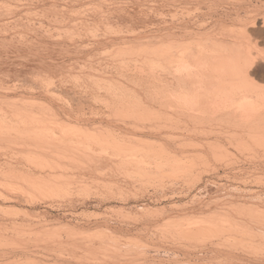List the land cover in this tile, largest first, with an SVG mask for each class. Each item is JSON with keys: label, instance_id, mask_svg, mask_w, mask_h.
<instances>
[{"label": "rangeland", "instance_id": "1", "mask_svg": "<svg viewBox=\"0 0 264 264\" xmlns=\"http://www.w3.org/2000/svg\"><path fill=\"white\" fill-rule=\"evenodd\" d=\"M16 1V0H15ZM19 1V0H18ZM15 2L16 4H13V5H11L10 7H9V10H8V14L6 13V11H4V9H3V13L1 12L0 13V18H2V19H0L1 21H0V55H1V59H0V86H2V87H7V85H8V87H10L11 85H13V83H14V86H15V89H14V87L13 86H11V87H13V89L15 90H10V88H8L7 90H4L5 88H3V90H2V87H1V89H0V96L2 97V96H4V97H2L3 99H1V97H0V101H1V104H3L4 102H6L5 100L7 99V103H9L10 102V100L9 99H12V97L15 99H12V101H14V105L16 106V100H18L17 101V103H18V105H19V103H22V99L24 100V101H26L25 99H30L28 102L30 103V101H31V99H34V100H32V102L33 101H35L36 103H37V101H38V104H41V103H43V104H45L46 103V105L45 106H47L48 104L47 103H49V105H50V107H55V108H53V109H57V110H55V111H57V112H59V114H55L59 119H57V117L54 115L53 117H52V115L53 114H51L50 115V113H47L46 115H47V117H49V115H50V119H53V120H51L50 121V123H48L49 122V120L47 121V120H45V119H49V118H47L46 116H45V119H44V117L43 118H41V116L42 115H44V114H42L41 116H40V112L41 111H38V108H36L35 110H31V111H33V112H31V113H35L36 114V116H34V117H36L37 119L34 121V120H31L32 122L34 121V123L33 124H31V126L29 125L30 123H31V121H29V122H22L21 123V125L22 126H25V128L24 127H22V129H25L26 130V132L27 131H29V133H31L30 132V129L32 128V130H34L35 128H37L36 126H34V125H38V124H35V123H37V120H42V126H43V129H42V127H41V131H43L44 133H45V131L46 132H48V130L49 129H52L53 131L58 127L57 125H59V123H61L62 121H64L63 123H62V125L60 126L59 125V129L57 128V133L55 134V139L57 138V141L58 140H60V135H59V133L61 134V131H63L64 133L65 132H67L68 133V135H71L72 137L74 136V135H76V134H78V132L81 130V129H83V130H81L79 133V135H81V134H85L86 133V131L89 133H91V130H92V133H94V132H96V133H94L95 135H97L98 136V133L101 135L100 137H101V139H100V137H98L97 138V136H93L94 137V139H95V137H96V140H95V142H97L95 145L92 143V145L90 144L93 140H92V135H90V133H89V136L87 135L88 133H86L84 136L83 135H81V137L83 138V137H86L85 138V140L84 139H82V141L84 140V142L82 143L83 144V146H84V148H85V145L87 146V148H86V150L84 151V150H81L82 151V153L80 152L78 155L80 156H78L77 154H76V156L78 157H76L75 155H72V158L71 159H66L67 157H65V156H67L68 155V158L71 156V155H69V154H64L63 152L65 151L64 149L65 148H63L62 146L63 145H65L64 143H63V145L61 146L60 144H58V148H59V146L62 148V149H60V152H58V151H54V150H56L55 148L57 147V141H52V142H50L49 143V141L51 140L50 138V140L48 141V143H47V146H46V142L44 141V139H45V137L50 133V135L48 136V137H50L51 135H54V132H52V130L48 133V134H46L45 136H42V134H43V132L42 133H39V132H41L40 130H39V128H38V130H35V131H38V135L40 136H42V137H44V139L43 138H40V140H42V141H44L45 142V145L43 144V142H41V143H39L40 144V146L41 145H43V147L44 148H46L47 147V149H53V150H49L50 152H52V153H54V152H57L59 155L58 156H60V155H62V156H60L59 157V161L57 160L58 159V157L56 156V153H54V156H53V154L51 153V154H48L49 153V151L46 149H44L42 146V149H38L39 148V146H38V148H37V146H36V149L35 148H32L31 146H28V147H24V145L25 144H23L22 146H19V145H21V143H23V139H25L24 137L23 138H21V137H18V134H16V132H17V130L19 131L20 130V128H21V126L19 127V129H16V127H15V130L16 131H12V133H15V134H11L10 133V135H13V136H16V137H18V138H16L17 140V142L15 141V139L14 140H12V141H10L9 139L6 141V140H4V139H1L2 140V142H0V148L2 149V151L0 150V161H1V159H2V161L0 162V170L2 171L1 173H3V177L1 176L2 174L0 173V181H2L3 183H1L0 182V184L4 187V186H6L5 184H7V183H9V185L8 186H6V191L8 192V191H10V192H8V194H6L5 196H4V198H2V197H0V264H13V262H16V263H14V264H41V263H43V264H51V263H53V261L55 260L54 258H56V256L59 258V259H61V257L62 258H65L66 257V255L68 256L69 255V252H68V250H67V248L66 247H62V245H60L61 247H59L58 245L56 246V247H58V249L60 250V252H58V250H57V248L56 247H51V248H53V249H56L55 251L53 250H49V249H51L50 247L49 248H47V246H46V248L47 249H45L44 247H43V245H42V239H44V240H46L47 239V237L49 236V235H51L52 233L51 232H54L55 231V228H53L54 226L56 227L57 225H59L60 226V224L59 223H61V226H62V222H64V224H65V222H66V220L67 219H69V220H71V222H79L81 225L82 224H84V225H82V227H84V228H80L79 230H81V231H85V230H87V229H89L88 231H94V229H96L95 230V232L97 233L98 232V234L100 233L99 231V229L101 228V226H102V224H100L99 223V221H97V220H102V222L101 223H103V222H107V223H113V225H115V226H120L122 223V225L124 226V223H125V226H124V228H129V229H127V231L129 232V233H127V234H125L124 236H126V237H124L123 235L121 236V237H114V235H111L110 234V236H112V237H114V238H117V240H119L118 241V244H120V245H118L119 247L120 246H122V245H124V246H122V247H120V248H127L128 246H125V244L126 245H128L129 244V246L130 247H128L127 249V252L129 251V254L128 253H126V251H124L125 252V254H127V255H129V256H127V255H125L124 253H122L123 251V249L121 250L122 252L121 253H119V251H118V253H119V255L117 254V256H120L121 254H124L123 255V257L124 256H127V257H130V254H131V262H130V258H125V260L123 259V257L120 259V257H117L119 260H121V263L123 264V262L122 261H124V263L126 262H130V263H127V264H133L134 262V264H148V262L150 263V264H160V263H162V264H167V263H169V264H174V262H175V264H202V263H204L205 264V262L207 261V263L206 264H208L209 262L211 263V264H215V261H218L219 259V262H220V264H235L236 263V260H238L237 261V263L236 264H264V244H260V243H264V242H262V241H264V237H263V234H260V233H258V234H255V236H252V237H254L255 239H257V238H259V237H261V239H260V242L258 243H256L255 244V246L258 244V246L257 247H252V244L254 243V241L252 242V240H250L249 239V241L248 240H246V239H244V241H242V242H245V240H246V242H247V244H248V242H251V243H249V244H251V247H250V245H249V247H248V250H250V252H246V251H248V250H245L244 249V253L242 252V250L243 249H238L236 252H234V248L235 247H233V245L231 246V244H232V242H227L226 240H224V242H225V245L227 246V248H226V246H224L223 248H221V245L224 243V242H222L223 240H220L219 241V239H216L215 240V238L216 237H219V238H222L221 236H214V235H210V236H213V239L212 238H205L206 240H208V239H212V244L215 246L216 244L215 243H217L218 245L220 244V247H217L216 248V246H215V248L216 249H218V248H220V249H218V250H220L219 252L216 250V249H213V245L210 243V241H206L204 238L203 239H201L200 237L198 238L197 236H195V234H193V236H195V238H197V239H200V240H193L192 238V236H191V234H189V236H187L186 234H188V233H191L192 232V228H191V232L189 231V229H190V227H189V225L190 226H192V225H196L197 223H199V222H201V221H204V222H207L206 220H210V218H211V220H217L219 217H220V214H221V217L218 219V221L220 222L221 221V223L223 222L224 224H230L232 227L234 226V225H237V223L239 222V220L240 221H244V222H240V223H249L250 221H252V222H250V223H254L253 221L255 220V223L257 222L259 225H262L264 222V128H262V127H264V123H261L260 121H259V119H262V118H264V117H262L263 115H264V108H256V109H253V111L255 112V110H257V114H255L254 116H251V117H253V118H248V120L250 121V119H251V121H253V125H256V127L255 126H252L251 125V123L246 119L245 120V122H242V124H240V119L242 118L241 116H237L236 115V117L233 115V117L230 115H226V114H223L222 113V109L223 108H221V107H218L217 106V104L216 103H214V104H212L211 106H207V107H210V108H207V107H205V109L204 108H202L203 110H202V112H201V110L200 109H197V110H194V108L193 107H195V106H191L192 108L190 109V105H196L195 103L197 102V99L199 98V97H201V95H205L204 93H203V91L201 90L202 89V87H200V89H198L199 91H197V89L195 88V87H193L195 90L194 91H197V93L196 92H194L193 91V89H192V92H194V93H191L190 92V88L187 90V88H188V86H189V84H187L186 82H184L183 80H184V78H182V76H179V75H181L180 74V72L182 71L183 73L185 72L186 74H187V72H188V70L187 69H189V68H182V69H179L178 70V68H176V67H179V68H181L180 67V64H178V62H179V58H180V54L178 55V54H176L177 52L178 53H180V51L182 52V53H184L185 55H186V53H188V54H190L189 52H191V53H193V54H190L191 56L193 55V56H198L200 53H202V50H203V48H206L205 50H207V49H209V48H211V47H215V46H213V45H211V47H210V45L209 44H211V43H208L209 41H211V39L213 38H215V39H217V38H220V39H222L223 37V39H225V40H227L228 38L230 39V37L231 38H233L231 35H233L235 38H236V40H240V38H241V41L242 40H244L242 37H241V33H240V31H237V30H239L241 27L240 26H242L243 25V23H238V22H241V21H238L240 18H235L234 19V21H233V19H229V18H227V16L225 15V14H228V13H230V14H232V16H236V12H238V15H242V17L241 18H243V16L244 17H247L246 15H247V13H253L254 12V8H255V6H256V9H263V7H264V3H262V2H264V0H246V3H245V1H242V0H240V1H242V2H238L239 0H233L234 1V3H236V4H234L233 3V1L232 0H230V1H226V0H224L225 2H223V0H222V2H221V0H186V1H184V0H167V1H165V0H135V1H133V0H31V2H30V0H20V2ZM70 1H71V3H70ZM74 1V2H73ZM145 1V2H144ZM149 1H151V2H149ZM154 1V2H153ZM164 1H165V3H164ZM171 1V2H170ZM176 1V2H175ZM188 1V2H187ZM196 1V2H195ZM198 1V2H197ZM212 1H214V2H216V3H214V2H212ZM236 1V2H235ZM262 1V2H261ZM3 2H5L4 4H3ZM25 2H27V4L25 3ZM35 2V3H34ZM39 2V3H38ZM72 2H73V4H72ZM185 2V3H184ZM219 2V3H218ZM238 2V3H237ZM256 2V3H255ZM1 3V2H0ZM17 3H19V4H17ZM24 4V6H23V4ZM34 3V4H33ZM79 3V4H78ZM132 3V4H131ZM163 3V4H162ZM190 3V4H189ZM199 3V4H198ZM203 3V4H202ZM211 3V4H210ZM214 3V4H213ZM228 3V4H227ZM6 4H7V2L6 1H2V4L1 5H5L6 6ZM118 4H121L122 6H118ZM124 4V5H123ZM142 4V5H141ZM153 4V5H152ZM161 4V5H160ZM202 4V5H201ZM223 5V7H222V5ZM225 4V5H224ZM227 4V5H226ZM243 4V5H242ZM252 4V5H251ZM256 4V5H255ZM9 5V4H8ZM7 5V6H8ZM19 5V6H18ZM22 5V6H21ZM30 5V6H29ZM146 5V6H145ZM152 5V6H151ZM166 5V6H165ZM201 5V6H200ZM248 5H249V7H248ZM4 6V7H5ZM12 6L14 7L13 9H12ZM15 6H17V9H15ZM151 8H150V7ZM168 6V7H167ZM213 6V7H212ZM222 7V8H219V7ZM236 8H235V7ZM260 6V7H259ZM24 7V8H23ZM57 7V8H56ZM132 7V8H131ZM139 7V8H138ZM141 7V8H140ZM157 7V8H156ZM197 7V8H196ZM240 7H242V8H240ZM251 7H253V8H251ZM117 8V9H116ZM121 8V9H120ZM124 8V10H122ZM130 8V9H129ZM135 8V9H134ZM145 8V9H144ZM198 8H200V9H198ZM210 10H209V9ZM214 8V9H213ZM219 8V9H218ZM246 8H247V10H246ZM12 9V10H11ZM21 9H23L22 11H21ZM116 9V10H115ZM121 10V12H120V10ZM202 9V10H201ZM218 9V10H217ZM222 9H226L225 11H226V13H225V11L224 10H222ZM229 9V11H227ZM236 9V10H235ZM245 9V10H244ZM44 10V11H43ZM77 10H79V12H80V14H79V12L77 11ZM128 11V13L126 14L125 12H127ZM131 10H133V11H131ZM140 10H141V12H140ZM146 10V12L144 13V11ZM149 10V11H148ZM152 10V11H151ZM209 10V11H208ZM212 10H213V12H212ZM239 10V11H238ZM253 10V11H252ZM17 11V12H16ZM19 11H20V14H19ZM27 11V12H26ZM116 11H117V13H116ZM124 11V12H123ZM130 11V12H129ZM143 11V12H142ZM231 11V12H230ZM233 11V12H232ZM245 11V12H244ZM246 11H248V12H246ZM249 11H251V12H249ZM13 12V13H12ZM139 12V13H138ZM150 12H151V14H150ZM153 12V13H152ZM155 12V13H154ZM203 12V13H202ZM228 12V13H227ZM235 12V13H234ZM262 12H264V9H263V11ZM12 13V14H11ZM25 13V14H24ZM76 13L78 14V15H76ZM103 13V14H102ZM142 15H141V14ZM149 13V14H148ZM219 13H222V15L221 14H219ZM246 14V15H244V14ZM22 14V15H21ZM46 14V15H45ZM70 14V15H69ZM72 14V15H71ZM117 14V15H116ZM120 14H122V15H120ZM123 14H125V15H123ZM129 14H130V16H129ZM153 14H154V17H153ZM161 14H164L163 16L161 15ZM219 14V15H218ZM225 16H224V15ZM2 15V16H1ZM4 15V16H3ZM18 15V16H17ZM69 15V16H68ZM74 15V16H73ZM110 15V16H109ZM136 15V16H135ZM138 15V16H137ZM146 15H148V17L146 16ZM156 15V16H155ZM157 15H159V17L157 16ZM161 15V16H160ZM213 17H215L214 19L212 18V16ZM9 16V17H8ZM15 16V17H14ZM30 16V17H29ZM69 18H68V17ZM78 17V19L76 18V19H74L73 17ZM81 16V17H80ZM133 16V17H132ZM218 16H220V17H218ZM4 17V18H3ZM21 17V18H20ZM26 17V18H25ZM80 17V18H79ZM104 17H106V18H104ZM111 17V18H110ZM131 17V18H130ZM156 17V18H155ZM211 17V18H210ZM219 18L218 20L216 19V18ZM225 17V18H224ZM14 18V20L12 21V19ZM16 18V19H15ZM17 18H19V19H17ZM25 18V19H24ZM33 18H34V21H33ZM56 18V19H55ZM74 19V20H76L75 21V23H74V21H72V19ZM81 18H83V19H81ZM108 18V19H107ZM112 18H114V19H112ZM130 18V19H129ZM133 18V19H132ZM138 18V19H137ZM152 18V19H151ZM161 18V19H160ZM222 18V19H221ZM4 19H6V23H5V20ZM9 19H11V20H9ZM22 19V20H21ZM24 19V20H23ZM28 19V20H27ZM55 19V20H54ZM66 19H71L70 21L69 20H66ZM106 19H107V21H106ZM118 20V21H116V20ZM136 19V20H135ZM160 19V20H159ZM207 19V20H206ZM225 19V20H224ZM236 19H237V23H236ZM3 20V21H2ZM9 20V21H8ZM17 20V21H16ZM27 20V21H26ZM53 20V21H52ZM61 22H60V21ZM66 22H65V21ZM81 20H83L82 22L84 23V24H82L83 26H81ZM122 20V21H121ZM126 20V21H125ZM150 20H151V22H150ZM165 20V21H164ZM183 20V21H182ZM208 20H210L209 22H208ZM213 20H216V22L217 21H221V22H223L224 24L226 23V25L228 26V24H231V26H234V25H236V27L234 26V27H231L230 25V30H229V26L228 27H226V25H222L223 23H221L220 24V22H218V23H216V22H214ZM228 20H229V22H228ZM58 21H59V23H58ZM69 21V22H68ZM72 21V22H71ZM81 23H80V22ZM143 21V22H142ZM161 21V22H160ZM188 21V22H187ZM208 22V24L207 23H205V22ZM226 21V22H225ZM1 22H4V24L3 23H1ZM33 22L35 23V24H33ZM49 22V23H48ZM53 22V23H52ZM57 22V23H56ZM77 22V23H76ZM79 22V23H78ZM106 22H108L109 24H107ZM110 22H111V24L113 25V26H117V25H114V24H120V25H125L126 23H128L129 22V24H131L132 23V25L135 27V28H137L138 30H144V25H145V28H146V24H147V29H149V30H151L152 29V27L153 26H155L154 28H153V31L155 32H157L156 34H158V35H161V36H163V38H164V41H165V37L166 36H170L171 35V37L172 38H174V39H170V41H172L173 43H175V41H176V45H175V47H174V44H169V45H172V51H168V52H171L169 55H171L172 57H177L176 58V61L175 60H170L172 63H171V66L169 65V63H170V61L169 62H167L166 61V59H165V61H163L162 60V65L163 66H161L160 68L161 69H159V71H162V72H160V73H163L162 74V77H163V79L165 80V81H163L162 82V85H164V87L161 85V88H163L162 90H159V91H161V94L159 95L158 93V95L160 96V98H159V100H158V102H157V106H152V107H150L149 109H147V110H143V111H146V113H144L143 111H141V110H137V109H135L136 111H134V110H132V111H128L127 109H126V107H122V108H124V109H119L118 111H117V109L115 108V107H113V104H114V106H115V103L116 104H120L121 105V103L120 102H128V99L126 98V100H124L123 98L122 99H120V98H118L117 96H116V94H114V93H112V92H110V91H108L107 89H105L104 88V91H101L102 90V88H100V87H98L97 85H95V84H93V82H92V79L91 78H89L88 77V80H90L91 82H92V84L90 83V82H88V80H87V77H85L86 75H82L81 74V72H84V71H87V69L88 70H91L92 68H94L93 70L94 71H97V72H99L100 74H104L105 76H117L118 75V68H117V64H116V62H114L112 59V61H113V63H112V61L111 60H109V58H111V57H113V54L112 53H109V51H111V50H113L112 49V46H113V44L111 45L110 43H109V41H111V43H112V41H113V39H112V36H113V38L114 39H116L117 37V40L120 38V36L122 35V31H120V32H122V33H120L119 31H118V33H120L119 34V36H118V33L117 32H115V31H111V29L108 27H106L105 28V26H108V25H111L110 24ZM118 22V23H117ZM144 22L146 23V24H144ZM153 22V23H152ZM164 22V23H163ZM166 22H168V23H166ZM180 22V23H179ZM182 22V23H181ZM186 22V23H185ZM211 22H213V23H211ZM228 22V23H227ZM235 22V23H234ZM7 23H8V25H7ZM12 23H13V25H12ZM26 23V24H25ZM32 23V24H31ZM64 25L65 24V26H67V27H69L72 23V25L68 28L69 29V31H66V28L65 27H62L61 29H60V31H59V34H61L63 31H66V33L68 32V34H69V32L70 31H72V30H74V31H79V33L78 34H76V35H74L73 33H74V31L72 32V34L73 35H69L70 36V39H69V36L68 35H66L65 36V34L63 35V33L61 34V35H55L56 33L58 34V30L59 29H57L58 27L57 26H59V25ZM71 23V24H70ZM134 23H136V24H134ZM151 23L152 24H154L153 26L151 25ZM161 23V24H160ZM163 23V24H162ZM205 23V24H204ZM233 23H234V25H233ZM17 24V25H16ZM23 24V25H22ZM41 24V25H40ZM43 24V25H42ZM49 24V25H48ZM52 24H53V26L56 28V30L54 31V27L52 26ZM55 24H59V25H55ZM85 24H87V26H85ZM106 24V25H105ZM118 24V25H119ZM156 24V25H155ZM178 24H179V26H178ZM185 24V25H184ZM204 24V25H203ZM242 24V25H241ZM6 25V26H5ZM22 25V26H21ZM25 25V26H24ZM28 25V26H27ZM35 25L37 26V28L35 27ZM69 25V26H68ZM75 25H77L76 27H75ZM143 25V26H142ZM148 25H151L150 27L148 26ZM163 25V26H162ZM165 25V26H164ZM169 25V26H168ZM211 25H212V27H211ZM218 25H220V26H218ZM3 26V27H2ZM10 26V27H9ZM14 26H16L17 28H15ZM27 26V27H26ZM32 26V27H31ZM42 27V29H41V27ZM156 26H159L158 28L156 27ZM175 26V27H174ZM183 26V27H182ZM186 28H185V27ZM222 26H223V29H222ZM238 26V27H237ZM5 27H7V28H5ZM39 27V28H38ZM54 29H53V28ZM59 27H61V26H59ZM81 27H83L82 29H81ZM84 27H85V29L86 28H88V30L86 31V32H84ZM161 27V28H160ZM166 27V28H165ZM189 27V28H188ZM214 28L213 30L211 29V28ZM225 27V28H224ZM240 27V28H239ZM12 28V29H11ZM25 28H26V30H25ZM29 28H31V29H29ZM64 28H65V30H64ZM139 28H141V29H139ZM143 28V29H142ZM155 28H157V29H159V30H154ZM188 28V29H187ZM216 28V29H215ZM221 28V29H220ZM233 28V30H231ZM237 28V30H235V29ZM4 29V30H3ZM9 29V30H8ZM10 29H11V31H10ZM15 29V30H14ZM63 29V30H62ZM77 29V30H76ZM79 29V30H78ZM84 29V30H83ZM104 29H106V30H104ZM108 29H110V31L108 30ZM147 29H145V30H147ZM209 29H211V30H209ZM220 29V30H219ZM227 29V30H226ZM6 30V32H4ZM8 30V31H7ZM18 30V31H17ZM21 30H25V31H21ZM29 30V31H28ZM33 30V31H32ZM40 30V31H39ZM51 30V31H50ZM61 30H62V32H61ZM82 30V31H81ZM148 30V31H149ZM169 30L170 31H172V30H174V31H172V32H174V33H170L169 32ZM209 30V31H208ZM215 30V31H214ZM222 31V32H219V31ZM3 31V32H2ZM17 32V33H14V32ZM36 31V32H35ZM44 31H46V32H48L49 31V33H50V35L52 36V37H50V35H48L49 33H46L45 34V32ZM102 31H103V33H102ZM125 31V30H124ZM185 31V32H184ZM213 31V32H212ZM224 31L226 32L227 31V33H225V34H223L224 33ZM229 31H232L234 34H231L232 32H229ZM236 31V32H235ZM263 31V32H262ZM261 32V34H259L260 36H257V35H250L251 36V39H252V42L253 43H255L256 44V46L258 45H260L259 47L260 48H258V49H263L264 48V40H262L263 38L262 37H264L263 35H264V27H263V30H262ZM8 32V33H7ZM23 32V33H22ZM37 33V35L35 36H33V34H35V33ZM41 32V33H40ZM53 32V33H52ZM107 34H106V33ZM108 32L110 33L109 35H108ZM126 32V31H125ZM214 32H216V33H214ZM218 32V33H217ZM237 32H239L240 33V38H238L239 36H237V35H235V34H239V33H237ZM2 33V34H1ZM5 35H4V34ZM13 33V34H12ZM21 33V34H20ZM55 33V34H54ZM81 33V35L84 37V38H82V36L80 35L79 36V34ZM105 33V34H104ZM112 33H116V34H112ZM209 33V34H208ZM214 33V35H212ZM219 33H221V35L219 34ZM228 33H230V35L228 34ZM11 34V35H10ZM26 34H27V36H26ZM32 34V35H31ZM41 34V38L39 37V35ZM98 34V35H97ZM103 34V35H102ZM112 34V35H111ZM123 34H125V33H123ZM218 36H217V35ZM227 34V35H226ZM2 35V36H1ZM10 35V36H9ZM12 35H14V36H12ZM18 35H20V36H18ZM63 35V36H62ZM97 35V36H96ZM100 35H102V36H100ZM110 36V37H108V36ZM172 35H174V36H172ZM229 35V36H228ZM16 36V37H15ZM22 36V37H21ZM45 36V37H44ZM60 36H62V37H60ZM76 36V37H75ZM104 36V37H103ZM207 36H209V37H207ZM255 36H257V37H255ZM4 37H6V39L5 40H3L4 39ZM14 37V38H13ZM30 37V38H29ZM35 37V38H34ZM49 37V38H48ZM57 37L59 38V39H57ZM64 37V38H63ZM71 37H73V39L71 38ZM75 37V38H74ZM78 37V38H77ZM80 37V38H79ZM93 37H97L96 39L97 40H100V41H97L95 38H93ZM116 37V38H115ZM253 37H255V38H253ZM260 37V38H259ZM12 38V39H11ZM24 38V39H23ZM25 38H26V40H25ZM34 40H33V39ZM51 38V39H50ZM56 38V39H55ZM77 38V39H76ZM92 38V39H91ZM104 38V39H103ZM108 38H111L110 40H108L107 41V39ZM207 38V39H206ZM209 38H211V39H209ZM18 39V40H17ZM32 39V40H31ZM38 41H37V40ZM71 39L73 40V41H75V42H73V41H71ZM83 39V40H82ZM94 39V40H93ZM206 40V42L204 41V40ZM209 39V40H208ZM228 39V40H229ZM257 39V42H258V44H257V42L255 41ZM7 40V41H6ZM10 40V41H9ZM11 40H13L14 42H11ZM20 40V41H19ZM52 40V41H51ZM59 40V41H58ZM67 40V41H66ZM207 40H208V42H207ZM227 40V41H228ZM16 41V42H15ZM18 41V42H17ZM21 41H22V43H21ZM27 41V42H26ZM28 41L30 42V43H28ZM32 41V42H31ZM40 41V42H39ZM46 41V42H45ZM61 41V42H60ZM83 41V42H82ZM93 41H96V43L95 42H93ZM204 43H203V42ZM262 41V42H261ZM3 42V43H2ZM8 42V43H7ZM9 42H11V43H13V44H10ZM24 42H25V45H24ZM37 42V43H36ZM41 42H43V43H41ZM64 42V43H63ZM171 42V43H172ZM35 43V44H34ZM40 43V44H39ZM46 43V44H45ZM61 43V44H60ZM62 43H63V45H62ZM67 43V44H66ZM91 43V44H90ZM201 43H203V45L201 44ZM208 43V44H207ZM4 44V47L2 46ZM16 44H17V46L19 47H17L16 46ZM23 44V45H22ZM30 45V47H29V45ZM34 44V45H33ZM77 44V45H76ZM87 44V45H86ZM90 44V45H89ZM101 44V45H100ZM107 44V45H106ZM205 44H207V45H209V48H207L208 46L207 45H205ZM254 44V45H255ZM12 45V46H11ZM15 45V46H14ZM45 45V46H44ZM70 45H73V46H70ZM81 45V46H80ZM83 45V46H82ZM85 45V46H84ZM163 45V44H162ZM229 45V44H228ZM28 46V47H27ZM36 46H37V48H36ZM40 46V47H39ZM69 48H68V47ZM88 46V48H86ZM166 46V45H165ZM164 45H163V47H165ZM205 46V47H204ZM230 46V45H229ZM246 48V50L248 49L247 47H249V50H247V52H246V50H245V55L248 53L249 54V52H251L250 53V56H256L257 55V48H251V45L249 46V45H244ZM263 46V48H261ZM33 47H34V49H33ZM44 47V48H43ZM47 47V49H45ZM77 47H79V49L77 48ZM84 47V48H83ZM171 47V46H170ZM203 47V48H202ZM6 48V49H5ZM14 48V49H13ZM22 48V49H21ZM24 48V49H23ZM29 48V49H28ZM43 48V49H42ZM60 48V49H59ZM76 48V49H75ZM91 48V49H90ZM113 48H114V46H113ZM251 48V49H250ZM3 51H2V50ZM25 49H26V51H25ZM36 49V50H35ZM74 49V50H73ZM82 49V50H81ZM170 50H171V48H169ZM10 50H13V51H10ZM24 52H23V51ZM35 50V51H34ZM38 50V51H37ZM48 50V51H47ZM59 50V51H58ZM69 50V51H68ZM75 50H77V51H75ZM188 52H187V51ZM264 50V49H263ZM2 51V52H1ZM16 51V52H15ZM30 51V52H29ZM63 51V52H62ZM70 51H71V53H70ZM6 52H8V53H6ZM19 52H20V54H19ZM32 52V53H31ZM37 52H38V54H37ZM56 54H55V53ZM66 52V53H65ZM77 54H75V53ZM252 52H254V53H252ZM10 53V54H9ZM18 53V54H17ZM69 53V54H68ZM73 53V54H72ZM82 53V54H81ZM89 53H90V55H89ZM23 54V55H22ZM35 54V55H34ZM42 54V55H41ZM55 54V55H54ZM187 54V55H188ZM251 54H253V55H251ZM6 55V56H5ZM17 55V56H16ZM27 55H28V57H27ZM41 55V56H40ZM64 55V56H63ZM69 55V56H68ZM71 55V56H70ZM13 56V57H12ZM21 56V57H20ZM30 56V57H29ZM34 56V57H33ZM36 56V57H35ZM56 56V57H55ZM78 56V57H77ZM89 56V57H88ZM247 56V55H246ZM4 57V58H3ZM20 58V59H18V58ZM24 57V58H23ZM171 57V58H172ZM175 57H174V59H175ZM6 58V59H5ZM10 58V59H9ZM32 58V59H31ZM36 60H35V59ZM39 58L41 59V60H39ZM49 60H48V59ZM52 58L54 59V60H52ZM63 60H62V59ZM75 60V62H74V60ZM83 58V59H82ZM87 58V59H86ZM170 58V59H171ZM23 59H25V60H23ZM31 60V61H28V60ZM34 59V60H33ZM46 59V60H45ZM100 59V60H99ZM105 61H104V60ZM177 59H178V61H177ZM7 60H9V61H7ZM19 60V61H18ZM27 60V61H26ZM39 60V61H38ZM59 60H61V61H59ZM71 60V61H70ZM98 61V63H97V61ZM107 60H109V62L107 61ZM2 61V62H1ZM5 61V62H4ZM13 61H15V62H13ZM24 63H23V62ZM34 63H33V62ZM47 61V62H46ZM59 61V62H58ZM64 61H65V63H67V64H65L64 63ZM37 62V63H36ZM58 62V63H57ZM69 62V63H68ZM70 62H73V63H70ZM108 62V63H107ZM205 61H203V63H204ZM2 63V64H1ZM18 63V64H17ZM30 63V64H29ZM32 63V64H31ZM39 63V64H38ZM101 63H103V65L101 64ZM115 63V64H114ZM167 63V64H166ZM175 63H177L176 65H175ZM11 64V65H10ZM14 64V65H13ZM23 66H22V65ZM26 64V65H25ZM34 64V65H33ZM38 65V66H36V65ZM45 64V65H44ZM48 64L50 65V66H48ZM52 64V65H51ZM64 64H65V66H64ZM95 64H98V65H95ZM99 64H101V65H99ZM111 64V65H110ZM166 64V65H165ZM172 64H174V65H172ZM33 65V66H32ZM63 65V66H62ZM68 65H70V66H68ZM75 68H73L72 66ZM79 65V66H78ZM110 65V66H109ZM168 65V66H167ZM8 66V67H7ZM16 66V67H15ZM22 66V67H21ZM25 66V67H24ZM35 66V67H34ZM45 66H47V67H45ZM52 66V67H51ZM59 66H61V67H59ZM98 66V67H97ZM103 66V67H102ZM114 66V67H113ZM116 66V67H115ZM170 66V67H169ZM255 66V67H254ZM5 67V68H4ZM7 67V68H6ZM12 67V68H11ZM18 67V68H17ZM32 69H30V68ZM34 67V68H33ZM43 67V68H42ZM49 67H51V68H49ZM59 67V68H58ZM67 67H68V69H67ZM72 67V68H71ZM76 67H78V68H76ZM92 67V68H91ZM163 67V68H162ZM16 68V69H15ZM36 68V69H35ZM42 68V69H41ZM46 68V69H45ZM49 68V69H48ZM57 68V69H56ZM60 68H62V69H60ZM71 68V69H70ZM79 68H81V70L79 69ZM84 68V69H83ZM99 70H98V69ZM104 68H107V70H105ZM111 68V69H110ZM168 70V71H170L171 70V72H172V74H169V73H171V72H168V71H166V69ZM251 68V69H250ZM249 68V74H250V76L252 77V78H255L254 80H255V82H256V84H258L257 86H254V87H252V85H247V87H244L243 86V88L242 87H240L242 90H244L243 92H238L237 93V91H233L231 88H224L223 90L222 89H220V91L219 92H213L214 90L212 89H210L209 91H207L208 93H206L207 95H208V97H210V98H213V97H215L217 100H226L227 99V97L230 95H232V93L231 92H233V94H235L236 96H234V95H232L231 97H238V96H240L241 94H243L244 96H248L247 98L248 99H251L252 101H253V99H255L256 100V98H258L259 97V99H261V97L262 96H264V94H262V93H264V60H260V59H258L251 67ZM4 70V72H3V70ZM35 69V70H34ZM39 69V72L37 71ZM48 69V73H49V71L51 72V73H49L50 74V76L51 75H53V73H54V76H51V77H53L52 78V80L51 81H53V82H55V83H52V82H50L51 83V87L49 86L48 87V83L46 84H44V82L42 81L43 79H41L40 77H37L38 75H40L41 76V74H45V72L47 73V70ZM56 69V70H55ZM59 69H60V71H59ZM70 69V70H69ZM74 69V70H73ZM83 69V70H82ZM86 69V70H85ZM96 69V70H95ZM114 69V70H113ZM175 69V70H174ZM8 70H10V71H8ZM20 70V71H19ZM23 70V71H22ZM27 70V71H26ZM43 70V71H42ZM64 70V71H63ZM67 70H69V71H67ZM78 70V71H77ZM172 70H174V71H172ZM178 70V71H177ZM187 70V71H186ZM251 70V71H250ZM6 71H7V73H6ZM14 71V72H13ZM18 71V72H17ZM31 71V72H30ZM33 71V72H32ZM72 71V72H71ZM115 72V74H111V72ZM118 71V72H117ZM10 72H11V74H10ZM13 72V73H12ZM17 72V73H16ZM24 72V73H23ZM27 73V75H26V73ZM44 72V73H43ZM66 72V73H65ZM73 72L75 73V74H73ZM88 72V71H87ZM113 72V73H114ZM164 72H166V73H164ZM175 72V73H174ZM32 73H34L35 74V76H33V78H31L32 77ZM56 73V74H55ZM70 75V76H68V74ZM71 73V74H70ZM168 73V74H167ZM176 73H177V75H176ZM184 73V75H186ZM233 73V72H232ZM16 76H14V75ZM17 74V75H16ZM60 74V75H59ZM63 74H65V75H67L68 76V78H67V76H65V75H63ZM73 74V75H72ZM81 74V75H80ZM9 75V76H8ZM14 77H13V76ZM19 75V76H18ZM25 75V76H24ZM29 75V76H28ZM37 75V76H36ZM56 75V76H55ZM61 75H62V77H61ZM76 75V76H75ZM166 75H167V77L169 76H171L170 78L168 77V79H167V77H166ZM176 75V76H175ZM2 76V77H1ZM5 76H7V77H5ZM18 76V77H17ZM43 76H45V75H43ZM63 76H64V78H63ZM73 76H75V77H77V78H75V77H73ZM187 76V75H186ZM4 77V78H3ZM11 77H12V79H11ZM20 77V78H19ZM37 77V78H36ZM56 77V78H55ZM71 77V78H70ZM73 77V78H72ZM80 77H81V80H80ZM117 77H121V76H117ZM175 77V78H174ZM8 78V79H7ZM14 78V79H13ZM16 78V79H15ZM21 78H22V80H21ZM24 78H25V80H24ZM26 78H29V79H26ZM35 78V79H34ZM38 78H40L41 80H39ZM58 78H60L59 80H58ZM235 78V77H234ZM19 79H20V81H19ZM38 79V80H37ZM79 79V80H78ZM170 79V80H169ZM185 79H187V78H185ZM7 80V81H6ZM8 80H10V82L8 81ZM13 80H15V81H13ZM71 80V81H70ZM85 80H86V82H85ZM121 80H125V78H121ZM12 81V82H11ZM18 81V82H17ZM29 81V82H28ZM33 81V82H32ZM40 81H42V82H40ZM60 83H59V82ZM74 81V82H73ZM75 81H77L76 83H75ZM127 81V80H126ZM166 81H168L167 83H166ZM24 82V83H23ZM26 82V83H25ZM34 84H32V83ZM38 82V83H37ZM63 82H64V84H63ZM82 82V83H81ZM84 82V83H83ZM87 82L89 83V84H87ZM128 82V81H127ZM165 82V83H164ZM7 83H9V84H7ZM19 83V84H18ZM23 83V84H22ZM41 83L42 84H44V85H47V87L45 86L44 87V85L42 86L41 85ZM59 83V84H58ZM2 84H4L5 86H3ZM38 84V85H37ZM53 84V85H52ZM59 86H58V85ZM66 84V85H65ZM84 84V85H83ZM262 84V85H261ZM25 85H27L26 86V89H25ZM57 86V87H55V86ZM88 85V86H87ZM169 85V86H168ZM260 85V86H259ZM17 86H18V88H17ZM23 86V87H22ZM42 86V87H41ZM83 86V87H82ZM98 87V88H96V90L97 91H99V89H101L99 92H97L96 90H94L93 88H90V87ZM263 86V87H262ZM60 87V88H59ZM66 87V88H65ZM85 87H88L89 88V90L91 91V92H93V94H94V91H96L95 92V94H94V101H96L97 99H101V100H98V101H96V102H94L93 101V95H92V93L88 90V88H85ZM131 87V86H130ZM137 87V90L134 92L133 90H131L132 92H134V93H131V91H130V88H128L129 89V92H128V94H135V93H137L138 92V87H140V86H136ZM135 87V88H136ZM184 87H187L186 89L184 88ZM258 87V88H257ZM21 88V89H20ZM31 88H33V90L31 89ZM37 90H36V89ZM42 88L44 89V88H48V93H49V95H48V99L50 100V101H48V99L45 97V96H47V94H45L46 93V89L43 91L42 90ZM50 88H53V90H54V92H56V93H54V94H52V92H53V90L52 89H50ZM57 88H58V90H57ZM160 88V89H161ZM246 88V89H245ZM253 88V90H251V89ZM263 88V89H262ZM25 89V90H24ZM34 89H35V91H34ZM62 89V90H61ZM83 89V90H82ZM84 89H86V90H84ZM94 91H93V90ZM140 90H139V92H138V94H135V95H138V96H140L141 97V93H142V98H140L141 100H143V102H145V99L147 98V96H146V92L142 89V87H140L139 88ZM164 89H165V91H164ZM226 89V90H225ZM232 90V91H230V90ZM248 89V90H247ZM250 89V90H249ZM257 89V90H256ZM258 89H260V90H258ZM9 90V91H8ZM17 90V91H16ZM77 90V91H76ZM81 90H82V92H81ZM106 90V91H105ZM200 90H201V92H200ZM223 92H222V91ZM246 90H247V92H246ZM254 90H256V91H254ZM6 91V92H5ZM27 91V92H26ZM29 91V92H28ZM31 91L33 92V93H31ZM37 91V92H36ZM58 91V92H57ZM62 91H63V93H62ZM68 91V92H67ZM87 93H86V92ZM89 91V92H88ZM163 91V92H162ZM250 91V93H248ZM253 91V92H252ZM259 91H260V93H259ZM13 92V93H12ZM39 92H45L44 94H45V96H43V93L42 94H40ZM81 92V93H80ZM84 92V93H83ZM102 92V93H101ZM103 92H105V93H103ZM106 92H109L108 94L106 93ZM200 94H199V93ZM211 92H212V95H210L211 94ZM251 92H252V94H251ZM255 92V93H254ZM8 93V94H7ZM17 93V94H16ZM20 93V94H19ZM52 95H51V94ZM67 93V94H66ZM76 93V94H75ZM86 93V94H85ZM103 94V96L101 97V95ZM111 93V94H110ZM203 93V94H202ZM214 93V94H213ZM216 93V94H215ZM220 93V94H219ZM228 93V94H227ZM230 93V94H229ZM239 93H240V95H239ZM246 93V94H245ZM5 94V95H4ZM25 94V95H24ZM59 94V97H61V95H62V99L61 98H56L57 97V95ZM85 94V97L83 96ZM91 94V95H90ZM97 94H98V96H97ZM105 94H106V96H105ZM112 95L111 97H108V95ZM145 94V95H144ZM199 94V95H198ZM223 94H225L224 96H223V98H222V95ZM254 94H256V95H254ZM14 95V96H13ZM18 95V96H17ZM34 95V96H33ZM39 95H41V96H43V97H41V96H39ZM81 97H80V96ZM95 95H96V98H95ZM109 95V96H110ZM127 95V94H126ZM145 97H144V96ZM187 95V96H186ZM189 95V96H188ZM195 95V96H194ZM198 95V96H197ZM214 95V96H213ZM219 95V96H218ZM251 95V96H250ZM259 95H262V96H259ZM25 96H27V97H25ZM50 96V97H49ZM67 96H69L68 98H66ZM79 96V97H78ZM92 96V97H91ZM104 96H105V100L104 99H102V98H104ZM217 96H218V98H217ZM250 96V97H249ZM6 97V98H5ZM9 97H11V98H9ZM34 97H36V98H34ZM51 97H53L52 99H51ZM76 97H78V99L76 98ZM84 99H83V98ZM89 97V98H88ZM97 97H99V98H97ZM113 97H115V98H113ZM164 97V98H163ZM192 97V98H191ZM194 97V98H193ZM253 99H252V98ZM5 98V99H4ZM16 98H18V99H16ZM46 98V99H45ZM66 98V100L64 101L63 99H65ZM108 98V99H107ZM143 98H145V99H143ZM196 98V99H195ZM224 98H226V99H224ZM20 99V100H19ZM70 99V100H69ZM111 99V100H110ZM114 101H113V100ZM121 100V101H119V100ZM148 99H149V97H148ZM192 99H193V101H192ZM2 100H4L3 102H2ZM51 100H52V102H51ZM55 101V103H54V101ZM83 100V102H81ZM92 100V101H91ZM103 100H104V102H103ZM151 100V99H150ZM196 100V101H195ZM11 101V102H12ZM24 101H23V104H24ZM42 101H44V102H42ZM60 101V102H59ZM87 101H88V103H87ZM106 101V102H105ZM112 103H111V102ZM115 101H117V102H115ZM153 101V100H152ZM163 101V102H162ZM11 102L9 103V104H11ZM27 102V103H28ZM41 102V103H40ZM62 102V103H61ZM66 102H69V104L68 103H66ZM71 102V103H70ZM77 102H78V104H77ZM79 102H81V104L79 103ZM93 102L94 103H98V104H102V106H100V105H95V104H93ZM101 102H103V103H101ZM124 102V103H125ZM154 102V101H153ZM51 103V104H50ZM54 105H53V104ZM57 103V104H56ZM107 105H106V104ZM112 105H110V104ZM124 103H122V104H124ZM13 104H11V105H13ZM42 104V105H43ZM63 104H65V105H63ZM87 104V105H86ZM105 104V105H104ZM108 104H109V106H108ZM155 105H156V102L154 103ZM160 104L162 105L161 106V109H159L160 108ZM165 104V105H164ZM179 104H180V106H179ZM189 104V106H187ZM6 105V104H5ZM4 105V106H5ZM17 105V106H18ZM27 105V104H26ZM52 105V106H51ZM56 105V106H55ZM70 105V106H69ZM80 105V106H79ZM84 105V106H83ZM91 105V106H90ZM173 105V106H172ZM186 105V106H185ZM2 106V105H1ZM89 106V107H88ZM108 107L109 109H106V108H104V107ZM124 106H126V104L124 105ZM159 106V107H158ZM217 106V107H216ZM49 107V106H48ZM57 107H61V109H60V111H59V109L57 108ZM62 107H64V108H62ZM80 107H82V109L80 108ZM91 107V108H90ZM93 107V108H92ZM95 107H97V109L95 108ZM99 107H101V108H99ZM155 107H157V108H155ZM164 107H166V108H164ZM185 107V108H184ZM212 107V108H211ZM214 107V108H213ZM2 108H3V106H2ZM66 108H68V109H66ZM83 108H84V111H83ZM87 108V109H86ZM98 108L100 109V110H98ZM113 108V109H112ZM114 108H115V110H114ZM169 108V109H168ZM182 108V109H181ZM197 108V107H196ZM207 108V109H206ZM92 109V110H91ZM94 109H96V110H94ZM105 109V110H104ZM154 109V110H153ZM155 109H157V110H155ZM159 109V110H158ZM190 109V110H189ZM216 109V110H215ZM218 109V110H217ZM226 109V108H225ZM235 109V108H234ZM260 109H261V111L262 112H260ZM62 110H64V111H62ZM69 110L71 111V112H69ZM81 110V111H80ZM107 110L109 111L108 113H107ZM112 110H114V111H112ZM127 110V111H126ZM149 110H151V111H153L152 113H151V111H149ZM192 110V111H191ZM206 110V111H205ZM213 110V111H212ZM216 112H215V111ZM221 110V111H220ZM67 111V112H66ZM82 111H83V113H82ZM87 111H90V112H87ZM95 111H97V112H95L96 113V115L99 113V115H97V117H95L96 115H95V113L94 112ZM103 111H105V112H103ZM110 111H111V113H110ZM121 111H123V112H121ZM133 111H134V114H133ZM139 111V112H138ZM142 113H141V112ZM147 111H148V113H147ZM155 111L156 112H158L157 114L155 113ZM186 111V112H185ZM196 111V112H195ZM200 112V114H199V112ZM219 111V112H218ZM234 111H236V109L234 110ZM259 111V112H258ZM39 112V113H38ZM102 114H101V113ZM115 112H117V113H119V114H115ZM125 112V113H124ZM128 112H131V114L130 113H128ZM189 112V113H188ZM195 112V113H194ZM203 112H205V114L203 113ZM215 113V114H213V113ZM218 112V114H216ZM62 113H63V115H62ZM77 113H79V114H77ZM81 113V114H80ZM88 113V114H87ZM91 113H92V115H91ZM94 113V114H93ZM105 113H107V115L108 116H106V114ZM128 113V114H127ZM137 113H139V114H137ZM141 113V114H140ZM167 115H166V114ZM178 113V114H177ZM197 113V114H196ZM201 113H203V114H201ZM212 113V114H211ZM258 113H261V114H258ZM7 114V113H6ZM49 114V115H48ZM76 114V115H75ZM83 114V115H82ZM87 116H86V115ZM105 114V115H104ZM137 114V115H136ZM142 114H144L143 116H142ZM153 116H152V115ZM156 114V115H155ZM196 114V115H195ZM212 115V116H207V115ZM68 115V116H67ZM78 115V116H77ZM89 115V116H88ZM101 115V116H100ZM110 115H111V117H110ZM130 115V116H129ZM134 115V116H133ZM136 115V116H135ZM140 115V116H139ZM166 117H165V116ZM187 115H188V117H187ZM191 115V116H190ZM192 115H194V116H192ZM203 115V116H202ZM205 115H206V117H205ZM213 115H214V117H213ZM257 115H261V118L259 117V116H257ZM1 116V115H0ZM2 116H5V115H2ZM1 116V118L3 119L4 117H2ZM69 116H70V118H69ZM102 116H104V117H102ZM113 116V117H112ZM139 116V117H138ZM142 116V117H141ZM157 116V117H156ZM159 116V117H158ZM183 116H185L184 118H181V117H183ZM196 116V117H195ZM202 116V117H201ZM219 116V117H218ZM224 116H229V117H224ZM8 117V115L6 116V118ZM52 117V118H51ZM76 117V118H75ZM79 117H82V118H79ZM89 117V118H88ZM117 117V118H116ZM120 117V118H119ZM144 117V118H143ZM150 117V118H149ZM235 117V118H234ZM250 117V116H249ZM258 119H257V118ZM6 118H4V120L3 121H1V122H3V123H1L0 122V127L4 124H10L11 126L10 127H13L14 125L13 124H15V123H17V121H15V123H14V120L13 119H11L10 117H8L9 119H11V121H12V124H11V121H8L9 119L7 118V121H6ZM88 118V119H87ZM93 118H95V119H93ZM123 118V119H122ZM126 118H127V120H126ZM132 120H131V119ZM138 118H139V120H138ZM205 118V119H204ZM217 118H219L218 120H217ZM221 118H224V119H227L228 121H230V122H226L227 120H224V119H221ZM230 118H232V119H230ZM2 119H0V120H2ZM63 119V120H62ZM90 119V120H89ZM93 119V120H92ZM100 119H101V121H100ZM110 119H111V123H110ZM121 119V120H120ZM148 119V120H147ZM203 119V120H202ZM208 119H210V121L208 120ZM236 121H235V120ZM253 119V120H252ZM41 120L39 121V123H41ZM56 120H58L57 122V124H55V123H53V121H56ZM77 120H78V123H77ZM80 120V121H79ZM85 122H84V121ZM104 120H105V122H104ZM109 120V121H108ZM118 122H117V121ZM125 120V121H124ZM136 120V121H135ZM146 120V121H145ZM157 120V121H156ZM194 120V121H193ZM195 120H197V121H195ZM222 120H224V122H222ZM235 121V122H233V121ZM256 120H257V123L255 124V122H256ZM7 122V123H5V122ZM28 121V120H27ZM44 121V122H43ZM48 123H46V122ZM61 121V122H60ZM84 123H83V122ZM131 121V122H130ZM133 121V122H132ZM140 121V122H139ZM149 121H151V122H149ZM156 121V122H155ZM202 121V122H201ZM221 121V122H220ZM238 121V122H237ZM246 121H248V123L246 122ZM255 121V122H254ZM9 122V123H8ZM82 122V123H81ZM94 122V123H93ZM103 122V123H102ZM109 122V123H108ZM125 122V123H124ZM142 122V123H141ZM152 122H153V124H152ZM161 122V123H160ZM233 122V124L231 125V123ZM259 122V123H258ZM46 125H45V124ZM52 123H53V128H52ZM66 123H71V126H69V128H71L72 126H73V124H74V126H73V128L72 129H69V128H67L68 127V124H67V126L65 125ZM87 123V124H86ZM97 123H99V124H97ZM132 123V124H131ZM140 123V124H139ZM154 123H156V124H154ZM159 123V124H158ZM208 123H210V124H208ZM220 123H222V124H220ZM224 123H226V124H224ZM227 123H229V124H227ZM234 123H236V124H234ZM247 123V124H246ZM250 123V124H249ZM26 124V125H25ZM49 124H51L50 126H49ZM55 124V125H54ZM63 124H64V126H63ZM78 124V125H77ZM104 124V125H103ZM106 124V125H105ZM115 124V125H114ZM130 124H131V126H130ZM218 124V125H217ZM262 124V125H261ZM28 125V126H27ZM44 125H45V128L47 127L48 128V130L47 129H45L44 128ZM48 125V126H47ZM70 125V124H69ZM90 125V126H89ZM96 125L99 127H96ZM99 125H101V126H99ZM108 125V126H107ZM140 125V126H139ZM152 125V126H151ZM217 125V126H216ZM220 125H222V126H220ZM224 125V126H223ZM227 125V126H226ZM229 125H230V127H229ZM237 127H236V126ZM239 125H240V127H239ZM249 125H251V126H249ZM258 125V126H257ZM261 125V126H260ZM31 127L30 129L28 128V127ZM55 126V127H54ZM57 126V127H56ZM76 126H79L80 127V130H79V127H77L78 128V131L76 130L75 131V129H77L76 128ZM83 126V127H82ZM85 126H87V127H85ZM97 128V130H98V132L96 131V128ZM116 126V127H115ZM128 126V127H127ZM145 126L147 127L148 126V128H150V129H152V132H153V128L154 129H156V130H154V135L156 136H154L152 133H150L151 131H150V129L148 130V129H145ZM151 126V127H150ZM154 126V127H153ZM159 128V131H161V129H163L161 132H155V131H157L158 130V128ZM161 126V127H160ZM213 126V127H212ZM260 126V130L259 131H261V132H259V131H257L258 130V128L257 127H259ZM9 127V128H10ZM17 127V128H18ZM33 127H35L34 129H33ZM39 127H40V124H39ZM51 127V128H50ZM60 127H63L62 129L60 128ZM91 127V128H90ZM93 127H94V129H93ZM103 127V128H102ZM106 127H107V130H105L106 129ZM109 127V128H108ZM127 127V128H126ZM134 129H132V128ZM135 127H137V128H139V129H136ZM142 127H143V129H142ZM153 127V128H152ZM164 127V128H163ZM167 127H169V128H167ZM194 127H195V129H194ZM212 127V128H211ZM222 127V128H221ZM251 127H255V128H251ZM26 128H28V129H26ZM75 128V129H74ZM90 129V131H88V130H86V129ZM112 128V129H111ZM167 128V129H166ZM189 128H190V130H189ZM245 129L246 130V132H244L245 130H242V129ZM257 128V130H255ZM13 129H14V127H13ZM67 129V130H66ZM101 129V130H100ZM119 129V130H118ZM124 129V130H123ZM131 129H132V131H131ZM136 129V130H135ZM217 129V130H216ZM222 129V130H221ZM224 129V130H223ZM225 129L227 130V131H225ZM228 129H230L229 131H228ZM236 129V130H235ZM241 129V130H240ZM249 129L251 130V129H253V130H255V132H257V133H255L253 130L252 131H249ZM31 130V131H32ZM45 130V131H44ZM73 130H74V132H73ZM84 130H86L85 131V133H84ZM102 130H104V131H102ZM109 130H110V132H109ZM114 130V131H113ZM128 130H129V132H128ZM141 130V131H140ZM144 130H146V131H144ZM194 130V131H193ZM205 130V131H204ZM206 130H207V132H206ZM216 132H215V131ZM238 130V131H237ZM21 131V130H20ZM19 131V135H23L25 132H20ZM55 131V132H56ZM109 133H112V136L113 135H115V136H111V134H108V132ZM118 131V132H117ZM135 131V132H134ZM142 131H144V132H142ZM198 131V133L196 134V132ZM209 131V132H208ZM220 131H221V133H220ZM222 131L224 132V133H226V134H224V133H222ZM62 132V133H63ZM116 132V133H115ZM122 132V134H120ZM126 132H128V133H126ZM168 132V133H167ZM191 132H194V134L192 133V134H190V135H188L189 133H191ZM214 134H213V133ZM218 132V133H217ZM232 132L233 134L235 133V135H233L232 133L230 134V133ZM249 132H252L253 134H255V135H253L252 133H249ZM21 133V134H20ZM33 133V132H32ZM35 133H37V132H35ZM35 133H33V135H35ZM67 133H65L64 135H62V136H65V135H67ZM103 135H102V134ZM105 133V134H104ZM108 135H107V134ZM118 133V134H117ZM124 133H125V135H124ZM141 133V134H140ZM150 133V134H149ZM156 133L158 134V133H160V134H158V136L156 135ZM211 133V134H210ZM217 133V134H216ZM238 133V134H237ZM243 133V134H242ZM258 133H260V136L263 134V138H260V136H259V134ZM72 134H74V135H72ZM93 134V135H94ZM130 135V136H128V135ZM137 134V135H136ZM164 135L165 134V138H164V136H162V135ZM166 134H168V135H166ZM187 134V135H186ZM205 134H208L207 136H205ZM247 134H248V137H247ZM250 134V135H249ZM25 135V134H24ZM37 135V134H36ZM38 135L37 136H35L37 139L39 138L38 137ZM44 135V134H43ZM57 135H59V139H58V137H57ZM67 135V137L65 138V137H61L62 138V140H65V139H67L68 137H70V136H68ZM88 137H87V136ZM119 135V136H118ZM122 135H124V136H122ZM127 135V136H126ZM132 135H133V137H132ZM136 135V136H135ZM143 135V136H142ZM152 135V136H151ZM164 138H162L161 136ZM176 135V136H175ZM180 135H182V137L180 136ZM197 135H199V136H197ZM217 135V136H216ZM230 135V136H229ZM238 135V136H237ZM258 135V140H257V138L256 139H254L256 136ZM40 136V137H41ZM103 136V137H102ZM108 136V138L110 139V142H113V144L111 145L110 144V142L108 143V141L107 140H105V138ZM126 136V137H125ZM141 136V137H140ZM160 136V137H159ZM169 138H168V137ZM226 136H228V137H226ZM234 136H236V137H234ZM244 136H246V137H244ZM253 136V137H252ZM6 137H7V135H6ZM6 137H4L5 139H7ZM72 137H70V138H72ZM92 137V138H91ZM120 137H123L124 138V140H121L122 138H120ZM129 137V138H128ZM131 137L132 138H135V139H133V141L135 140V142H131V143H129L130 144V146H129V144H128V140H131ZM139 137V138H138ZM170 137H172L171 138V140L169 141V139H170ZM176 137V138H175ZM190 137H192V139L190 138ZM216 137H217V139H216ZM232 137V138H231ZM242 137V138H241ZM251 139H250V138ZM262 137V136H261ZM36 138H34V139H32V141H30V142H32L30 145H33V146H35V143H36V145H38V142H40V140L38 141ZM53 138H54V136H53ZM63 138H65V139H63ZM69 138V139H70ZM89 138V140H87L86 141V139H88ZM91 138V139H90ZM103 138V139H102ZM148 139V140H145V139ZM166 138H168V139H166ZM184 140H183V139ZM228 138V139H227ZM235 138L237 139V140H235ZM244 138V139H243ZM246 138V139H245ZM46 139H47V137H46ZM55 139H53V140H55ZM69 139H68V141H69ZM98 139V140H97ZM107 139V138H106ZM108 139V140H109ZM114 139V140H113ZM115 139H118V141L117 140H115ZM126 139H128V140H126ZM138 139V140H137ZM143 139V140H142ZM150 139L152 140L151 142H150ZM156 139V140H155ZM159 139V140H158ZM166 139V140H165ZM219 139H220V141H219ZM234 139V140H233ZM238 139H240V140H238ZM250 139V140H249ZM261 139V140H260ZM0 140V141H1ZM4 140V141H3ZM35 142H34V141ZM62 140H60L61 142H62ZM72 139H70V142H72L71 141ZM179 140V141H178ZM183 140V141H182ZM188 142H187V141ZM191 140H193V141H191ZM214 140V141H213ZM218 140V141H217ZM231 140V141H230ZM248 142H247V141ZM254 140H257V141H254ZM263 140V141H262ZM86 141V142H85ZM88 141H90L89 142V144H90V147L91 148H93L92 146H95L94 148H96V146H97V144H98V146H97V150H98V152L97 151H95V150H93V149H91V148H89L88 146L89 145H87V143H88ZM123 141V142H122ZM124 141H125V143H124ZM139 141V142H138ZM141 141V142H140ZM142 141H144V142H142ZM157 141V142H156ZM161 143H160V142ZM163 141H165V145H164V142ZM170 142V144H169V142ZM174 141H175V143H174ZM195 141V142H194ZM217 141V142H216ZM258 141H262L261 143L260 142H258ZM5 142H7V143H5ZM10 142V143H9ZM56 142V143H55ZM65 142V141H64ZM94 142V141H93ZM94 142V143H95ZM104 144H103V143ZM107 142V143H106ZM116 142V143H115ZM122 143V145H121V143ZM148 142V143H147ZM159 142V143H158ZM185 144H184V143ZM204 142V143H203ZM208 142V143H207ZM215 142V143H214ZM251 144H250V143ZM255 142H257V143H255ZM17 144L16 146H15V144ZM59 143V142H58ZM69 143V142H68ZM74 143V141L71 143V144H73ZM76 143V142H75ZM84 143H86V144H84ZM120 143V144H119ZM135 143V144H134ZM140 143H142V144H140ZM157 143V144H156ZM163 143V144H162ZM167 143V144H166ZM182 143V144H181ZM193 143V144H192ZM206 143V144H205ZM221 143V144H220ZM241 143H242V145H241ZM13 144V145H12ZM54 144H55V146L56 147H54ZM106 144V145H105ZM110 144V145H109ZM124 144V145H123ZM126 144V145H125ZM148 144V145H147ZM169 144V145H168ZM174 144H176V146L174 145ZM190 144V145H189ZM217 144V145H216ZM244 144V145H243ZM254 144V145H253ZM3 145L4 146H6V147H4V148H2L3 147ZM9 145H11V146H9ZM50 145V146H49ZM100 145H103V146H100ZM114 145H116V147L118 148H113L114 147ZM120 145V146H119ZM133 145L134 146H136V147H133ZM144 145L146 146V147H144ZM155 145V146H154ZM160 146V145H163V146H160V147H163V148H161V149H163V151L165 152L164 154H167L166 153V151L168 152V154H170L171 152H169L171 149V151L172 152H175V153H171L169 156H170V160L172 159V158H175L174 160H172V162H170L171 164H169V165H165V166H167V167H164V166H162V164L160 165V166H162V167H160V169H158L159 167L156 165V164H158L159 165V163H160V159H159V157L157 156L158 154H156V153H159V152H162V150L161 149H157L158 148V146ZM167 145V146H166ZM179 145V146H178ZM223 145V146H222ZM258 145V146H257ZM2 146V147H1ZM12 146H13V148H12ZM53 146V147H52ZM105 146V147H104ZM110 146H113V147H110ZM125 146V147H124ZM142 147V148H140V147ZM152 146V147H151ZM169 146H172V147H174V148H172V147H169ZM196 148H195V147ZM198 146V147H197ZM254 146H255V148H254ZM18 147V148H17ZM19 147H20V149H19ZM30 147H31V149H30ZM50 147V148H49ZM66 147H68V146H66ZM101 148V149H99V148ZM121 147V148H120ZM151 147V148H150ZM159 147V148H160ZM169 148V149H166V148ZM181 147V148H180ZM188 147V148H187ZM200 147V148H199ZM214 147V148H213ZM223 147V148H222ZM229 147V148H228ZM249 147V148H248ZM253 147V148H252ZM14 149V150H11V149ZM28 149V150H26V149ZM57 148V149H58ZM83 147H82V149H84ZM104 148H107L108 149V151L110 150V148H111V150L109 151V153L111 154H109V153H107V152H105L107 149H104ZM120 148V149H119ZM125 148V149H124ZM131 148L133 149L132 151H131ZM153 148V149H152ZM155 148V149H154ZM164 148H165V150H164ZM175 148H177L176 150H175ZM6 150V152H5V150ZM43 150V151H45V153H47V154H44V156H45V158H44V156L43 155H39L40 157V159L39 158H36L35 157V150ZM88 149H91V150H89L88 151ZM116 151H115V150ZM127 149H129L128 151H127V153H126V151H124V150H127ZM147 149V150H146ZM217 149V150H216ZM251 149V150H250ZM9 150V151H8ZM15 150H17V151H15ZM25 150L27 151V152H25ZM29 150H31V151H33L32 153H31V151H29ZM61 150H63V151H61ZM119 150V151H118ZM121 150H123L124 151V153L121 151ZM135 150H136V152H135ZM149 150V151H148ZM153 150H156V157H154L155 156V154H154V152L155 151H153ZM161 150V151H160ZM175 150V151H174ZM12 151H13V153H20L19 155L21 156H19L18 154V156H19V158H16V157H18L17 155L15 156V155H13V153H12ZM23 152V155H25L26 154V156H23V155H21V152ZM30 153H29V152ZM48 151V152H47ZM92 151V152H91ZM95 151V152H94ZM101 151V152H100ZM113 151H115L114 153H113ZM134 151V152H133ZM142 151H144V152H142ZM146 151V152H145ZM148 151V152H147ZM153 151V154L151 153ZM157 151H159V152H157ZM177 151V152H176ZM181 151V152H180ZM209 151V152H208ZM220 151V152H219ZM225 151V152H224ZM253 151L255 152V154H253ZM260 151V152H259ZM11 152V153H10ZM84 152H88V154H87V157L89 158H87V157H85V155H83V153ZM89 152H91V154L89 153ZM100 152V153H99ZM118 152V153H117ZM119 152H120V154H119ZM183 152V153H182ZM193 152V153H192ZM208 152V153H207ZM3 153V154H2ZM4 153L6 154V155H4ZM25 153V154H24ZM27 153H29L28 155L30 156L29 158H31V157H33V159L35 158V159H38V160H32V161H36L37 163H38V161L40 162V160H41V156H42V160H41V162L39 163L40 164V166H41V163H43V162H45V160L47 159V157L49 158H51V157H53V158H51L50 160H52V159H54V161H50V162H48L49 161V159H47L48 161L46 162V163H43L42 165H44V166H41V167H38L39 166V164H37L36 163V165L37 166H35V163L33 162V164L34 165H32V163H30L29 161H27L26 160V158L23 160L22 159V156L23 157H27L28 158V155H27ZM85 153V154H86ZM92 153H94V154H92ZM96 153H98V154H96ZM122 153V154H121ZM131 153V154H130ZM135 153V154H134ZM136 153H140V154H138V156H136L137 154ZM146 156V154L149 156V157H151V158H148V159H151V161L150 162H152L151 164V167H147V165H144V164H146V163H143V162H141L140 160H142L143 161V158L142 159H140V157H139V155H142L144 158H145V156L143 155V154ZM148 153H151L153 156H151V154H148ZM182 154V155H180V154ZM187 153V154H186ZM207 155H206V154ZM224 153V154H223ZM231 153V154H230ZM236 153V154H235ZM2 154V155H1ZM80 154H82V155H80ZM102 154V155H101ZM107 154H108V156H107ZM124 154V155H123ZM167 154V155H168ZM175 154V155H174ZM177 154H179V155H177ZM186 154V155H185ZM193 154V155H192ZM199 154V155H198ZM227 154V155H226ZM259 156H258V155ZM263 154V155H262ZM4 155V156H3ZM13 156V157H11V159H10V157L9 156ZM34 155V156H33ZM47 155H51V156H47ZM90 155H91V158H90ZM92 155H94V156H92ZM95 155H96V157H95ZM105 155H106V157H108V158H106L105 157ZM115 155H116V157H115ZM121 155L123 156L122 158H121ZM130 155H131V157H130ZM184 155V156H183ZM189 157H188V156ZM204 155V156H203ZM208 155H209V157H208ZM244 155V156H243ZM256 155V156H255ZM262 155V156H261ZM5 156H7V157H5ZM36 156L38 157V155L36 154ZM64 156V157H63ZM75 158H77V159H79L80 161H81V156L83 157V160L82 161H85V162H82V164H85V165H81V162L79 161V160H77V159H74V157ZM98 156V157H97ZM100 156V157H99ZM106 158V159H104V157ZM112 156V158H110ZM125 156H127V158H129L131 161H132V159H133V161L131 162L130 160H129V162H128V159L125 157ZM133 156H135V157H139V164H140V166L142 165H144L143 166V168H140L139 167V164H138V162L136 163V161L137 160H135L134 159V157ZM148 156H146V158L148 157ZM171 156H174V157H171ZM175 156H181V157H175ZM195 156V157H194ZM198 156V157H197ZM207 156V158H205ZM9 157V158H8ZM56 157V158H55ZM62 157V158H61ZM93 157V158H92ZM103 157V159L104 160H102L101 161V158ZM154 157V158H153ZM162 157H166V155H162ZM183 157V158H182ZM229 159H228V158ZM231 157V158H230ZM28 158V160H30L31 161V159H29ZM84 158H85V160H84ZM95 158H97V159H95ZM115 158H118V159H115ZM119 158H121V159H124V160H126L125 162H124V165L125 166H123V160H119ZM132 158V159H131ZM157 159V161H159V162H156L155 163V161H156V159ZM181 158V159H180ZM187 160H186V159ZM193 160H192V159ZM197 158V159H196ZM238 158V159H237ZM261 158V160L263 159V162H261V160H259ZM13 159V160H12ZM44 159V160H43ZM62 159V160H61ZM73 159L74 160H77V162H79L80 164H77V162L75 161H73ZM93 159V160H92ZM95 159V160H94ZM108 159V161H106ZM110 159V160H109ZM147 159V160H148ZM183 159V160H182ZM242 159V160H241ZM250 159H251V161H250ZM7 160H8V162H7ZM9 160H12V161H10L9 162ZM20 160V161H19ZM22 160V161H21ZM64 160V161H63ZM71 160V161H70ZM88 160V161H87ZM91 160V161H90ZM98 160H100V161H98ZM111 160H113V161H111ZM114 160H116L117 161V163H116V161H114ZM146 160V159H145ZM180 160V161H179ZM184 160H185V162H184ZM198 160H201L200 162L198 161ZM209 160V161H208ZM241 160V161H240ZM15 161H17L18 163H16ZM31 161V162H32ZM62 161V162H61ZM90 161V162H89ZM96 161H97V163H96ZM118 161H120L119 163L121 164V165H119V163H118ZM134 161H135V164L134 165H136V166H134L132 163H134ZM188 161V162H187ZM243 161V162H242ZM257 161V163L255 164V162ZM261 162V163H258V162ZM2 162H4V164L2 163ZM14 162V163H13ZM20 162V163H19ZM29 162V163H28ZM57 162V163H56ZM88 162V163H87ZM101 162V163H100ZM113 163V164H111V163ZM115 162V163H114ZM131 162V163H130ZM145 162V161H144ZM147 162V164L149 163V160L148 161H146ZM176 162H180L179 164L177 163L176 164ZM190 162H192V163H190ZM232 162V163H231ZM234 162V163H233ZM252 163V164H250V163ZM7 165H6V164ZM13 163V164H12ZM26 163V164H25ZM48 163V164H47ZM53 165V166H56V167H53V166H51V164ZM61 163V164H60ZM90 163V164H89ZM110 163V164H109ZM125 163H127V164H125ZM141 163H143V164H141ZM184 163V164H183ZM187 163L189 164L188 165V167L190 168V169H188V167H187ZM3 164V165H2ZM11 164L13 165V166H11ZM20 164V165H19ZM23 164V165H22ZM25 164V165H24ZM50 165L49 167L47 166V165ZM55 164H57V165H55ZM87 164L89 165V167L90 166H92L91 168H87L88 166H87ZM114 164H115V167H114ZM128 164L130 165V164H132L131 166L132 167H130L131 169H129V166H128ZM137 164H138V167H137ZM154 164V165H153ZM261 166H260V165ZM9 165H10V168H9ZM14 165H16V166H14ZM32 165V166H31ZM61 165V166H60ZM93 165H95V167H97L99 170V172L98 171H96L97 170V168L95 169V167L93 166ZM100 165H102V166H100ZM149 165H150V163H149ZM178 165V166H177ZM179 165H181V166H179ZM185 165V166H184ZM228 165V166H227ZM238 165V166H237ZM3 166V167H2ZM5 166V167H4ZM25 166V167H24ZM34 166V167H33ZM87 166V167H86ZM114 167V170H113V172H112V168ZM120 168H119V167ZM128 166V167H127ZM133 166H134V168H133ZM141 166V167H142ZM154 166H156L154 169H156V170H154V169H152ZM191 166V167H190ZM205 166V167H204ZM230 166V167H229ZM245 166V167H244ZM257 166V167H256ZM260 166V167H259ZM14 167V168H13ZM27 167L29 168V169H27ZM38 167V168H37ZM44 167V168H43ZM50 167H52V169L50 168ZM61 169V171H60V169ZM62 167V168H61ZM86 167V170L84 169ZM94 167V168H93ZM103 167V168H102ZM106 167H108V168H106ZM109 167H111V168H109ZM125 167H127V168H125ZM136 167V168H135ZM158 167V168H157ZM163 167H164V169L166 168H168L167 170L165 169V171L163 170ZM170 167L172 168V169H174V170H171L170 169ZM178 168V169H176V168ZM185 167V168H184ZM186 167H187V169H186ZM212 167H214V168H212ZM249 167V168H248ZM3 168V169H2ZM4 168H5V170H4ZM8 168V169H7ZM14 169V171L16 172V175H15V172H13L14 174L13 175H15V176H12L11 174V171L10 170H12V169ZM18 168V169H17ZM35 168V169H34ZM41 168V169H40ZM56 168V169H55ZM105 168V169H104ZM116 168H118V169H116ZM125 168V169H124ZM136 171H134L133 169ZM146 168V169H145ZM148 168V169H147ZM181 168V169H180ZM185 169V170H183V169ZM225 168V169H224ZM254 168V169H253ZM261 168V169H260ZM10 169V170H9ZM30 169H32V170H30ZM34 169V170H33ZM39 169H40V171H39ZM51 171H50V170ZM55 169V170H54ZM88 169V170H87ZM90 169H94L93 171L91 170V171H89ZM101 169H104V170H102L101 171ZM109 169V170H108ZM126 169H127V171H126ZM129 169V170H128ZM139 169V170H138ZM150 169H152V171H154V172H152V171H149ZM163 170V172H162V170ZM212 169V170H211ZM231 169V170H230ZM248 169V170H247ZM252 169H253V171H252ZM30 170V172H28ZM43 170V171H42ZM64 170V171H63ZM131 170H133V171H131ZM142 170H144V171H142ZM145 170H148V171H145ZM161 170V171H160ZM181 170V171H180ZM189 170V171H188ZM191 170V171H190ZM217 170V171H216ZM225 170V171H224ZM240 170V171H239ZM257 170V172H255ZM8 171H10V172H8ZM21 171V172H20ZM24 171V172H23ZM26 171V172H25ZM33 171V172H32ZM40 174H37V172ZM50 171V172H49ZM87 171V172H86ZM89 171V172H88ZM105 171H106V173H105ZM111 171V172H110ZM118 171H123L122 172V174H121V172H120V174H119V172ZM130 172V173H127V174H129V175H131V176H133V177H131V176H129L131 179H128L129 177L127 176V174H126V172ZM139 171V172H138ZM175 171H176V173H175ZM193 171V172H192ZM213 171V172H212ZM4 172H8L9 173V176H8V174H4ZM23 172V173H22ZM32 172V173H31ZM49 174H48V173ZM60 172V173H59ZM62 172V173H61ZM101 172V173H100ZM103 172L105 173V174H103ZM133 172V173H132ZM145 172H148L150 175H148V173H145ZM151 172V173H150ZM156 172V173H155ZM162 173L163 175H161L160 173ZM165 172V173H164ZM166 172H168V173H166ZM181 172H183V173H181ZM186 172V173H185ZM216 172V173H215ZM259 172V173H258ZM18 173V174H17ZM21 173V174H20ZM25 173V174H24ZM29 173V174H28ZM36 173V174H35ZM53 173H55V174H53ZM67 173V174H66ZM89 173V174H88ZM99 173V174H98ZM109 173L111 174V175H109ZM115 173H118V174H115ZM123 173H124V177L126 178H124L123 177ZM135 173H137V174H139V175H141L142 176V178H140L139 177V175H137L136 176V174ZM144 173V174H143ZM248 173V174H247ZM59 174V175H58ZM63 174V175H62ZM92 174V175H91ZM96 174H97V176H96ZM108 174V175H107ZM114 174V175H113ZM135 174V175H134ZM146 174V175H145ZM151 174H153V178H151L152 177V175ZM157 174V175H156ZM167 174V175H166ZM170 174H172V175H179V176H176L175 175V177L174 176H171ZM182 176H181V175ZM197 174H198V176H197ZM229 174V175H228ZM255 174V175H254ZM7 175V176H6ZM25 175H27L28 176V178H26V176L24 177ZM34 175H36V176H34ZM39 175V176H38ZM47 175L49 176L48 178H47ZM51 175H54V176H51ZM59 178H57L56 176ZM61 175V176H60ZM68 175H70V176H68ZM73 175V176H72ZM91 175V176H90ZM100 175V176H99ZM116 175H118V176H116ZM126 175V176H125ZM144 175V176H143ZM170 175V176H169ZM185 175L187 176V177H185ZM190 175V176H189ZM5 176V177H4ZM10 176H12L13 178L14 177H16V178H14V180H13V178L12 177H10ZM22 176V177H21ZM32 176V177H31ZM62 176H65V177H62ZM68 176V177H67ZM99 176V178L100 179H102L101 181L102 182H105V183H101V181L100 182H97V180H100L99 178H97ZM112 176V177H111ZM113 176H114V178H113ZM147 176V177H146ZM149 176V177H148ZM157 176V177H156ZM163 178H162V177ZM166 176H167V178H166ZM192 176V177H191ZM259 176V177H258ZM10 179H9V178ZM17 177H20V178H18L17 179ZM35 177V178H34ZM37 177H39V178H37ZM44 177V178H43ZM52 177V178H51ZM54 177H55V180L56 181H54ZM67 177V178H66ZM74 177V180L72 179ZM93 177V178H92ZM109 177V178H108ZM141 179H139V178ZM178 177V178H177ZM197 177H199V179H197ZM4 178V179H3ZM24 178H26V179H28V182L29 183H33V185H35L36 186V188L32 185V184H29L28 182V184H25L26 183V179H24ZM34 180H33V179ZM37 178V179H36ZM59 180V181H57V179ZM65 178V180H63ZM96 179L95 181L96 182H94L93 180H91V179ZM122 178V179H121ZM132 178H134V180H132ZM138 178V179H137ZM151 180H149V179ZM155 178V179H154ZM166 178V179H165ZM170 178V179H169ZM184 178V179H183ZM208 178V179H207ZM230 178H232V179H230ZM237 178H239V179H237ZM255 178V179H254ZM21 179H23V180H21ZM32 179V180H31ZM40 179V180H39ZM44 179H47L48 180V182H49V180H52L53 181V183H52V181L50 182V183H46L47 182V180H44ZM68 179V180H67ZM79 179V180H78ZM90 179V180H89ZM109 179V180H108ZM114 181H113V180ZM153 179V180H152ZM168 179V180H167ZM202 181H201V180ZM248 179V180H247ZM16 180V181H15ZM17 180H19V181H17ZM80 180H83V181H80ZM104 180H106V181H104ZM117 180V181H116ZM130 180V181H129ZM136 180V181H135ZM138 180V181H137ZM146 180V183L148 182V184L146 185V183H143V181H145ZM240 180V181H239ZM251 180V181H250ZM31 181V182H30ZM33 181V182H32ZM40 181V182H39ZM43 181H45V183L43 182ZM66 181V182H65ZM71 181V182H70ZM76 181H78L77 183H81V184H83V183H85V184H83L82 185V187L81 188H84V189H81L79 186H81L80 184H77V183H74V182H76ZM107 181H109L108 183H107ZM111 181H113L114 183L113 184H111L112 182ZM119 181V182H118ZM126 181H127V183L128 184H125L126 183ZM129 181V182H128ZM134 181V182H133ZM142 181V182H141ZM151 183H150V182ZM214 181V182H213ZM21 182H25L24 184L25 185H23V183H22V185H19V184H21ZM41 182H43V183H41ZM54 182L56 183H58V184H63V182H64V185H59V187H60V189H59V187H58V184L56 183V184H54ZM59 182H61V183H59ZM68 182V183H67ZM73 182V183H72ZM115 182H116V184H115ZM123 182V183H122ZM125 182V183H124ZM152 182H153V184H152ZM156 182H163V184H161V183H156ZM219 182V183H218ZM222 184H221V183ZM36 183V184H35ZM95 183H97V184H95ZM99 183V184H98ZM118 183V184H117ZM120 183V184H119ZM142 183V184H141ZM156 183V184H155ZM169 183V184H168ZM172 183H174V184H172ZM190 183V184H189ZM206 183V184H205ZM216 183V184H215ZM229 183V184H228ZM13 184H14V187L13 188H15V189H17L16 191H14V189L13 188H11L12 186H13ZM39 184V185H38ZM40 184H42V185H40ZM45 186H44V185ZM46 184H50V186H48V185H46ZM51 184L52 185H54V186H52L51 187ZM76 184V185H75ZM104 184H106V185H108L109 184V186H101V185H104ZM114 184H115V186H114ZM125 184V185H124ZM137 184V185H136ZM144 184V185H143ZM192 184V185H191ZM195 184V185H194ZM219 184V185H218ZM221 184V185H220ZM31 185L33 186V187H31ZM57 185V186H56ZM73 185H75V186H73ZM79 185V186H78ZM93 185V186H92ZM95 185H97V186H95ZM114 187H112V186ZM118 185V186H117ZM127 185V186H126ZM131 185H134V186H131ZM142 185H143V187H142ZM151 185V186H150ZM155 185V186H154ZM158 185V186H157ZM160 185H161V187H163V188H161L160 187ZM169 185V186H168ZM184 187H182V186ZM223 185V186H222ZM29 186V187H28ZM37 186H38V189H37ZM48 186V188H45V187H47ZM56 186V187H55ZM87 186V187H86ZM124 187V189H123V187ZM139 186H141V187H139ZM154 186V187H153ZM164 186H166V187H164ZM194 186V187H193ZM236 186V187H235ZM8 187H10V188H8ZM17 187V188H16ZM31 187V188H30ZM40 187V188H39ZM49 187H51V189L49 188ZM79 187V188H78ZM97 187V188H96ZM104 187V188H103ZM106 187V188H105ZM110 187H112V189L110 188ZM118 187V188H117ZM125 187H127L126 189H125ZM152 187H153V189H152ZM158 187V188H157ZM175 187V188H174ZM232 187V188H231ZM1 188V187H0ZM5 188V187H4ZM24 189V188H26V191H25V189L22 191H19L20 189ZM32 188H34V192H33V190H32ZM43 189V191H42V189ZM54 188V189H53ZM56 188V189H55ZM77 188V189H76ZM86 188V189H85ZM90 188V189H89ZM165 188V189H164ZM168 188V189H167ZM172 188H174V189H172ZM229 188V189H228ZM19 189V190H18ZM46 189H48V190H46ZM52 189H53V195L49 192V190L50 191H52ZM57 189H59V191L57 190ZM64 189H67V191H65V192H63L62 190ZM79 189V190H78ZM99 189V190H98ZM110 189H111V191H110ZM121 189V190H120ZM128 189V190H127ZM146 189V190H145ZM148 189V190H147ZM156 189V190H155ZM228 189V190H227ZM246 189V190H245ZM29 190V191H28ZM36 190V191H35ZM37 190L39 191V192H37ZM41 190V191H40ZM81 190V191H80ZM82 190H84V191H82ZM89 192H88V191ZM96 190V191H95ZM109 190V191H108ZM123 193H121L120 191ZM133 190V191H132ZM140 190V191H139ZM147 191V193L146 192H144V191ZM11 191H13V192H11ZM18 191H19V193H18ZM25 191V192H24ZM28 191V194L30 193V196H32V197H30V196H28V194L26 193ZM58 191V193H55V192H57ZM75 191L77 192V193H75ZM81 192V193H79V192ZM95 191V192H94ZM99 191V192H98ZM114 191V192H113ZM138 191V192H137ZM154 191V192H153ZM179 191H181V192H179ZM225 191V192H224ZM17 192V193H16ZM41 192V193H40ZM45 192H47V193H45ZM59 192H61V193H59ZM103 192V193H102ZM105 192V193H104ZM110 192V193H109ZM116 192V193H115ZM142 192V193H141ZM149 192H152V195H151V193H149ZM158 192V193H157ZM164 192V193H163ZM166 192V193H165ZM187 194V195H185V193ZM11 193V195H9ZM31 193H34V194H31ZM63 193V194H62ZM68 193V194H67ZM75 193V194H74ZM89 193V194H88ZM109 193V194H108ZM117 193H119L120 194V196H119V194H117ZM126 193V194H125ZM135 193H137V194H135ZM146 193V194H145ZM168 193V194H167ZM176 193V194H175ZM180 193V194H179ZM252 193V194H251ZM254 193V194H253ZM14 194V195H13ZM16 194V195H15ZM18 194H19V196H18ZM24 194V195H23ZM37 194H39V196L37 195ZM42 194H44L45 195V197L42 195ZM47 194H51L50 196H52L51 198H49L50 196H46ZM57 194H58V196H59V194L61 195L60 197H62L63 195V200L59 197L58 198V196H57ZM66 194V195H65ZM76 194H77V196H76ZM85 194V195H84ZM87 194V195H86ZM104 194V195H103ZM132 195V196H130V195ZM140 194V195H139ZM159 196H158V195ZM170 194H172V195H170ZM182 194V195H181ZM26 195V196H25ZM35 195V197L33 198V196ZM37 195V196H36ZM67 195H68V197H67ZM84 195V196H83ZM90 195V196H89ZM97 195V196H96ZM99 195H100V197H99ZM111 195V196H110ZM116 195V196H115ZM136 195V196H135ZM139 195V196H138ZM162 197H161V196ZM165 195H166V197H165ZM168 195V196H167ZM226 195V196H225ZM237 195V196H236ZM255 195V196H254ZM257 195V196H256ZM22 196V197H21ZM53 196H56V199H55V197H53ZM69 196H71V197H69ZM109 198H108V197ZM113 196V197H112ZM121 196H123V198L121 197ZM129 196V197H128ZM141 196V197H140ZM260 196V197H259ZM263 196V197H262ZM5 197H8V198H6L5 199ZM11 197V198H10ZM13 197H15V199L13 198ZM23 200H21L20 198ZM42 197H44V198H41ZM66 197V198H65ZM102 197V198H101ZM105 197V198H104ZM117 197V198H116ZM118 197H120V198H118ZM126 198V200H125V198ZM132 197V198H131ZM139 197V198H138ZM164 197V198H163ZM239 197V198H238ZM9 198L11 199V200H9ZM12 198H13V200H12ZM18 198V199H17ZM24 198H26V199H24ZM30 198V199H29ZM37 198V199H36ZM54 198V199H53ZM58 198V199H57ZM68 198V199H67ZM106 198H108V199H106ZM128 198V199H127ZM157 199V200H155V199ZM160 198H162V199H160ZM253 198V199H252ZM263 198V199H262ZM20 199V200H19ZM28 199V200H27ZM33 199H34V203H33ZM36 199V200H35ZM48 199V200H47ZM52 199V200H51ZM66 201H65V200ZM101 199V200H100ZM123 199V200H122ZM201 200V202H200V200ZM3 200H5V201H3ZM10 201V203H9V201ZM20 201V203H19V201ZM26 200H27V202H26ZM32 200V201H31ZM42 200V201H41ZM55 200V201H54ZM107 200V201H106ZM193 200V201H192ZM197 200H199V201H197ZM13 201H15V202H13ZM17 201V202H16ZM23 203H22V202ZM46 201V202H45ZM59 201V202H58ZM72 201V202H71ZM78 201V202H77ZM98 201V202H97ZM117 201V202H116ZM124 201V202H123ZM128 201V202H127ZM191 201V202H190ZM263 201V202H262ZM40 202V203H39ZM49 202V203H48ZM102 202V203H101ZM188 202V203H187ZM197 202H199V203H197ZM259 202H261V203H259ZM8 203V204H7ZM51 203V204H50ZM58 203V204H57ZM97 203V204H96ZM114 203V204H113ZM157 203V204H156ZM172 203V204H171ZM181 205H180V204ZM186 203V204H185ZM243 205H242V204ZM46 204V205H45ZM135 204V205H134ZM164 204V205H163ZM228 204V205H227ZM230 204H232V205H230ZM234 204V205H233ZM236 204L237 205H239V206H236ZM255 204H257V205H255ZM14 205V206H13ZM59 207H58V206ZM93 205V206H92ZM110 205V207L108 208L107 206H109ZM115 205H117V207L115 206ZM129 205V206H128ZM143 205H145V206H143ZM160 205V206H159ZM168 205V206H167ZM180 205V206H179ZM184 205H187V206H184ZM196 205V206H195ZM201 205V206H200ZM229 205H230V208H229ZM260 205V206H259ZM2 206V207H1ZM23 206V207H22ZM118 206H120L119 208H118ZM126 206V207H125ZM141 208H140V207ZM149 206V207H148ZM150 206L151 207H153L154 209H150ZM161 206H164L166 209L168 208V210H165V212L163 211V208L164 207H161ZM192 206H193V208H192ZM242 206V207H241ZM9 208V209H7V208ZM11 207V208H10ZM65 207V208H64ZM161 207V208H160ZM171 207V208H170ZM180 207V208H179ZM233 207H236V208H233ZM239 207H241L240 209H238ZM262 207V209H260L259 210V208H261ZM13 208H14V210H13ZM24 208L26 209V210H24ZM55 208V209H54ZM111 208V209H110ZM115 208V209H114ZM134 210H133V209ZM139 208V209H138ZM145 208H148L147 210L145 209ZM156 208H157V210H159V212L156 210ZM164 208V209H165ZM205 208V209H204ZM223 208V209H222ZM246 208H248L249 210H246ZM2 209H4V211H2ZM16 209V210H15ZM18 209V210H17ZM21 209H22V211H21ZM28 209V210H27ZM37 209V210H36ZM46 209V210H45ZM108 209V210H107ZM112 210V211H110V210ZM119 209V210H118ZM122 209V210H121ZM129 209V210H128ZM132 209V210H131ZM141 209V210H140ZM183 209V210H182ZM193 209V210H192ZM200 211H199V210ZM221 211H220V210ZM233 209H235V210H233ZM258 209V210H257ZM8 210H9V213H8ZM23 210L25 211V212H23ZM30 210V211H29ZM32 210H33V213L35 214H32ZM79 210V211H78ZM81 210V211H80ZM106 210V211H105ZM125 210H127L128 211V213H124L123 211H125ZM138 210H140V211H138ZM170 210V211H169ZM172 210H174V211H172ZM204 210V211H203ZM206 210H208V211H206ZM220 211V212H217V213H215L216 211ZM224 212H223V211ZM231 210V211H230ZM232 210L234 211V212H232ZM237 210H238V212H237ZM250 210H252L253 212H252V214L250 213L251 211ZM257 210V211H256ZM263 210V211H262ZM27 211V212H26ZM37 211H38V213H37ZM68 211V212H67ZM70 211V212H69ZM82 211H84V212H82ZM89 211V212H88ZM97 211V212H96ZM116 211V212H115ZM119 211H121V212H119ZM132 211V212H131ZM137 211V212H136ZM142 211V212H141ZM147 212V215H146V212ZM155 211V212H154ZM187 211V212H186ZM192 211V212H191ZM201 211H203V212H201ZM210 211L215 215V217L213 216V214H211L210 213ZM239 211H242V212H239ZM244 211H245V213H244ZM13 212H15L14 214H11V213ZM18 212H20V214L18 213ZM22 212V213H21ZM65 213L64 215H63V213ZM76 214H74V213ZM107 212H109V213H107ZM118 212V213H117ZM126 212V211H125ZM135 214H134V213ZM164 212V213H163ZM167 212V213H166ZM184 212H186V213H184ZM188 212H189V214H188ZM199 213V214H197V213ZM207 212V213H206ZM224 214H223V213ZM228 212H231V213H228ZM237 212V213H236ZM260 212V213H259ZM2 213V214H1ZM29 213V214H28ZM37 213V214H36ZM49 213V214H48ZM71 213V214H70ZM78 213H80V215H78ZM96 213H98V214H101V213H103V214H101L100 215V217H99V215L98 214H96ZM105 213H106V215H105ZM120 213V216L121 217H119V214ZM131 213V214H130ZM140 213V214H139ZM152 213V214H151ZM153 213H155V214H153ZM172 213H174V214H172ZM179 213V214H178ZM182 213H184V214H182ZM204 213H206V214H204ZM211 214L210 216H209V214ZM219 213V214H218ZM243 213H244V216L245 217H243ZM248 215H250V216H248ZM250 213V214H249ZM6 214V215H5ZM8 214H10L8 217H6ZM16 214H19V215H16ZM41 214V215H40ZM46 214V215H45ZM58 215V216H61L60 218L61 219H64L63 217H65V218H67V219H64L62 222H59V223H53L52 225H49L48 224V226H46L45 227V229L41 226L42 225V223H45V220L46 221H48L47 219L49 218H52L51 216L52 215ZM83 214H84V216H86V217H84L83 216ZM93 214V215H92ZM95 214V215H94ZM117 214V215H116ZM122 214V215H121ZM125 214H127V215H129V217H131V218H126V217H128V216H126ZM144 215L143 217H142V215ZM160 214H162V215H160ZM189 215V217L187 216V215ZM192 214H193V216L194 215H196L195 216V218L194 217H192V219L191 220H188V218H190L191 216H192ZM202 214V215H201ZM223 214V215H222ZM242 214V215H241ZM254 214V215H253ZM260 214V215H259ZM17 217H16V216ZM38 217H37V216ZM45 215V216H44ZM82 215V216H81ZM96 215H97V217H96ZM110 215V216H109ZM133 215V216H132ZM137 215V216H136ZM141 215V216H140ZM156 215V216H155ZM157 215H159V216H157ZM179 215V216H178ZM184 215H186L187 216V218H185L186 216H184ZM241 215V216H240ZM253 215V216H252ZM3 216H5V218L3 217ZM11 216H12V218H11ZM26 218V220H23V219H25L24 217ZM31 218H30V217ZM43 216V217H42ZM71 216V217H70ZM94 216V217H93ZM108 218H107V217ZM117 216V217H116ZM123 216V217H122ZM147 216V217H146ZM154 216V217H153ZM177 216V217H176ZM183 216V217H182ZM209 216V217H208ZM228 216V217H227ZM1 217H2V219H1ZM14 217V218H13ZM28 217V218H27ZM46 217V218H45ZM96 217V218H95ZM112 217V218H111ZM114 217V218H113ZM118 217H119V219H118ZM125 217V218H124ZM142 217V218H141ZM149 217H150V219H149ZM154 219H153V218ZM161 219H160V218ZM169 217V218H168ZM175 217V219L176 218H179V220L177 219V221L175 222V219H171V218H174ZM218 217V218H217ZM229 217H231V218H229ZM251 218V220H250V218ZM30 218V219H29ZM36 218V219H35ZM80 218V219H79ZM100 218V219H99ZM117 218V219H116ZM140 218V219H139ZM145 220H144V219ZM159 218V219H158ZM186 219V221H184V220H182L183 222V225L185 226V228L186 227H188V228H186V229H184L183 230V232H185V230H187L186 232L187 233H185V234H183V233H181L182 232V226H181V219ZM198 218V219H197ZM209 218V219H208ZM214 218V219H213ZM216 218V219H215ZM224 218V219H223ZM226 218V219H225ZM244 218V219H243ZM9 219H14V220H12V221H10ZM16 219V220H15ZM29 219V220H28ZM44 220V222H43V220ZM108 220V221H105V220ZM121 219V220H120ZM126 219V220H125ZM130 219V220H129ZM134 219V220H133ZM154 221H153V220ZM169 221V223H168V221ZM195 221H194V220ZM235 219V220H234ZM237 219V220H236ZM247 219V220H246ZM254 219V220H253ZM261 219V220H260ZM2 220V221H1ZM22 221L21 222V228H20V221ZM33 220V221H32ZM41 222H39V221ZM75 220V221H74ZM83 222H82V221ZM110 220H112V221H110ZM116 220V222L114 223V221ZM129 220V221H128ZM142 220H143V222H142ZM150 220V221H149ZM166 220V221H165ZM189 221V224H188V226H187V223H188V221ZM225 222H224V221ZM228 220V221H227ZM248 220H249V222H248ZM256 220H258V221H256ZM260 220V221H259ZM263 220V221H262ZM5 221L7 222L8 221V223H5ZM16 222L15 223V225H14V222ZM30 222V224L32 225H30L29 224V222ZM32 221V222H31ZM90 223H89V222ZM119 221V222H118ZM132 221L134 222V223H132ZM147 223H146V222ZM152 221V222H151ZM164 221H165V223H164ZM190 221H191V223H190ZM195 222L196 224H194V223H192V222ZM198 221V222H197ZM245 221H247V222H245ZM18 222V223H17ZM24 222H26L27 223V225H26V223H24ZM36 222V223H35ZM82 222V223H81ZM87 222V223H86ZM96 222V223H95ZM137 222H139L140 224H138ZM151 222V223H150ZM153 222H154V224H153ZM172 222H175V223H172ZM204 222H201V223H204ZM234 222V223H233ZM5 223V224H4ZM34 225H33V224ZM38 223H40L39 225H38ZM92 223H94V224H92ZM100 225H99V224ZM126 223H127V225H126ZM142 223V224H141ZM156 223V224H155ZM160 223V224H159ZM167 223V224H166ZM177 223H178V225H177ZM262 223V224H261ZM16 224H17V226H16ZM19 224V225H18ZM29 224V225H28ZM51 224V223H50ZM55 224H57V225H55ZM97 224V225H96ZM120 224V225H119ZM129 224H130V226H129ZM133 224V225H132ZM170 224V225H169ZM200 224V223H199ZM239 224V223H238ZM4 225V226H3ZM9 225H11V226H9ZM85 225H86V227H85ZM87 225H89V226H87ZM94 225V226H93ZM99 225V226H98ZM121 225V226H122ZM134 227H132V226ZM145 226V227H143V226ZM147 225V226H146ZM151 225H152V227H151ZM162 225V226H161ZM171 225H174V226H172L171 227ZM8 226V227H7ZM30 226V227H29ZM35 226V227H34ZM41 226V227H40ZM59 226H57L56 228V231L58 232V234H60V236H58L57 237V234H56V237L57 238H59V237H62L64 240L65 239H67L66 238V236H65V234H62V232L63 231H61L60 230V228H62L61 226H60V228H59ZM98 226V227H97ZM136 226V227H135ZM140 226V227H139ZM141 226L143 227V229L141 228ZM155 226V227H154ZM157 226V227H156ZM159 226L161 227V228H164V226H165V228H166V230H171L170 232H168L167 231V233H166V230L164 231L163 229H161V228H159ZM181 226V227H180ZM262 226H264V224L262 225ZM2 227H5V228H2ZM37 227V228H36ZM49 227V228H48ZM51 227H52V229H54L53 231H51L50 232V230H51ZM93 227V228H92ZM104 225L102 226V228H101V230L103 229V231H105V232H101V233H104V234H102V236L104 237H106L107 238V236H108V231L107 230H104ZM178 227V228H177ZM11 228H12V230H11ZM14 228V229H13ZM43 228V229H42ZM97 228H98V230L99 231H97ZM131 228H133V230L131 229ZM141 228V229H140ZM151 228V229H150ZM157 228H159V229H157ZM181 228V231L179 230ZM3 229V230H2ZM40 229H42V231H40ZM58 229H59V231H58ZM65 229V228H64ZM93 229V230H92ZM106 229V228H105ZM145 229V230H144ZM147 229V230H146ZM153 229V230H152ZM177 229V230H176ZM4 231V232H2V231ZM8 230V231H7ZM17 230H18V232L20 233V231H21V233L19 234L18 232H17ZM24 230V231H23ZM37 230V231H36ZM62 230H63V228H62ZM79 230H78V232L77 233H79L80 234V232H79ZM143 231V232H139L138 233V231ZM149 230V231H148ZM155 230V231H154ZM156 230H159L158 232L156 231ZM162 230V231H161ZM178 231V233L180 234V236L178 237V236H176V234H178L176 231ZM15 231H16V234H15ZM25 233V234H23V232ZM34 231V234L33 233H31V232H33ZM39 232L40 231V233H38V236H37V233L36 232ZM55 231V233H57ZM65 231V230H64ZM88 231H86V233H88ZM91 231H90V236H91ZM152 231V233H149V232H151ZM162 232V234H163V236H162V234H161V232ZM175 231V232H174ZM180 231V232H179ZM189 231V232H188ZM28 232H30V233H28ZM46 232V233H45ZM47 232H48V234H47ZM95 232H94V234H92V236L91 237H93V236H96L97 238V240H94L95 238H93V240H92V238L90 239L89 238V234H86V236L89 238H87L86 236H84V238H87L88 240H91V241H94L95 243H93L95 246L94 247H97V248H92L93 250L95 249H97L96 250V252L95 251H93L94 252V254L93 253H91L92 252V249L90 250L89 248H87L86 246H84L82 243H83V237H81V239H78V240H81L80 242H78V244H77V246L79 245V243H80V245H81V247H77L78 248V250L79 251H83V249L85 250V249H87L88 251H89V253H88V251L87 250H85L87 253H88V255L89 254H91V257L92 258H94L95 256L94 255H96V257L94 258V259H92V258H90V256H85V255H87L84 251H83V256L82 257H86V258H83L84 260L86 259L88 262L90 261V263H92V261L94 262V263H96V261H98V262H100V259L102 258H106L107 256H105V255H103V257H101L102 255V252H100L101 250L100 249H98V247H99V245L97 246V244H99L101 241H103L104 243L105 242H107L108 241V238H107V241H106V238H104V240H102L103 239V237L102 236H100V237H98L97 236V234H95ZM133 232V233H132ZM156 232V233H155ZM197 232V231H196ZM4 233V234H3ZM7 233V234H6ZM10 233V234H9ZM43 233V234H42ZM85 233V232H84ZM83 233V234H84ZM164 233H166L165 234V236L166 237H164ZM169 233H170V236H171V234L172 233H175V234H172V237H174L175 238V240L174 239H172L170 236H169ZM192 233H195L194 231L192 232ZM5 234H6V236H5ZM8 234H9V236H8ZM41 234H42V236H44L45 237V234H46V239L43 237L41 240L40 239H37L38 237L40 238V237H42L41 236ZM54 234V233H53ZM79 234H77V237L79 238ZM82 234V233H81ZM81 234H80V236H81ZM83 234H82V236H83ZM144 234H145V236H146V238H148V239H146L145 238V236H144ZM153 234H154V237H153ZM156 234H157V236H159V237H156ZM259 234H260V236H259ZM11 236H12V238H11ZM28 236V237H27ZM33 236V237H32ZM74 236H76V234L74 235ZM148 236V237H147ZM151 236V237H150ZM169 236V237H168ZM182 236H184V238H188V237H191V238H189V240L190 241H186V240H188V239H186V240H184V238L182 237ZM199 236V235H198ZM256 236H257V238H256ZM259 236V237H258ZM28 238V241H27V238ZM50 237H53V236H49L48 238H50ZM55 237V236H54ZM109 237V236H108ZM164 237V238H163ZM215 237V238H214ZM251 237V238H252ZM263 237V238H262ZM9 238H11V239H9ZM19 238V239H18ZM24 238H26V240L25 241H27V242H29V245H31L30 246V249H31V247H33L31 250H32V252L33 253H35V254H28V252L29 253H32L31 252V250H29V251H26V252H24L23 251V253H22V250H19V248L18 247H20V245L18 246V244H20V242L22 241V240H20V239H24ZM30 238H31V240H30ZM99 238H102L101 239V241H99L98 243H97V241L98 240H100ZM121 238V239H120ZM131 238V239H130ZM170 238V239H169ZM181 238V239H180ZM7 239V240H6ZM18 239V240H17ZM34 239V240H33ZM37 239V240H36ZM53 239V238H52ZM51 239V240H52ZM126 239V240H125ZM128 239V240H127ZM151 239V240H150ZM162 240V241H160L159 242V240ZM165 239V240H164ZM178 239H180V240H178ZM191 239L193 240V241H195L196 243H194L193 241L191 242ZM248 239V238H247ZM14 240V241H13ZM20 240V242H17V241H19ZM39 240H40V242H41V248H38V251H39V253H37L38 251H37V247H40V246H38L39 245ZM49 240V239H48ZM48 240H46V241H48ZM64 240H61V238H59V240L58 241H64ZM85 240V239H84ZM88 240H85V242L87 241V242H89ZM131 240V241H130ZM147 240V241H146ZM154 240V241H153ZM167 240H168V242H167ZM170 240V241H169ZM176 241V242H174V243H172V241ZM182 240V241H181ZM184 240V241H183ZM206 241L207 242V244H205L206 242H203V241ZM16 241V242H15ZM54 241H55V239H54ZM56 241H57V239H56ZM66 241V240H65ZM151 243H150V242ZM166 241V242H165ZM198 241H199V243H198ZM200 241H202L203 243H204V245H202L203 243H201L200 244ZM215 243H214V242ZM222 242V244L221 243H218V242ZM7 244H6V243ZM10 242H12V243H14V244H8V243H10ZM32 242V243H31ZM49 242V241H48ZM48 242H46V243H48ZM53 241H50V243H52ZM103 242H101L100 243V245L101 244H104ZM126 242V243H125ZM128 242H130V243H128ZM145 242H147V243H145ZM153 242H154V245H153ZM157 242V243H156ZM170 242V243H169ZM178 242V243H177ZM183 242V243H182ZM187 242V243H186ZM189 242V243H188ZM22 243H24V245H25V242H22ZM21 243V244H22ZM31 243V244H30ZM45 242H44V246H45V244H46ZM49 243V244H50ZM64 244H66L65 242H63ZM145 243V244H144ZM155 243H156V245H155ZM162 243V244H161ZM164 243V244H163ZM166 243V244H165ZM169 243V244H168ZM186 243V244H185ZM192 243V244H191ZM194 243V244H193ZM231 243V244H230ZM35 244V245H34ZM38 244V245H37ZM64 244H63V246H64ZM76 244H75V246H76ZM107 244V243H106ZM106 244H104V246H106V247H109V246H111V248H116L115 246H116V244L114 245V246H112L111 244L108 246V245H106ZM148 244V246H149V248H148V246H146ZM169 246H171V247H169ZM175 244V245H174ZM179 244V245H178ZM209 244H211V247L212 248H210L209 246ZM227 244H229V245H227ZM7 246V245H10V246H12V247H9V246H7V247H5V246ZM13 245H15L14 247H13ZM23 245V244H22ZM37 245V246H36ZM68 245V244H67ZM79 245V246H80ZM135 245V246H134ZM138 245V246H137ZM140 245V246H139ZM144 245H145V248H144ZM167 245V246H166ZM181 246V247H183V248H176V246ZM189 245V246H188ZM192 245V246H191ZM200 245V246H199ZM209 245V246H208ZM217 245V246H218ZM26 246H28L27 244H26ZM34 246H36V247H34ZM49 246V245H48ZM66 246V245H65ZM72 245H68V247L70 248ZM84 246V247H83ZM142 246V247H141ZM159 246V247H158ZM160 246H162V247H160ZM177 246V247H178ZM184 246H185V248H184ZM193 247V246H195V247H193V248H191V247ZM206 246H207V248H206ZM223 246V245H222ZM229 246H231V247H233L232 249L229 247ZM42 247H43V249H42ZM83 247V248H82ZM86 247V248H85ZM133 247V248H132ZM137 247H139L138 248V252H136V251H132V249H137ZM150 247H152V250L150 249ZM154 247H157L158 249L159 248H161L160 250H157V248H154ZM172 247H174V248H172ZM190 249V251H193L194 250V252L193 253H191L190 251H188L187 252V250H189L188 248ZM203 247H205V249L203 248ZM208 247H209V249H208ZM7 248V249H6ZM17 248H18V250H17ZM65 248V251L63 250ZM72 248H75V247H72ZM72 248H70V250L72 249ZM76 248V249H77ZM100 248V247H99ZM101 248H103V247H101ZM169 248V249H168ZM172 248V249H171ZM198 248V249H197ZM228 248H230L231 249V253H230V249H228ZM256 249V248H258V249H256L257 250V252H255V251H253L254 249ZM3 249H5V250H3ZM13 249V250H12ZM119 249V248H118ZM145 249V250H144ZM153 249H155V250H153ZM164 249V250H163ZM165 249H166V251H165ZM175 249H177V251L175 250ZM181 249V250H180ZM187 249V250H186ZM193 249V250H192ZM202 249H203V251H202ZM212 249V250H211ZM221 249H223V250H227L228 249V251H226L225 250V252L224 251H222ZM247 249V248H246ZM3 250V251H2ZM17 250V252H15V251ZM48 251V252H46V251ZM69 250V251H70ZM77 250V251H78ZM98 250H100V251H98ZM142 250H144V251H142ZM172 250V251H171ZM182 250H184V251H182ZM186 250V251H185ZM197 252H196V251ZM200 250V251H199ZM214 250V251H213ZM239 250H240V254H242V255H240L239 254ZM5 251V252H4ZM6 251H7V253H6ZM11 251H13V252H11ZM21 251V252H20ZM51 251L53 252V254L51 253ZM67 252V253H64V252ZM72 251H74V252H76L78 255H76L75 253H73L72 254V252L70 253V255L72 254V255H76L77 257H79L80 255H82V251L81 252H77L76 250H72ZM132 251V252H131ZM142 252V253H140V252ZM206 251H208V252H206ZM213 251V252H212ZM233 251V252H232ZM253 252V254H256L255 256L252 254V252ZM20 254H19V253ZM54 252H55V256H54ZM98 252H100V254H98ZM154 252V253H153ZM179 252V253H178ZM200 252V253H199ZM206 252V253H205ZM211 254H210V253ZM219 254H218V253ZM225 253V255H224V253ZM228 252V253H227ZM242 252V253H241ZM12 253V254H11ZM22 253V254H21ZM48 253H49V255H48ZM64 253V254H63ZM149 253H151V254H149ZM157 253V254H156ZM185 253H188L187 255L185 254ZM198 253L199 254H202V256L201 255H198ZM215 253V254H214ZM223 253V254H222ZM231 254V256H230V254ZM236 253V256L234 255ZM238 253V254H237ZM246 253H248V254H246ZM251 253V254H250ZM19 254V256L20 255H22V258H21V256H20V258H21V262H19V256L17 257V255ZM26 255V257H25V255ZM50 254H52V255H50ZM57 254V255H56ZM61 254V257H59V255ZM137 256H136V255ZM139 254H142V255H139ZM143 254H149V255H147V257H145V255H143ZM155 254V255H154ZM164 254V255H163ZM184 254V255H183ZM204 254H206V255H204ZM213 254H214V256L216 255V258L215 259H213L214 257H213ZM226 254H228V255H226ZM11 255V256H10ZM15 255H16V257H15ZM29 255V256H28ZM35 257H34V256ZM63 255V256H62ZM100 255V256H99ZM113 255V254H112ZM134 255V257H135V259H133V256ZM167 255V256H166ZM217 255L219 256L220 255V257H217ZM221 255H223L225 258H222L223 256H221ZM235 257H234V256ZM258 255V256H257ZM25 258H24V257ZM31 256H33V257H31ZM98 256L100 257L99 259H98ZM122 256V255H121ZM139 256V257H138ZM141 256V257H140ZM158 256V257H157ZM174 257V259H171L172 257ZM190 256V257H189ZM194 256V257H193ZM203 256H205L204 258H203ZM206 256H207V258H209V259H207L206 258ZM211 258H210V257ZM227 256V257H226ZM229 256V257H228ZM244 256V257H243ZM250 256V257H249ZM3 257V258H2ZM7 257L9 258V259H7ZM39 257V258H38ZM115 257V256H114ZM113 257V258H114ZM138 257V258H137ZM152 257V258H151ZM163 257V258H162ZM168 257V258H167ZM178 257V259H176ZM183 257V258H182ZM186 257V258H185ZM198 257V258H197ZM199 257H202V258H200L199 259ZM213 257V258H212ZM253 257V258H252ZM6 258V259H5ZM31 258V259H30ZM48 258H50V259H48ZM117 258H114V261H116L117 260ZM137 258V259H136ZM141 260H140V259ZM147 258V259H146ZM151 258V259H150ZM153 258L154 259H156V260H153ZM170 258V259H169ZM182 258V259H181ZM190 258H192V259H190ZM232 258V259H231ZM234 258H235V260H234ZM244 260H243V259ZM16 259H18V260H16ZM29 259V260H28ZM40 259V260H39ZM53 259V260H52ZM95 259H97L96 261H95ZM101 259V260H102ZM116 259V260H115ZM123 259V260H122ZM129 259V260H128ZM133 259V260H132ZM161 259V260H160ZM166 259H167V261H166ZM188 259H189V262H188ZM198 259V260H197ZM203 259V260H202ZM257 259V260H256ZM261 259V260H260ZM13 260V262L12 263H10L11 261ZM14 260H16V261H14ZM23 260V261H22ZM27 260V261H26ZM30 260H32V261H30ZM47 260V261H46ZM111 260H113V259H111ZM138 260H139V262H138ZM149 260V261H148ZM153 260V261H152ZM172 260V261H171ZM178 260V261H177ZM183 260H184V263H183ZM209 260V261H208ZM212 260V261H211ZM214 260V261H213ZM4 261V262H3ZM25 261V262H24ZM29 261V262H28ZM118 261V260H117ZM132 261H134L133 263H132ZM140 261H142V262H140ZM145 261V262H144ZM162 261V262H161ZM181 261V262H180ZM195 261V262H194ZM231 261V262H230ZM233 261H235V262H233ZM7 262V263H6ZM62 262V260L61 261H59V263H61ZM102 262V261H101ZM120 262V261H119ZM137 262V263H136ZM160 262V263H159ZM177 262V263H176ZM199 262V263H198ZM222 262V263H221ZM230 262V263H229ZM241 262V263H240ZM245 262V263H244ZM251 262V263H250ZM125 263V264H126ZM209 263V264H210ZM217 264H219L218 262H216Z\"/></svg>", "mask_w": 264, "mask_h": 264}, {"label": "bare ground", "instance_id": "2", "mask_svg": "<svg viewBox=\"0 0 264 264\" xmlns=\"http://www.w3.org/2000/svg\"><path fill=\"white\" fill-rule=\"evenodd\" d=\"M2 1H6V2H7L6 6H5V5H1V4H2ZM17 1H18V0H16V1H15V0H0V2H1V3H0V13H1V12L3 13L4 11H6V13H7L8 10H9V7H10L11 5H13V4H16L15 2H17ZM44 1H45V0H44ZM129 1H130V0H129ZM133 1H135V0H133ZM136 1H137V0H136ZM139 1H140V0H139ZM161 1H162V0H161ZM165 1H167V0H165ZM165 1H164V3H165ZM176 1H177V0H176ZM176 1H175V2H176ZM184 1H186V0H184ZM190 1H191V0H190ZM200 1H201V0H200ZM202 1H203V0H202ZM204 1H205V0H204ZM207 1H208V0H207ZM214 1H215V0H214ZM214 1H212V2H214ZM226 1H227V0H226ZM228 1H230V0H228ZM232 1H233V0H232ZM236 1H237V0H236ZM236 1H235V2H236ZM242 1H245V3H246V0H242ZM242 1L239 0L238 2L240 3V2H242ZM247 1H248V0H247ZM251 1H252V0H251ZM18 2H20V0H19ZM30 2H31V0H30ZM73 2H74V1H73ZM73 2H72V4H73ZM130 2H131V1H130ZM144 2H145V1H144ZM149 2H151V1H149ZM153 2H154V1H153ZM162 2H163V1H162ZM170 2H171V1H170ZM187 2H188V1H187ZM191 2H192V1H191ZM195 2H196V1H195ZM197 2H198V1H197ZM221 2H222V0H221ZM223 2H225V1L223 0ZM238 2H237V3H238ZM248 2H249V1H248ZM261 2H262V1H261ZM4 3H5V2H3V4H4ZM25 3L27 4V2H25ZM34 3H35V2H34ZM34 3H33V4H34ZM38 3H39V2H38ZM70 3H71V1H70ZM184 3H185V2H184ZM214 3H216V2H214ZM214 3H213V4H214ZM218 3H219V2H218ZM233 3H234V1H233ZM255 3H256V2H255ZM262 3H264V2H262ZM8 4H9V5H8ZM17 4H19V3H17ZM22 4H23V3H22ZM78 4H79V3H78ZM131 4H132V3H131ZM162 4H163V3H162ZM189 4H190V3H189ZM198 4H199V3H198ZM202 4H203V3H202ZM202 4H201V5H202ZM210 4H211V3H210ZM227 4H228V3H227ZM227 4H226V5H227ZM234 4H236V3H234ZM7 5H8V6H7ZM19 5H20V4H19ZM19 5H18V6H19ZM119 5L122 6L121 4H118V6H119ZM123 5H124V4H123ZM141 5H142V4H141ZM152 5H153V4H152ZM152 5H151V6H152ZM160 5H161V4H160ZM201 5H200V6H201ZM221 5H222V4H221ZM224 5H225V4H224ZM242 5H243V4H242ZM251 5H252V4H251ZM255 5H256V4H255ZM4 6H5V7H4ZM13 6H14V5H13ZM13 6H12V9L14 8ZM21 6H22V5H21ZM23 6H24V4H23ZM29 6H30V5H29ZM145 6H146V5H145ZM165 6H166V5H165ZM149 7H150V6H149ZM167 7H168V6H167ZM212 7H213V6H212ZM222 7H223V5H222ZM222 7L220 6L219 8H222ZM234 7H235V6H234ZM248 7H249V5H248ZM259 7H260V6H259ZM10 8H11V7H10ZM23 8H24V7H23ZM56 8H57V7H56ZM131 8H132V7H131ZM138 8H139V7H138ZM140 8H141V7H140ZM150 8H151V7H150ZM156 8H157V7H156ZM196 8H197V7H196ZM219 8H218V9H219ZM235 8H236V7H235ZM240 8H242V7H240ZM251 8H253V7H251ZM3 9H4V11H3ZM12 9H11V10H12ZM15 9H17V6H15ZM116 9H117V8H116ZM116 9H115V10H116ZM120 9H121V8H120ZM120 9H119V10H120ZM129 9H130V8H129ZM134 9H135V8H134ZM144 9H145V8H144ZM198 9H200V8H198ZM208 9H209V8H208ZM210 9H211V8H210ZM210 9H209V10H210ZM213 9H214V8H213ZM218 9H217V10H218ZM263 9H264V7H263ZM263 9H260V8H259V9H256V6H255V8H254V12H253V13H250V14L247 13V15L243 13L244 15L247 16V17H244V16H243V18H241L242 15H238V12H236V16H232V14H230V13H228V12H227L228 14H225V15L227 16V18H229L230 20L233 19V21H234L235 18H240L238 21H241V22H238V23H239V24H240V23H243V25L241 24L242 26H240L241 28L239 27V28H240L239 30H237V28H236V29L234 28V29L237 30V31H240V33H241V37L243 36L244 38H243V37H242V38H243L244 40L241 41V38H240V36H239L240 33L237 32V33H239V34H235V35L239 36L238 38H240V40H236V38H235L233 35H231L233 38L230 37V39L228 38L229 40L227 39L228 41L225 40V39H223L224 37H223L222 39H220V38H217V39H215V38H214V39H213V38H212V39L209 38V39H211V41L208 42V40H209V39H208L207 42H208V43H211V44H209L210 47H211V45H213V46H215V47H211V48H209V45H207L208 43L205 44V45L208 46L207 48H209V49L205 50L206 48H203V47H202V48H203L202 53H200L198 56H193V55L191 56L190 54H193V53H191V52H189L190 54L186 53V55H185L184 53H182L181 51H180V53H178V52L176 53V54H178V55L180 54V55H179L180 58H179V62H178V64H180V67H181V68H179V67H176V68H178V70H179V69H182V68H184V69H185V68H189V69H187V70H188L187 74L184 72L187 76L184 75V73H183L182 71L180 72L181 75H179V76H182V78H184V80H183L184 82H186L187 84H189L188 88H187V87H184V88H185V89L187 88V90L190 88V92H191V93H194V92L197 93V91H199L198 89H200V87H202L201 90H202L203 93L205 94L204 96L201 95V97H199V98L197 99V102L195 103L196 105H190V109L192 108L191 106H195V107H193L194 110L200 109L201 112H202V110H203L202 108L205 109V107H207V106H211L212 104L216 103L218 107L223 108V109H222V110H223V111H222L223 114H226V115H229V116L231 115L232 117H233V115H234L235 117H236V115H237V116H241L242 118H241L239 121H240V124H242V122H245L246 119L248 120V118H253V117H251V116H254L255 114H257V110H255V112H254L253 109H256V108H261V109H262V108H264V96L259 95V96H262L261 99H259V97H258V98H256V100L253 99V98L251 97V98L253 99V101H252L251 99H248V98H247L248 96L246 97V96H244L243 94L240 95V93L244 91V90H242L240 87H242V88H243V86H244V87H247V85H249V86L252 85V87H254V86H257V85L259 84V83L256 84V82H255V80H254L255 78H252V77L250 76V74H249V73H250V72H249V68H250V67H251V66H252V65H253L258 59H260L261 61L264 60V50H263L264 48H263V46H262L261 48H263V49H258V48H260V47H259L260 45H259V46H258V45L256 46V44L252 42V39H251V36H250V35H257V36H260L259 34H261V33L263 32V31H262V30H263V27H264V12H262ZM22 10H23V9H21V11H22ZM122 10H124V8H123ZM201 10H202V9H201ZM209 10H208V11H209ZM222 10H224V9H222ZM225 10H226V9H225ZM225 10H224V11H225ZM235 10H236V9H235ZM244 10H245V9H244ZM246 10H247V8H246ZM43 11H44V10H43ZM77 11L79 12V10H77ZM126 11H127V10H126ZM131 11H133V10H131ZM148 11H149V10H148ZM151 11H152V10H151ZM227 11H229V9H228ZM238 11H239V10H238ZM252 11H253V10H252ZM16 12H17V11H16ZM26 12H27V11H26ZM120 12H121V10H120ZM123 12H124V11H123ZM129 12H130V11H129ZM140 12H141V10H140ZM142 12H143V11H142ZM145 12H146V10L144 11V13H145ZM212 12H213V10H212ZM230 12H231V11H230ZM232 12H233V11H232ZM244 12H245V11H244ZM246 12H248V11H246ZM249 12H251V11H249ZM12 13H13V12H12ZM12 13H11V14H12ZM116 13H117V11H116ZM125 13L127 14L128 11L125 12ZM138 13H139V12H138ZM152 13H153V12H152ZM154 13H155V12H154ZM202 13H203V12H202ZM225 13H226V11H225ZM234 13H235V12H234ZM3 14H4V13H3ZM7 14H8V13H7ZM19 14H20V11H19ZM24 14H25V13H24ZM79 14H80V12H79ZM102 14H103V13H102ZM117 14H118V13H117ZM117 14H116V15H117ZM140 14H141V13H140ZM148 14H149V13H148ZM150 14H151V12H150ZM219 14L222 15V13H219ZM219 14H218V15H219ZM21 15H22V14H21ZM45 15H46V14H45ZM69 15H70V14H69ZM69 15H68V16H69ZM71 15H72V14H71ZM76 15H78V14L76 13ZM120 15H122V14H120ZM123 15H125V14H123ZM141 15H142V14H141ZM161 15L163 16L164 14H161ZM161 15H160V16H161ZM223 15H224V14H223ZM225 15H224V16H225ZM1 16H2V15H1ZM3 16H4V15H3ZM17 16H18V15H17ZM68 16H67V17H68ZM73 16H74V15H73ZM73 16H72V17H73ZM109 16H110V15H109ZM129 16H130V14H129ZM135 16H136V15H135ZM137 16H138V15H137ZM146 16L148 17V15H146ZM155 16H156V15H155ZM157 16L159 17V15H157ZM211 16H212V15H211ZM240 16H241V17H240ZM8 17H9V16H8ZM14 17H15V16H14ZM29 17H30V16H29ZM80 17H81V16H80ZM80 17H79V18H80ZM132 17H133V16H132ZM153 17H154V14H153ZM218 17H220V16H218ZM218 17L216 18L217 20L219 19ZM3 18H4V17H3ZM20 18H21V17H20ZM25 18H26V17H25ZM25 18H24V19H25ZM68 18H69V17H68ZM73 18H74V19H76V18L78 19V17H76V18L73 17ZM104 18H106V17H104ZM110 18H111V17H110ZM130 18H131V17H130ZM130 18H129V19H130ZM155 18H156V17H155ZM210 18H211V17H210ZM212 18L214 19L215 17L212 16ZM224 18H225V17H224ZM0 19H2V18H0ZM15 19H16V18H15ZM17 19H19V18H17ZM24 19H23V20H24ZM55 19H56V18H55ZM55 19H54V20H55ZM71 19H72V18H71ZM71 19H70V20H71ZM74 19H72V21H74V23H75L76 20H74ZM81 19H83V18H81ZM107 19H108V18H107ZM107 19H106V21H107ZM112 19H114V18H112ZM132 19H133V18H132ZM137 19H138V18H137ZM151 19H152V18H151ZM160 19H161V18H160ZM160 19H159V20H160ZM221 19H222V18H221ZM4 20H5V23H6V19H4ZM9 20H11V19H9ZM9 20H8V21H9ZM13 20H14V18L12 19V21H13ZM21 20H22V19H21ZM27 20H28V19H27ZM27 20H26V21H27ZM66 20H69V19H66ZM70 20H69V21H70ZM78 20H79V19H78ZM115 20H116V19H115ZM135 20H136V19H135ZM206 20H207V19H206ZM224 20H225V19H224ZM0 21H1V20H0ZM2 21H3V20H2ZM16 21H17V20H16ZM33 21H34V18H33ZM52 21H53V20H52ZM59 21H60V20H59ZM59 21H58V23H59ZM61 21H62V20H61ZM61 21H60V22H61ZM64 21H65V20H64ZM69 21H68V22H69ZM72 21H71V22H72ZM82 21H83V20H81V22H82ZM116 21H118V20H116ZM121 21H122V20H121ZM125 21H126V20H125ZM164 21H165V20H164ZM182 21H183V20H182ZM209 21H210V20H208V22H209ZM213 21L216 22V20H213ZM221 21H222V20H221ZM221 21H217L216 23H218V22H220V24L223 23V22H221ZM62 22H63V21H62ZM65 22H66V21H65ZM79 22H80V21H79ZM79 22H78V23H79ZM81 22H80V23H81ZM142 22H143V21H142ZM150 22H151V20H150ZM160 22H161V21H160ZM187 22H188V21H187ZM204 22H205V21H204ZM208 22H205V23L208 24ZM225 22H226V21H225ZM228 22H229V20H228ZM228 22H227V23H228ZM1 23L4 24V22H1ZM48 23H49V22H48ZM52 23H53V22H52ZM56 23H57V22H56ZM76 23H77V22H76ZM106 23L109 24L108 22H106ZM117 23H118V22H117ZM152 23H153V22H152ZM152 23H151V25L153 26L154 24H152ZM163 23H164V22H163ZM163 23H162V24H163ZM166 23H168V22H166ZM179 23H180V22H179ZM181 23H182V22H181ZM185 23H186V22H185ZM205 23H204V24H205ZM209 23H210V22H209ZM211 23H213V22H211ZM234 23H235V22H234ZM234 23H233V25H234ZM236 23H237V19H236ZM25 24H26V23H25ZM31 24H32V23H31ZM33 24H35V23L33 22ZM60 24H61V23H60ZM70 24H71V23H70ZM72 24H73V23H72ZM72 24H71V25H72ZM82 24H84V23L82 22V23H81V26H83ZM110 24H111V22H110ZM118 24H119V23H118ZM118 24H114V25H117V26H113V25L111 24V25L105 26V28H106V27H107V28L109 27V28L111 29V31H115V32H117V33H118V31H119V32L122 31L123 33H125V34H123L122 32H120V33H122V35L120 36V38H119L118 40H117L118 37H117V38L115 37L116 39H114L113 36H112V39H113L112 43H111V41H109V43H110L111 45L113 44V46H114V48H113V46H112V49H113V50L109 51V53H112V54H113V57L109 58V60L112 59L114 62H116V64H117L116 66H117V68L119 69V70H118L119 72L117 71V72H118V75H117V76H121V77H117V76L115 77V76H113V75H112V76H108V75L105 76L104 74H100L99 72L94 71V70H93L94 68H92V67H91V68H92L91 70H88V69H87L88 72H87V71H84V72H81V74H82V75H86L85 77H87V80H88V77L91 78L93 84H95V85H97L98 87L102 88V90L99 89V91H100V90H101V91H104V88H105V89H107L108 91H110V92L116 94V96H117L118 98H120V99H122V98H123L124 100H126V98L128 99V102H127V101H126V102L124 101L125 103H124V102H120L121 105H120L119 103H118V104L115 103V106H114V104H113V107H115V108L117 109V111H118L119 109H124V108H122V107H126L127 110L129 109L128 111H132V110L136 111L135 109L143 111V110H147V109H149V108L152 107V106H153V107H154V106H157V102H158V100H159V98H160L159 95L161 94V91H159V90H162V89H163V88H161V85H162V82L165 81V80H164L165 78L163 79V77H162V74H163V73H160V72H162V71H159V69H161L160 67L163 66V65H162V64H163V63H162V60L165 61V59H166L167 62H169L170 60H171V61H172V60H175V61H176V58H177V57L174 56V57H175V59H174V57H172L171 55H169L171 52H168V51H172V45H169V44H174V47H175V45H176L177 43H176V41H175L176 44L173 43V42H172L173 40L170 41V39L172 38L171 35H170L169 37L166 36V37H165V41H164L163 36L156 34L158 31H157V32H156V31H155V32L153 31V28H154L155 26L152 27L151 25H148L149 27H150V26L152 27V29L149 30L150 28L147 29V24H146L145 22H144V24H146V28H145V25H144V27H143L144 30H138L137 28H135V27L132 25V23L129 24V22L126 23V24L123 25V26L120 25V24L118 25ZM134 24H136V23H134ZM160 24H161V23H160ZM204 24H203V25H204ZM213 24H214V23H213ZM7 25H8V23H7ZM12 25H13V23H12ZM16 25H17V24H16ZM22 25H23V24H22ZM22 25H21V26H22ZM40 25H41V24H40ZM42 25H43V24H42ZM48 25H49V24H48ZM55 25H59V24H55ZM71 25H70V26H71ZM105 25H106V24H105ZM155 25H156V24H155ZM184 25H185V24H184ZM222 25L224 26V25H226V23H225V24L223 23ZM229 25L231 26V24H228V26H229ZM236 25H237V24H236ZM236 25H234V26L236 27ZM5 26H6V25H5ZM24 26H25V25H24ZM27 26H28V25H27ZM27 26H26V27H27ZM52 26H53V24H52ZM59 26H61V27H59ZM59 26H57L58 28L56 27V28L59 29V30H58V34H57V33H56V34L54 33L55 35H61L63 32H64L63 35L65 34V36H66V35L69 36L70 34H71V35H73V34L76 35V34H78L79 31H80L79 29H78L79 31H74V30H72V31H70L69 34H68V32L66 33V31H69V29H68V28L70 27L69 25H68L69 27L65 26V24H64V25L61 24V25H59ZM76 26H77V25H75V27H76ZM85 26H87V24H85ZM142 26H143V25H142ZM162 26H163V25H162ZM164 26H165V25H164ZM168 26H169V25H168ZM178 26H179V24H178ZM218 26H220V25H218ZM223 26H222V29H223ZM228 26L226 25V27H228ZM230 26H229V30H230ZM234 26H231V27H234ZM2 27H3V26H2ZM9 27H10V26H9ZM14 27L17 28L16 26H14ZM31 27H32V26H31ZM35 27L37 28L36 25H35ZM40 27H41V26H40ZM53 27H54V26H53ZM53 27H52V28H53ZM62 27H65V28L67 27V28H66V31H63V32H62V30H63V29H62V30H61L62 33L59 34V31H60V29H61ZM77 27H78V26H77ZM156 27L158 28L159 26H156ZM174 27H175V26H174ZM179 27H180V26H179ZM182 27H183V26H182ZM184 27H185V26H184ZM211 27H212V25H211ZM211 27H210V28H211ZM237 27H238V26H237ZM5 28H7V27H5ZM38 28H39V27H38ZM54 28H55V27H54ZM54 28H53V29H54ZM56 28L54 29V31L56 30ZM65 28H64V30H65ZM82 28H83V27H81V29H82ZM143 28H142V29H143ZM157 28H155L154 30H156ZM160 28H161V27H160ZM160 28H159V29H160ZM165 28H166V27H165ZM185 28H186V27H185ZM188 28H189V27H188ZM188 28H187V29H188ZM224 28H225V27H224ZM11 29H12V28H11ZM11 29H10V31H11ZM29 29H31V28H29ZM41 29H42V27H41ZM84 29H85V27H84ZM84 29H83V30H84ZM110 29H108V30L110 31ZM139 29H141V28H139ZM145 29H147V30H145ZM159 29H157V30H159ZM211 29L213 30L214 28H211ZM211 29H209V30H211ZM215 29H216V28H215ZM220 29H221V28H220ZM220 29H219V30H220ZM3 30H4V29H3ZM8 30H9V29H8ZM8 30H7V31H8ZM14 30H15V29H14ZM25 30H26V28H25ZM25 30H21V31H25ZM76 30H77V29H76ZM87 30H88V28H86V29L84 30V32H86ZM104 30H106V29H104ZM124 30H125L126 32H125ZM148 30H149V31H148ZM209 30H208V31H209ZM219 30H218V31H219ZM223 30H224V29H223ZM226 30H227V29H226ZM231 30H233V28H232ZM17 31H18V30H17ZM28 31H29V30H28ZM32 31H33V30H32ZM39 31H40V30H39ZM50 31H51V30H50ZM73 31H74V33L72 34ZM81 31H82V30H81ZM172 31H174V30H172ZM172 31L169 30L170 33H171ZM214 31H215V30H214ZM261 31H262V32H261ZM0 32H1V31H0ZM2 32H3V31H2ZM4 32H6V30H5ZM35 32H36V31H35ZM35 32H34V33H35ZM44 32H45V34H46V33H49V31H48V32L44 31ZM77 32H78V33H77ZM184 32H185V31H184ZM212 32H213V31H212ZM219 32H222V31H219ZM229 32H232V31H229ZM235 32H236V31H235ZM7 33H8V32H7ZM14 33H17V32L15 31ZM22 33H23V32H22ZM40 33H41V32H40ZM50 33H51V32H50ZM50 33H49L48 35H50ZM52 33H53V32H52ZM102 33H103V31H102ZM105 33H106V32H105ZM105 33H104V34H105ZM120 33H118V36H119ZM172 33H174V32H172ZM172 33H171V34H172ZM214 33H216V32H214ZM214 33H213L212 35H214ZM217 33H218V32H217ZM225 33H227V31H226V32L224 31L223 34H225ZM1 34H2V33H1ZM3 34H4V33H3ZM12 34H13V33H12ZM17 34H18V33H17ZM20 34H21V33H20ZM106 34H107V33H106ZM109 34H110V33L108 32V35H109ZM112 34L114 35V34H116V33H112ZM112 34H111V35H112ZM208 34H209V33H208ZM219 34L221 35V33H219ZM228 34L230 35V33H228ZM231 34H234V33L232 32ZM4 35H5V34H4ZM10 35H11V34H10ZM10 35H9V36H10ZM31 35H32V34H31ZM34 35L36 36L37 33L33 34V36H34ZM51 35H52V34H51ZM51 35H50V37H52ZM63 35H62V36H63ZM71 35H70V36H71ZM80 35H81V33L79 34V36H80ZM97 35H98V34H97ZM97 35H96V36H97ZM102 35H103V34H102ZM102 35H100V36H102ZM108 35H107V36H108ZM111 35H110V36H111ZM216 35H217V34H216ZM226 35H227V34H226ZM229 35H228V36H229ZM1 36H2V35H1ZM12 36H14V35H12ZM18 36H20V35H18ZM26 36H27V34H26ZM40 36H41V34L39 35V37H40ZM62 36H60V37H62ZM70 36H69V39H70ZM76 36H77V35H76ZM76 36H75V37H76ZM81 36H82V35H81ZM83 36H84V35H83ZM83 36H82V38H84ZM110 36H108V37H110ZM172 36H174V35H172ZM214 36H215V35H214ZM217 36H218V35H217ZM257 36H255V37H257ZM263 36H264V35H263ZM15 37H16V36H15ZM21 37H22V36H21ZM44 37H45V36H44ZM60 37H59V38H60ZM75 37H74V38H75ZM103 37H104V36H103ZM207 37H209V36H207ZM255 37H253V38H255ZM13 38H14V37H13ZM29 38H30V37H29ZM34 38H35V37H34ZM40 38H41V37H40ZM48 38H49V37H48ZM59 38L57 37V39H59ZM63 38H64V37H63ZM71 38L73 39V37H71ZM77 38H78V37H77ZM77 38H76V39H77ZM79 38H80V37H79ZM93 38H95V37H93ZM96 38H97V37H96ZM96 38H95V39H96ZM259 38H260V37H259ZM262 38H263L262 40H264V37H262ZM5 39H6V37H4L3 40H5ZM11 39H12V38H11ZM23 39H24V38H23ZM32 39H33V38H32ZM32 39H31V40H32ZM50 39H51V38H50ZM55 39H56V38H55ZM72 39H71V41H73ZM91 39H92V38H91ZM103 39H104V38H103ZM110 39H111V38H108L107 41L110 40ZM172 39H174V38H172ZM206 39H207V38H206ZM17 40H18V39H17ZM25 40H26V38H25ZM33 40H34V39H33ZM36 40H37V39H36ZM38 40H39V39H38ZM38 40H37V41H38ZM82 40H83V39H82ZM93 40H94V39H93ZM96 40H97V39H96ZM100 40H101V39H100ZM100 40H97V41H100ZM203 40H204V39H203ZM6 41H7V40H6ZM9 41H10V40H9ZM19 41H20V40H19ZM51 41H52V40H51ZM58 41H59V40H58ZM66 41H67V40H66ZM204 41L206 42V40H204ZM255 41L257 42V39H256ZM11 42H14V41L11 40ZM11 42H9V43H10V44H13V43H11ZM15 42H16V41H15ZM17 42H18V41H17ZM26 42H27V41H26ZM31 42H32V41H31ZM39 42H40V41H39ZM45 42H46V41H45ZM60 42H61V41H60ZM73 42H75V41H73ZM82 42H83V41H82ZM93 42L96 43V41H93ZM171 42H172V43H171ZM202 42H203V41H202ZM261 42H262V41H261ZM2 43H3V42H2ZM7 43H8V42H7ZM21 43H22V41H21ZM28 43H30V42L28 41ZM36 43H37V42H36ZM41 43H43V42H41ZM63 43H64V42H63ZM63 43H62V45H63ZM75 43H76V42H75ZM203 43H204V42H203ZM203 43H201V44L203 45ZM34 44H35V43H34ZM34 44H33V45H34ZM39 44H40V43H39ZM45 44H46V43H45ZM60 44H61V43H60ZM66 44H67V43H66ZM90 44H91V43H90ZM90 44H89V45H90ZM162 44H163L164 46H165V45H166V46L163 47ZM228 44H229L230 46H229ZM254 44H255V45H254ZM257 44H258V42H257ZM22 45H23V44H22ZM24 45H25V42H24ZM28 45H29V44H28ZM76 45H77V44H76ZM86 45H87V44H86ZM100 45H101V44H100ZM106 45H107V44H106ZM244 45H249V46L251 45V48H257V47H258V48H257V52H256L257 55H256V56H250V53H251V52H249V54L247 53V54H246L247 56H246V55H245V50H246L245 48H246V47H245ZM2 46L4 47V44H3ZM11 46H12V45H11ZM14 46H15V45H14ZM16 46H17V44H16ZM44 46H45V45H44ZM70 46H73V45H70ZM80 46H81V45H80ZM82 46H83V45H82ZM84 46H85V45H84ZM170 46H171V47H170ZM17 47H18V46H17ZM27 47H28V46H27ZM29 47H30V45H29ZM39 47H40V46H39ZM67 47H68V46H67ZM204 47H205V46H204ZM18 48H19V47H18ZM36 48H37V46H36ZM43 48H44V47H43ZM43 48H42V49H43ZM68 48H69V47H68ZM77 48L79 49V47H77ZM83 48H84V47H83ZM86 48H88V46H87ZM169 48H171V50H170ZM247 48H248L247 50H249V47H247ZM251 48H250V49H251ZM5 49H6V48H5ZM13 49H14V48H13ZM21 49H22V48H21ZM23 49H24V48H23ZM28 49H29V48H28ZM33 49H34V47H33ZM37 49H38V48H37ZM45 49H47V47H46ZM59 49H60V48H59ZM75 49H76V48H75ZM88 49H89V48H88ZM90 49H91V48H90ZM1 50H2V49H1ZM35 50H36V49H35ZM35 50H34V51H35ZM73 50H74V49H73ZM81 50H82V49H81ZM247 50H246V52H247ZM2 51H3V50H2ZM2 51H1V52H2ZM10 51H13V50H10ZM22 51H23V50H22ZM25 51H26V49H25ZM37 51H38V50H37ZM47 51H48V50H47ZM58 51H59V50H58ZM68 51H69V50H68ZM75 51H77V50H75ZM186 51H187V50H186ZM15 52H16V51H15ZM23 52H24V51H23ZM29 52H30V51H29ZM62 52H63V51H62ZM77 52H78V51H77ZM187 52H188V51H187ZM6 53H8V52H6ZM31 53H32V52H31ZM54 53H55V52H54ZM56 53H57V52H56ZM56 53H55V54H56ZM65 53H66V52H65ZM70 53H71V51H70ZM74 53H75V52H74ZM252 53H254V52H252ZM0 54H1V53H0ZM9 54H10V53H9ZM17 54H18V53H17ZM19 54H20V52H19ZM37 54H38V52H37ZM55 54H54V55H55ZM68 54H69V53H68ZM72 54H73V53H72ZM75 54H76V53H75ZM81 54H82V53H81ZM171 54H172V53H171ZM187 54H188V55H187ZM254 54H255V53H254ZM22 55H23V54H22ZM34 55H35V54H34ZM41 55H42V54H41ZM41 55H40V56H41ZM76 55H77V54H76ZM89 55H90V53H89ZM251 55H253V54H251ZM5 56H6V55H5ZM16 56H17V55H16ZM63 56H64V55H63ZM68 56H69V55H68ZM70 56H71V55H70ZM0 57H1V55H0ZM12 57H13V56H12ZM20 57H21V56H20ZM27 57H28V55H27ZM29 57H30V56H29ZM33 57H34V56H33ZM35 57H36V56H35ZM55 57H56V56H55ZM77 57H78V56H77ZM88 57H89V56H88ZM171 57H172V58H171ZM3 58H4V57H3ZM17 58H18V57H17ZM23 58H24V57H23ZM170 58H171V59H170ZM0 59H1V58H0ZM5 59H6V58H5ZM9 59H10V58H9ZM18 59H20V58H18ZM31 59H32V58H31ZM34 59H35V58H34ZM34 59H33V60H34ZM36 59H37V58H36ZM36 59H35V60H36ZM47 59H48V58H47ZM61 59H62V58H61ZM72 59H73V58H72ZM82 59H83V58H82ZM86 59H87V58H86ZM23 60H25V59H23ZM27 60H28V59H27ZM27 60H26V61H27ZM39 60H41V59L39 58ZM39 60H38V61H39ZM45 60H46V59H45ZM48 60H49V59H48ZM52 60H54V59L52 58ZM62 60H63V59H62ZM73 60H74V59H73ZM99 60H100V59H99ZM103 60H104V59H103ZM105 60H106V59H105ZM105 60H104V61H105ZM109 60H107V61L109 62ZM112 60H111V61H112ZM7 61H9V60H7ZM18 61H19V60H18ZM28 61H31V60H28ZM59 61H61V60H59ZM59 61H58V62H59ZM70 61H71V60H70ZM96 61H97V60H96ZM113 61H112V63H113ZM171 61H170V63H169L170 66H171V63H172ZM177 61H178V59H177ZM203 61H205V62L203 63ZM1 62H2V61H1ZM4 62H5V61H4ZM13 62H15V61H13ZM22 62H23V61H22ZM32 62H33V61H32ZM46 62H47V61H46ZM58 62H57V63H58ZM74 62H75V60H74ZM108 62H107V63H108ZM23 63H24V62H23ZM33 63H34V62H33ZM36 63H37V62H36ZM64 63H65V61H64ZM68 63H69V62H68ZM70 63H73V62H70ZM97 63H98V61H97ZM109 63H110V62H109ZM1 64H2V63H1ZM17 64H18V63H17ZM29 64H30V63H29ZM31 64H32V63H31ZM38 64H39V63H38ZM65 64H67V63H65ZM65 64H64V66H65ZM101 64L103 65V63H101ZM101 64H99V65H101ZM114 64H115V63H114ZM166 64H167V63H166ZM166 64H165V65H166ZM176 64H177V63H175V65H176ZM10 65H11V64H10ZM13 65H14V64H13ZM21 65H22V64H21ZM25 65H26V64H25ZM33 65H34V64H33ZM33 65H32V66H33ZM35 65H36V64H35ZM44 65H45V64H44ZM51 65H52V64H51ZM95 65H98V64H95ZM110 65H111V64H110ZM110 65H109V66H110ZM172 65H174V64H172ZM22 66H23V65H22ZM22 66H21V67H22ZM36 66H38V65H36ZM48 66H50V65L48 64ZM62 66H63V65H62ZM68 66H70V65H68ZM71 66H72V65H71ZM73 66H74V65H73ZM73 66H72V67H73ZM78 66H79V65H78ZM103 66H104V65H103ZM103 66H102V67H103ZM116 66H115V67H116ZM167 66H168V65H167ZM170 66H169V67H170ZM7 67H8V66H7ZM7 67H6V68H7ZM15 67H16V66H15ZM24 67H25V66H24ZM34 67H35V66H34ZM34 67H33V68H34ZM45 67H47V66H45ZM51 67H52V66H51ZM51 67H49V68H51ZM59 67H61V66H59ZM59 67H58V68H59ZM72 67H71V68H72ZM97 67H98V66H97ZM113 67H114V66H113ZM254 67H255V66H254ZM4 68H5V67H4ZM11 68H12V67H11ZM17 68H18V67H17ZM29 68H30V67H29ZM42 68H43V67H42ZM42 68H41V69H42ZM49 68H48V69H49ZM71 68H70V69H71ZM73 68H74V67H73ZM76 68H78V67H76ZM162 68H163V67H162ZM15 69H16V68H15ZM30 69H31V68H30ZM35 69H36V68H35ZM35 69H34V70H35ZM45 69H46V68H45ZM48 69L46 70L47 73L45 72V74H41V76H40V75H38V76L36 75V76H37V77H40L41 79H43L42 81L44 82V84L47 82V83H48V87H49V86L51 87V83H50V82L55 83V82L51 81L52 78H53V77H51V76H54V73H53V75L50 76L49 73H51V72L49 71V73H48ZM56 69H57V68H56ZM56 69H55V70H56ZM60 69H62V68H60ZM60 69H59V71H60ZM67 69H68V67H67ZM70 69H69V70H70ZM74 69H75V68H74ZM74 69H73V70H74ZM79 69L81 70V68H79ZM83 69H84V68H83ZM83 69H82V70H83ZM97 69H98V68H97ZM104 69L107 70V68H104ZM110 69H111V68H110ZM165 69H166V68H165ZM167 69H168V68H167ZM167 69H166V71H168ZM250 69H251V68H250ZM2 70H3V69H2ZM31 70H32V69H31ZM69 70H67V71H69ZM85 70H86V69H85ZM95 70H96V69H95ZM98 70H99V69H98ZM113 70H114V69H113ZM174 70H175V69H174ZM174 70H172V71H174ZM178 70H177V71H178ZM187 70H186V71H187ZM8 71H10V70H8ZM19 71H20V70H19ZM22 71H23V70H22ZM26 71H27V70H26ZM37 71L39 72V69H38ZM42 71H43V70H42ZM63 71H64V70H63ZM77 71H78V70H77ZM250 71H251V70H250ZM3 72H4V70H3ZM13 72H14V71H13ZM13 72H12V73H13ZM17 72H18V71H17ZM17 72H16V73H17ZM30 72H31V71H30ZM32 72H33V71H32ZM71 72H72V71H71ZM113 72H114V71H113ZM113 72H111V74H115V72H114V73H113ZM168 72H171V70L168 71ZM232 72H233V73H232ZM4 73H5V72H4ZM6 73H7V71H6ZM23 73H24V72H23ZM25 73H26V72H25ZM43 73H44V72H43ZM65 73H66V72H65ZM164 73H166V72H164ZM174 73H175V72H174ZM10 74H11V72H10ZM32 74H33V75H32L31 78H33V76H35L34 73H32ZM55 74H56V73H55ZM67 74H68V73H67ZM70 74H71V73H70ZM73 74H75V73L73 72ZM73 74H72V75H73ZM81 74H80V75H81ZM167 74H168V73H167ZM169 74H172V72L169 73ZM13 75H14V74H13ZM13 75H12V76H13ZM16 75H17V74H16ZM26 75H27V73H26ZM43 75H45V76H43ZM59 75H60V74H59ZM63 75H65V74H63ZM115 75H116V74H115ZM176 75H177V73H176ZM176 75H175V76H176ZM8 76H9V75H8ZM14 76H15V75H14ZM14 76H13V77H14ZM18 76H19V75H18ZM18 76H17V77H18ZM24 76H25V75H24ZM28 76H29V75H28ZM55 76H56V75H55ZM65 76H67V75H65ZM68 76H70V75L68 74ZM68 76H67V78H68ZM75 76H76V75H75ZM75 76H73V77H75ZM1 77H2V76H1ZM5 77H7V76H5ZM15 77H16V76H15ZM37 77H36V78H37ZM61 77H62V75H61ZM73 77H72V78H73ZM122 77L125 78V80H121ZM166 77H167V75H166ZM168 77H169V76H168ZM168 77H167V79H168ZM170 77H171V76H170ZM170 77H169V78H170ZM234 77H235V78H234ZM3 78H4V77H3ZM19 78H20V77H19ZM40 78H38V79L41 80ZM55 78H56V77H55ZM63 78H64V76H63ZM70 78H71V77H70ZM75 78H77V77H75ZM174 78H175V77H174ZM185 78H187V79H185ZM7 79H8V78H7ZM11 79H12V77H11ZM13 79H14V78H13ZM15 79H16V78H15ZM26 79H29V78H26ZM34 79H35V78H34ZM38 79H37V80H38ZM59 79H60V78H58V80H59ZM91 79H90V80H91ZM21 80H22V78H21ZM24 80H25V78H24ZM29 80H30V79H29ZM78 80H79V79H78ZM80 80H81V77H80ZM90 80H88V82H90V83L92 84V82H91ZM126 80H127L128 82H127ZM169 80H170V79H169ZM6 81H7V80H6ZM8 81L10 82V80H8ZM13 81H15V80H13ZM19 81H20V79H19ZM25 81H26V80H25ZM42 81H40V82H42ZM49 81H50V82H49ZM70 81H71V80H70ZM11 82H12V81H11ZM15 82H16V81H15ZM17 82H18V81H17ZM20 82H21V81H20ZM28 82H29V81H28ZM32 82H33V81H32ZM32 82H31V83H32ZM58 82H59V81H58ZM60 82H61V81H60ZM60 82H59V83H60ZM73 82H74V81H73ZM76 82H77V81H75V83H76ZM85 82H86V80H85ZM88 82H87V84H89ZM167 82H168V81H166V83H167ZM23 83H24V82H23ZM23 83H22V84H23ZM25 83H26V82H25ZM37 83H38V82H37ZM47 83H46V84H47ZM59 83H58V84H59ZM81 83H82V82H81ZM83 83H84V82H83ZM164 83H165V82H164ZM7 84H9V83H7ZM18 84H19V83H18ZM32 84H33V83H32ZM44 84L41 83L42 86H43ZM58 84H57V85H58ZM63 84H64V82H63ZM0 85H1V84H0ZM2 85L5 86L4 84H2ZM33 85H34V84H33ZM37 85H38V84H37ZM52 85H53V84H52ZM65 85H66V84H65ZM83 85H84V84H83ZM261 85H262V84H261ZM11 86H13L14 89H15L14 83H13V85H11ZM11 86H10V87H8V85H7V87H2V86H0V89H1V87H2V90H3V88H5L4 90H7L8 88H10V90H14L13 87H11ZM26 86H27V85H25V89H26ZM42 86H41V87H42ZM45 86L47 87V85H44V87H45ZM54 86H55V85H54ZM58 86H59V85H58ZM87 86H88V85H87ZM130 86H131V87H130ZM136 86H140V87H142V89L147 93V94H146V96L148 95L147 98H146V99L143 98V99H145V102H143V100L140 99V98H142V93L140 94L141 97L138 96V95H139L138 92H139V90H140V89H139L140 87H138V92L135 93V94H138V95H135V94H128V92H129V89H128V88H130V91L134 89L133 91L135 92V91L137 90V87H136ZM162 86L164 87V85H162ZM168 86H169V85H168ZM259 86H260V85H259ZM22 87H23V86H22ZM55 87H57V86H55ZM82 87H83V86H82ZM98 87H96V88H98ZM135 87H136V88H135ZM193 87H195L196 89L198 88L197 91H194L195 89H194ZM250 87H251V86H250ZM262 87H263V86H262ZM17 88H18V86H17ZM59 88H60V87H59ZM65 88H66V87H65ZM85 88H88V87H85ZM90 88H93V89H94L95 87H92V86H91ZM96 88H95L94 90H96ZM132 88H133V89H132ZM160 88H161V89H160ZM191 88L193 89L194 92H192V89H191ZM224 88H231V89L233 88V89H232L233 91H237V93L240 92V93H239L240 96H238V97H234V96H236V95L233 94V92H231L232 95H234V96L231 97L232 95H231V96L229 95V96L227 97V99L224 98V99H226V100L223 101V100H217L215 97L210 98L211 96L208 97V95L206 94V93H208L207 91H209L210 89H211V90L213 89V90H214L213 92H219L220 89L223 90ZM257 88H258V87H257ZM20 89H21V88H20ZM25 89H24V90H25ZM31 89L33 90V88H31ZM35 89H36V88H35ZM35 89H34V91H35ZM45 89H46L47 91H46V93H45V92H44V93L47 94V96H45V94H44L43 92H42V93H43V96H45V97L47 98L48 95H49V93H48V88H44V89L42 88L43 91H44ZM50 89L53 90V88H50ZM93 89H92V90H93ZM245 89H246V88H245ZM250 89H251V88H250ZM250 89H249V90H250ZM262 89H263V88H262ZM36 90H37V89H36ZM57 90H58V88H57ZM61 90H62V89H61ZM82 90H83V89H82ZM82 90H81V92H82ZM84 90H86V89H84ZM88 90H89V88H88ZM94 90H93V91H94ZM201 90H200V92H201ZM211 90H210V91H211ZM222 90H221V91H222ZM225 90H226V89H225ZM229 90H230V89H229ZM232 90H230V91H232ZM247 90H248V89H247ZM247 90H246V92H247ZM251 90H253V88H252ZM256 90H257V89H256ZM256 90H254V91H256ZM258 90H260V89H258ZM8 91H9V90H8ZM14 91H15V90H14ZM16 91H17V90H16ZM34 91H33V92H34ZM76 91H77V90H76ZM89 91H90V90H89ZM89 91H88V92H89ZM96 91H97V90H96ZM96 91H94V94H95ZM99 91H97V92H99ZM105 91H106V90H105ZM164 91H165V89H164ZM210 91H209V92H210ZM5 92H6V91H5ZM26 92H27V91H26ZM28 92H29V91H28ZM33 92L31 91V93H33ZM36 92H37V91H36ZM57 92H58V91H57ZM67 92H68V91H67ZM81 92H80V93H81ZM85 92H86V91H85ZM90 92H91V91H90ZM134 92L131 91V93H134ZM158 92H159L160 94H159ZM162 92H163V91H162ZM222 92H223V91H222ZM252 92H253V91H252ZM252 92H251V94H252ZM12 93H13V92H12ZM39 93L42 94L41 92H39ZM54 93H56V92H54V90H53L52 94H54ZM62 93H63V91H62ZM83 93H84V92H83ZM86 93H87V92H86ZM86 93H85V94H86ZM91 93H92V95H93V98H92V99H93V101H94V94H93V92H91ZM101 93H102V92H101ZM103 93H105V92H103ZM106 93L108 94L109 92H106ZM139 93H140V92H139ZM157 93H158L159 95H158ZM198 93H199V92H198ZM203 93H202V94H203ZM248 93H250V91H249ZM254 93H255V92H254ZM259 93H260V91H259ZM7 94H8V93H7ZM16 94H17V93H16ZM19 94H20V93H19ZM50 94H51V93H50ZM52 94H51V95H52ZM66 94H67V93H66ZM75 94H76V93H75ZM85 94L83 95L84 97H85ZM99 94H100V93H99ZM110 94H111V93H110ZM110 94H109V95H110ZM126 94H127V95H126ZM199 94H200V93H199ZM199 94H198V95H199ZM213 94H214V93H213ZM215 94H216V93H215ZM219 94H220V93H219ZM227 94H228V93H227ZM229 94H230V93H229ZM245 94H246V93H245ZM262 94H264V93H262ZM4 95H5V94H4ZM24 95H25V94H24ZM54 95H55V94H54ZM90 95H91V94H90ZM100 95H101V94H100ZM109 95H108V97H111V96H112V95H110V96H109ZM144 95H145V94H144ZM144 95H143V96H144ZM198 95H197V96H198ZM210 95H212V92H211ZM221 95H222V94H221ZM224 95H225V94L222 95V98H223ZM254 95H256V94H254ZM13 96H14V95H13ZM17 96H18V95H17ZM33 96H34V95H33ZM39 96H41V95H39ZM43 96H41V97H43ZM55 96H56V95H55ZM79 96H80V95H79ZM79 96H78V97H79ZM97 96H98V94H97ZM102 96H103V94L101 95V97H102ZM105 96H106V94H105ZM105 96H104V98H102V99L105 100ZM186 96H187V95H186ZM188 96H189V95H188ZM194 96H195V95H194ZM213 96H214V95H213ZM218 96H219V95H218ZM218 96H217V98H218ZM250 96H251V95H250ZM250 96H249V97H250ZM0 97H1V96H0ZM2 97H4V96H2ZM2 97H1V99H3ZM25 97H27V96H25ZM49 97H50V96H49ZM61 97H62V95H61ZM61 97H59V94H58L56 98H61ZM65 97H66V96H65ZM68 97H69V96H67L66 98H68ZM78 97H76V98L78 99ZM80 97H81V96H80ZM91 97H92V96H91ZM144 97H145V96H144ZM148 97H149V99H148ZM5 98H6V97H5ZM5 98H4V99H5ZM9 98H11V97H9ZM34 98H36V97H34ZM46 98H45V99H46ZM52 98H53V97H51V99H52ZM62 98H63V97H62ZM62 98H61V99H62ZM66 98L63 99V100L65 101ZM82 98H83V97H82ZM88 98H89V97H88ZM95 98H96V95H95ZM97 98H99V97H97ZM113 98H115V97H113ZM163 98H164V97H163ZM191 98H192V97H191ZM193 98H194V97H193ZM12 99H14V98L12 97ZM12 99H9L10 102L12 101ZM16 99H18V98H16ZM47 99H48V98H47ZM83 99H84V98H83ZM107 99H108V98H107ZM115 99H116V98H115ZM150 99H151V100H150ZM195 99H196V98H195ZM14 100H15V99H14ZM19 100H20V99H19ZM25 100H26V101H24V100L22 99V100H21L22 103H19V105H18V103H17L18 100H16V103H15L16 106L13 104L14 101L11 102V104H13V105L9 104L10 102L7 103V102H8L7 99L5 100L6 102H4L3 104H1V101H0V115H1V116H2V115H5V116H2V117H4V118H6V116L8 115V117H10L11 119L14 120V123H15V121H17V123L13 124V125H14V126H13L14 129H13V127H10V126H11L10 124H5V125L3 124V125L0 127V140H1V139H4V140L7 141V140L9 139L10 141H12V140L15 139V141H16V140H17L16 138H18V137L23 138V137H24L25 139H23V143H21V145H19V146H22L23 144H25L24 147L31 146L32 148H35V149H36V146H37V148H38V146H39L38 149H42L43 145H41V146H42V147H41L40 144H39V143H41V142H43V144L45 145V142L47 141V142H46V146H47V143H48V141H49L50 139H51V140L49 141V143L52 142V141H57V138L55 139V137H56L55 134L57 133L56 130H57V128L59 129V125L61 126L62 123H63L64 121H62V122L60 121L61 123H59V125H57L58 127L56 126L57 128H56L54 131H53L52 129H49V130H48L47 127L45 128V125H46V124L44 123V124H45V125H44V128L48 130V132H46V131L44 130V131H45V133H44L43 131H41V127H42V129H43V126L41 125L43 119H42V120L40 119V120H41V123H39L40 120H37V123H35V124H38V125H34V126H36V127L38 126V127H37V128L33 127V129H34V128H35V129L32 130V128H31V127H32L31 124H33L34 121H35L37 118L34 117V116H36V114H35V113H34V114L31 113V112H33V111H31V110H35L36 108H38V111H41V112H40V113H41L40 116H41L42 114L45 113L44 115L41 116V118L44 117V119H45V116L47 117V115H46L47 113H50V115L53 114L52 117H53L55 114H59V112H57L58 110H57V109H53V108H55V107H53L52 105H51V106H52L53 108L50 107L49 103H47L48 105L45 106L46 103L43 104V103L40 102L41 104H38V101H37V103L35 102L36 100L32 102V100H34V99H31L30 103L28 102L30 99H25ZM69 100H70V99H69ZM98 100H101V99H97L96 101H98ZM104 100H103V102H104ZM110 100H111V99H110ZM112 100H113V99H112ZM116 100H117V99H116ZM118 100H119V99H118ZM152 100H153L154 102H153ZM3 101H4V100H2V102H3ZM23 101H24V104H23ZM48 101H50V100L48 99ZM53 101H54V100H53ZM66 101H67V100H66ZM91 101H92V100H91ZM96 101H94V102H96ZM113 101H114V100H113ZM119 101H121V100H119ZM192 101H193V99H192ZM195 101H196V100H195ZM18 102H19V101H18ZM27 102H28V103H27ZM42 102H44V101H42ZM51 102H52V100H51ZM59 102H60V101H59ZM81 102H83V100H82ZM81 102H79V103L81 104ZM94 102H93V104H95V105L98 104V103L96 104V103H94ZM103 102H101V103H103ZM105 102H106V101H105ZM110 102H111V101H110ZM115 102H117V101H115ZM155 102H156V105L154 104ZM162 102H163V101H162ZM54 103H55V101H54ZM61 103H62V102H61ZM66 103L69 104V102H66ZM70 103H71V102H70ZM87 103H88V101H87ZM111 103H112V102H111ZM122 103H124V104H122ZM5 104H6V105H5ZM26 104H27V105H26ZM42 104H43V105H42ZM50 104H51V103H50ZM52 104H53V103H52ZM56 104H57V103H56ZM77 104H78V102H77ZM105 104H106V103H105ZM105 104H104V105H105ZM109 104H110V103H109ZM109 104H108V106H109ZM125 104H126V106H124ZM1 105L3 106V108H2ZM4 105H5V106H4ZM17 105H18V106H17ZM53 105H54V104H53ZM63 105H65V104H63ZM86 105H87V104H86ZM98 105H100V104H98ZM106 105H107V104H106ZM110 105H111V104H110ZM162 105H163V104H162ZM162 105L160 104V108H159V109H161V106H162ZM164 105H165V104H164ZM48 106H49V107H48ZM55 106H56V105H55ZM69 106H70V105H69ZM79 106H80V105H79ZM83 106H84V105H83ZM90 106H91V105H90ZM100 106H102V104H101ZM111 106H112V105H111ZM172 106H173V105H172ZM179 106H180V104H179ZM185 106H186V105H185ZM187 106H189V104H188ZM217 106H216V107H217ZM88 107H89V106H88ZM153 107H152V108H153ZM158 107H159V106H158ZM180 107H181V106H180ZM196 107H197V108H196ZM57 108H58L59 111H60L61 107H60V108L57 107ZM62 108H64V107H62ZM80 108L82 109V107H80ZM90 108H91V107H90ZM92 108H93V107H92ZM95 108L97 109V107H95ZM99 108H101V107H99ZM99 108H98V110H100ZM104 108L109 109V108L106 107V106H105ZM115 108H114V110H115ZM155 108H157V107H155ZM164 108H166V107H164ZM184 108H185V107H184ZM207 108H210V107H207ZM207 108H206V109H207ZM211 108H212V107H211ZM213 108H214V107H213ZM225 108H226V109H225ZM234 108L236 109V111H234V110H235ZM66 109H68V108H66ZM86 109H87V108H86ZM96 109H94V110H96ZM112 109H113V108H112ZM159 109H158V110H159ZM166 109H167V108H166ZM168 109H169V108H168ZM181 109H182V108H181ZM190 109H189V110H190ZM261 109H260V112L263 111V110L261 111ZM55 110H57V111H55ZM91 110H92V109H91ZM104 110H105V109H104ZM114 110H112V111H114ZM127 110H126V111H127ZM153 110H154V109H153ZM155 110H157V109H155ZM215 110H216V109H215ZM215 110H214V111H215ZM217 110H218V109H217ZM62 111H64V110H62ZM80 111H81V110H80ZM83 111H84V108H83ZM83 111H82V113H83ZM115 111H116V110H115ZM134 111H133V114H134ZM141 111H140V112H141ZM149 111H151V110H149ZM191 111H192V110H191ZM205 111H206V110H205ZM212 111H213V110H212ZM220 111H221V110H220ZM66 112H67V111H66ZM69 112H71V111L69 110ZM87 112H90V111H87ZM93 112H94V111H93ZM95 112H97V111H95ZM95 112H94V113H95ZM103 112H105V111H103ZM108 112H109V111L107 110V113H108ZM121 112H123V111H121ZM138 112H139V111H138ZM143 112L146 113V111H143ZM152 112H153V111H151V113H152ZM185 112H186V111H185ZM195 112H196V111H195ZM195 112H194V113H195ZM198 112H199V111H198ZM215 112H216V111H215ZM218 112H219V111H218ZM218 112H217L216 114H218ZM258 112H259V111H258ZM6 113H7V114H6ZM38 113H39V112H38ZM94 113H93V114H94ZM100 113H101V112H100ZM107 113H105L106 116L109 115V114L107 115ZM110 113H111V111H110ZM124 113H125V112H124ZM128 113L131 114V112H128ZM128 113H127V114H128ZM141 113H142V112H141ZM141 113H140V114H141ZM147 113H148V111H147ZM155 113L157 114L158 112L155 111ZM188 113H189V112H188ZM203 113L205 114V112H203ZM203 113H201V114H203ZM212 113H213V112H212ZM212 113H211V114H212ZM77 114H79V113H77ZM80 114H81V113H80ZM87 114H88V113H87ZM101 114H102V113H101ZM105 114H104V115H105ZM111 114H112V113H111ZM115 114H119V113L115 112ZM137 114H139V113H137ZM137 114H136V115H137ZM148 114H149V113H148ZM156 114H155V115H156ZM165 114H166V113H165ZM177 114H178V113H177ZM196 114H197V113H196ZM196 114H195V115H196ZM199 114H200V112H199ZM211 114H210V115H207V116H212ZM213 114H215V113H213ZM258 114H261V113H258ZM48 115H49V114H48ZM50 115H49V117H47V118H49V119H45V120H47V121L49 120L48 123H50V121L53 120V119H50ZM59 115H60V114H59ZM62 115H63V113H62ZM75 115H76V114H75ZM82 115H83V114H82ZM85 115H86V114H85ZM91 115H92V113H91ZM95 115H96V113H95ZM97 115H99V113H98ZM97 115H96L95 117H97ZM136 115H135V116H136ZM143 115H144V114H142V116H143ZM151 115H152V114H151ZM153 115H154V114H153ZM153 115H152V116H153ZM166 115H167V114H166ZM1 116H0V119H2ZM55 116H56V115H55ZM67 116H68V115H67ZM77 116H78V115H77ZM86 116H87V115H86ZM88 116H89V115H88ZM100 116H101V115H100ZM129 116H130V115H129ZM133 116H134V115H133ZM139 116H140V115H139ZM139 116H138V117H139ZM142 116H141V117H142ZM164 116H165V115H164ZM190 116H191V115H190ZM192 116H194V115H192ZM202 116H203V115H202ZM202 116H201V117H202ZM229 116H227V117H229ZM249 116H250V117H249ZM257 116H259V115H257ZM8 117H7V118H8ZM52 117H51V118H52ZM56 117H57V116H56ZM102 117H104V116H102ZM110 117H111V115H110ZM112 117H113V116H112ZM156 117H157V116H156ZM158 117H159V116H158ZM165 117H166V116H165ZM184 117H185V116H183V117H181V118H184ZM187 117H188V115H187ZM195 117H196V116H195ZM205 117H206V115H205ZM213 117H214V115H213ZM218 117H219V116H218ZM224 117H226V116H224ZM227 117H226V118H227ZM235 117H234V118H235ZM259 117L261 118V115H260ZM262 117H264V115H263ZM4 118H3L2 120H0V122L3 121ZM7 118H6V121H7ZM69 118H70V116H69ZM75 118H76V117H75ZM79 118H82V117H79ZM88 118H89V117H88ZM88 118H87V119H88ZM116 118H117V117H116ZM119 118H120V117H119ZM143 118H144V117H143ZM149 118H150V117H149ZM214 118H215V117H214ZM236 118H237V117H236ZM256 118H257V117H256ZM8 119H9V118H8ZM11 119H9L8 121H11ZM57 119H59V118L57 117ZM93 119H95V118H93ZM93 119H92V120H93ZM122 119H123V118H122ZM130 119H131V118H130ZM184 119H185V118H184ZM204 119H205V118H204ZM218 119H219V118H217V120H218ZM221 119H224V118H221ZM230 119H232V118H230ZM253 119H254V118H253ZM253 119H252V120H253ZM257 119H258V118H257ZM27 120H28V121H27ZM31 120H34V121L32 122ZM62 120H63V119H62ZM89 120H90V119H89ZM120 120H121V119H120ZM126 120H127V118H126ZM131 120H132V119H131ZM138 120H139V118H138ZM147 120H148V119H147ZM202 120H203V119H202ZM208 120L210 121V119H208ZM224 120H227V119H224ZM224 120H222V122H224ZM234 120H235V119H234ZM236 120H237V119H236ZM236 120H235V121H236ZM254 120H255V119H254ZM29 121H31V123L29 124L31 127L29 126L28 128H29V129L31 128V129H30V132H31V133H29V131L26 132L25 129H22V127L25 128V126H22L24 123L21 125L22 122H25V123H26V122H29ZM57 121H58V120L53 121V123L57 124V123H58ZM79 121H80V120H79ZM83 121H84V120H83ZM83 121H82V122H83ZM85 121H86V120H85ZM85 121H84V122H85ZM100 121H101V119H100ZM108 121H109V120H108ZM116 121H117V120H116ZM124 121H125V120H124ZM135 121H136V120H135ZM145 121H146V120H145ZM156 121H157V120H156ZM156 121H155V122H156ZM193 121H194V120H193ZM195 121H197V120H195ZM232 121H233V120H232ZM235 121H233V122H235ZM241 121H242V122H241ZM248 121H249V120H248ZM248 121H246V122L248 123ZM250 121H251V119H250ZM250 121H249V122H250ZM259 121H260L261 123H264V118L259 119ZM4 122H5V121H4ZM43 122H44V121H43ZM45 122H46V121H45ZM82 122H81V123H82ZM84 122H83V123H84ZM104 122H105V120H104ZM117 122H118V121H117ZM130 122H131V121H130ZM132 122H133V121H132ZM139 122H140V121H139ZM149 122H151V121H149ZM201 122H202V121H201ZM220 122H221V121H220ZM226 122H230V121L227 120ZM233 122L231 123V125L233 124ZM237 122H238V121H237ZM251 122L253 123V121H251ZM251 122H250V123H251ZM254 122H255V121H254ZM1 123H3V122H1ZM5 123H7V122H5ZM8 123H9V122H8ZM46 123H47V122H46ZM48 123H47V124H48ZM53 123H52V125L49 124V126L51 125L52 128H53ZM77 123H78V120H77ZM93 123H94V122H93ZM102 123H103V122H102ZM105 123H106V122H105ZM108 123H109V122H108ZM110 123H111V119H110ZM124 123H125V122H124ZM141 123H142V122H141ZM160 123H161V122H160ZM247 123H246V124H247ZM250 123H249V124H250ZM252 123H251V125L256 127V125H253ZM256 123H257V120H256L255 124H256ZM258 123H259V122H258ZM11 124H12V121H11ZM39 124H40V127H39ZM55 124H54V125H55ZM64 124H65V123H64ZM64 124H63V126H64ZM67 124H68V127H67V128H69V126H71V123H66L65 125L67 126ZM69 124H70V125H69ZM86 124H87V123H86ZM97 124H99V123H97ZM131 124H132V123H131ZM131 124H130V126H131ZM139 124H140V123H139ZM152 124H153V122H152ZM154 124H156V123H154ZM158 124H159V123H158ZM208 124H210V123H208ZM220 124H222V123H220ZM224 124H226V123H224ZM227 124H229V123H227ZM234 124H236V123H234ZM243 124H244V123H243ZM243 124H242V125H243ZM19 125L21 126V128H20L21 131H20V130H19V131H20L21 133H22V132H25V133H24L25 135H24V134L22 135L21 133H20L21 135H19V131H18V130H17V132H16V134H18V137L13 136V135H10V133H11V134H15V133H12V131H16V130H15V127H16V126L18 127ZM25 125H26V124H25ZM77 125H78V124H77ZM103 125H104V124H103ZM105 125H106V124H105ZM114 125H115V124H114ZM217 125H218V124H217ZM217 125H216V126H217ZM244 125H245V124H244ZM251 125H249V126H251ZM261 125H262V124H261ZM261 125H260V126H261ZM20 126H19V127H20ZM27 126H28V125H27ZM47 126H48V125H47ZM73 126H74V124H73ZM73 126H72L71 128H69V129H72ZM89 126H90V125H89ZM99 126H101V125H99ZM107 126H108V125H107ZM139 126H140V125H139ZM151 126H152V125H151ZM151 126H150V127H151ZM220 126H222V125H220ZM223 126H224V125H223ZM226 126H227V125H226ZM235 126H236V125H235ZM257 126H258V125H257ZM260 126L257 127L258 130H257V128H256L255 130L259 131V130L261 129ZM9 127H10V128H9ZM17 127H16V129H19V127H18V128H17ZM54 127H55V126H54ZM77 127H79V126H76V128H77ZM82 127H83V126H82ZM85 127H87V126H85ZM94 127H95V126H94ZM94 127H93V129H94ZM96 127H98V126L96 125ZM96 127H95V128H96ZM115 127H116V126H115ZM127 127H128V126H127ZM127 127H126V128H127ZM153 127H154V126H153ZM153 127H152V128H153ZM156 127H157V126H156ZM160 127H161V126H160ZM212 127H213V126H212ZM212 127H211V128H212ZM229 127H230V125H229ZM236 127H237V126H236ZM239 127H240V125H239ZM255 127H251V128H255ZM28 128H26V129H28ZM38 128H39V130L41 131V132H39V133H42V132H43L44 135L42 134V136H45V135L48 134L51 130H52V132H54V135H51L50 137H48V136L50 135V133H51V132H50V133L46 136L47 139H46V137H45V139H44V137H42L41 135H40V136H41V137H40V136L38 135V131H39ZM50 128H51V127H50ZM60 128L62 129L63 127H60ZM90 128H91V127H90ZM98 128H99V127H98ZM102 128H103V127H102ZM108 128H109V127H108ZM131 128H132V127H131ZM135 128H136V129H139V128H137V127H135ZM157 128H158V127H157ZM163 128H164V127H163ZM167 128H169V127H167ZM167 128H166V129H167ZM221 128H222V127H221ZM240 128H241V127H240ZM259 128H260V129H259ZM262 128H264V127H262ZM29 129H28V130H29ZM74 129H75V128H74ZM85 129H86V128H85ZM111 129H112V128H111ZM132 129H133V128H132ZM132 129H131V131H132ZM136 129H135V130H136ZM142 129H143V127H142ZM145 129H148V130H149L150 128H148V126H147V127L145 126ZM194 129H195V127H194ZM31 130H32V131H31ZM35 130H38V131H35ZM66 130H67V129H66ZM76 130L78 131V128L75 129V131H76ZM79 130H80V127H79ZM81 130H83V129H81ZM81 130H80V131H81ZM86 130H88V129H86ZM86 130H84V133H85ZM100 130H101V129H100ZM105 130H107V127H106ZM118 130H119V129H118ZM123 130H124V129H123ZM133 130H134V129H133ZM154 130H156V129L153 128V132H152V129H150V131H151L150 133L153 134V133H154ZM162 130H163V129H161V131H162ZM189 130H190V128H189ZM216 130H217V129H216ZM221 130H222V129H221ZM223 130H224V129H223ZM229 130H230V129H228V131H229ZM235 130H236V129H235ZM240 130H241V129H240ZM242 130H245V129L243 128ZM252 130H253V129H251V130L249 129V131H252ZM255 130H253V131L255 132ZM263 130H264V129H263ZM55 131H56V132H55ZM80 131H79V132H80ZM88 131H90V129H89ZM96 131L98 132L97 128H96ZM102 131H104V130H102ZM113 131H114V130H113ZM140 131H141V130H140ZM144 131H146V130H144ZM144 131H142V132H144ZM158 131H159V128H158V130L155 131V132H158ZM161 131H159V132H161ZM163 131H164V130H163ZM190 131H191V130H190ZM193 131H194V130H193ZM204 131H205V130H204ZM214 131H215V130H214ZM225 131H227V130L225 129ZM237 131H238V130H237ZM261 131H262V130H261ZM261 131H259V132H261ZM32 132H33V133L37 132V133H35V135H33ZM62 132H63V131H61V134L59 133V135H60L61 137H65V136L67 137L68 133L65 132V133H67V135L62 136V135L65 134L64 132H63V133H62ZM73 132H74V130H73ZM79 132H78V134H76V135L72 134V135H74L73 137H72L71 135H68V136H70V137H72V138L68 137L67 139H65V138H66V137H65V138H63V139H65V140H62V138L60 137V140H62V142H61L60 140H58V141H57V147H56L55 144H54V147H56V148H55L56 150H54V151H58V150H59L58 152H60V149H62L60 146H59V148H58V144H60V143H61L62 145H63V143L65 144V145H63V146L60 144L63 148H65V149H64L65 151H64L63 153L66 154V155H67V154L71 155L69 158H68V155L65 156V157H67L66 159H71V158H72V155H75V156H76V154L78 155L80 152L82 153L81 150H84V151H85L86 148H87V146L85 145V148H84V146H83L82 143L84 142V140H85L86 137H83V138H82L81 135L84 136V135H85L86 133H88V132L86 131L85 134H81V135H79V134H80L82 131H81L80 133H79ZM104 132H105V131H104ZM107 132H108V131H107ZM109 132H110V130H109ZM109 132H108V134H111V136H112V133H109ZM117 132H118V131H117ZM128 132H129V130H128ZM128 132H126V133H128ZM134 132H135V131H134ZM206 132H207V130H206ZM208 132H209V131H208ZM215 132H216V131H215ZM244 132H246V130H245ZM262 132H263V131H262ZM89 133H90V132H89ZM89 133L87 134L88 136H89ZM94 133H96V132H94ZM94 133H92V130H91L90 135H92V137H93V136H97V135H95ZM99 133H100V132H99ZM99 133H98L97 138L101 136ZM115 133H116V132H115ZM150 133H149V134H150ZM167 133H168V132H167ZM192 133L194 134V132H191V133H189L188 135H190V134H192ZM197 133H198V131L196 132V134H197ZM212 133H213V132H212ZM217 133H218V132H217ZM217 133H216V134H217ZM220 133H221V131H220ZM222 133H224V132L222 131ZM229 133H230V132H229ZM231 133H232V132H231ZM231 133H230V134H231ZM249 133H252V132H249ZM255 133H257V132H255ZM16 134H15V135H16ZM36 134L38 135V137H39L38 139H39V140H40V138H43L45 142L42 141V140H40V142H38V145H36L37 142L35 143V146L30 145V144L32 143V142H30V141H32V139L36 138V137H35V136H37ZM51 134H52V133H51ZM93 134H94V135H93ZM96 134H97V133H96ZM101 134H102V133H101ZM104 134H105V133H104ZM106 134H107V133H106ZM108 134H107V135H108ZM117 134H118V133H117ZM120 134H122V132H121ZM140 134H141V133H140ZM158 134H160V133H158ZM158 134L156 133L157 136H158ZM210 134H211V133H210ZM213 134H214V133H213ZM224 134H226V133H224ZM232 134H233V133H232ZM237 134H238V133H237ZM242 134H243V133H242ZM252 134H253V133H252ZM258 134H259V136H260V133H258ZM6 135H7V137H8V136H9V137L7 138ZM59 135H57L58 139H59ZM87 135H86V136H87ZM102 135H103V134H102ZM115 135H116V134H115ZM115 135H113V136H115ZM124 135H125V133H124ZM124 135H122V136H124ZM127 135H128V134H127ZM127 135H126V136H127ZM136 135H137V134H136ZM136 135H135V136H136ZM153 135H154V134H153ZM161 135H162V134H161ZM161 135H160V136H161ZM166 135H168V134H166ZM186 135H187V134H186ZM207 135H208V134H205V136H207ZM226 135H227V134H226ZM233 135H235V133H234ZM249 135H250V134H249ZM253 135H255V134H253ZM53 136H54V138H53ZM88 136H87V137H88ZM113 136H112V137H113ZM118 136H119V135H118ZM126 136H125V137H126ZM128 136H130V135H128ZM142 136H143V135H142ZM151 136H152V135H151ZM154 136H155V135H154ZM160 136H159V137H160ZM162 136H164V138L166 137L165 134L162 135ZM162 136H161V137H162ZM175 136H176V135H175ZM180 136L182 137V135H180ZM197 136H199V135H197ZM216 136H217V135H216ZM229 136H230V135H229ZM237 136H238V135H237ZM261 136H262V137H261ZM261 136H260V138H263V134H262ZM4 137H6L7 139H5ZM89 137H90V136H89ZM92 137H91V138H92ZM102 137H103V136H102ZM132 137H133V135H132ZM132 137H131V140L126 139V140L129 141L128 144L131 143V142L133 141V139H135V138H132ZM140 137H141V136H140ZM155 137H156V136H155ZM167 137H168V136H167ZM207 137H208V136H207ZM226 137H228V136H226ZM234 137H236V136H234ZM244 137H246V136H244ZM247 137H248V134H247ZM252 137H253V136H252ZM49 138H50V139H49ZM69 138L72 139V140H71L72 142L74 141L73 144H71L72 142H70V139H69ZM91 138H90V139H91ZM106 138H107V139H106ZM106 138H105V140H107L108 143H109V142H110V139H109L110 137L108 138V136H107ZM120 138H122L121 140H124L123 137H120ZM128 138H129V137H128ZM138 138H139V137H138ZM162 138H163V137H162ZM164 138H163V139H164ZM168 138H169V137H168ZM168 138H166V139H168ZM171 138H172V137H170L169 141L171 140ZM175 138H176V137H175ZM190 138L192 139V137H190ZM231 138H232V137H231ZM241 138H242V137H241ZM249 138H250V137H249ZM256 138H257V140H258V135H257L254 139H256ZM11 139H12V140H11ZM18 139H19V138H18ZM36 139H37V138H36ZM38 139H37V140H38ZM53 139H55V140H53ZM68 139H69V141H68ZM82 139H84V140L82 141ZM98 139H99V138H98ZM98 139H97V140H98ZM100 139H101V137H100ZM102 139H103V138H102ZM108 139H109V140H108ZM144 139H145V138H144ZM166 139H165V140H166ZM182 139H183V138H182ZM216 139H217V137H216ZM227 139H228V138H227ZM243 139H244V138H243ZM245 139H246V138H245ZM250 139H251V138H250ZM250 139H249V140H250ZM4 140H3V141H4ZM34 140H35V139H34ZM34 140H33V141H34ZM39 140H38V141H39ZM87 140H89V138L86 139V141H87ZM92 140L95 142L96 137H95V139H94V137H93ZM113 140H114V139H113ZM115 140L118 141V139H115ZM137 140H138V139H137ZM142 140H143V139H142ZM145 140H148V139H145ZM155 140H156V139H155ZM158 140H159V139H158ZM183 140H184V139H183ZM183 140H182V141H183ZM233 140H234V139H233ZM235 140H237V139L235 138ZM238 140H240V139H238ZM257 140H254V141H257ZM260 140H261V139H260ZM35 141H36V140H35ZM35 141H34V142H35ZM64 141H65V142H64ZM86 141H85V142H86ZM93 141L90 143L91 145H92V143L95 145V144L98 142V141H97V142L94 143ZM130 141H131V142H130ZM148 141H149V140H148ZM151 141H152V140L150 139V142H151ZM169 141H168V142H169ZM178 141H179V140H178ZM186 141H187V140H186ZM191 141H193V140H191ZM213 141H214V140H213ZM217 141H218V140H217ZM217 141H216V142H217ZM219 141H220V139H219ZM230 141H231V140H230ZM246 141H247V140H246ZM262 141H263V140H262ZM262 141H261V142H262ZM0 142H2V140H1ZM12 142H13V141H12ZM16 142H17V141H16ZM58 142H59V143H58ZM68 142H69V143H68ZM75 142H76V143H75ZM89 142H90V141H88L87 145H89L88 147L91 148ZM122 142H123V141H122ZM133 142H135V140H134ZM138 142H139V141H138ZM140 142H141V141H140ZM142 142H144V141H142ZM156 142H157V141H156ZM159 142H160V141H159ZM159 142H158V143H159ZM163 142H164V145H165V141H163ZM187 142H188V141H187ZM194 142H195V141H194ZM247 142H248V141H247ZM258 142H260V141H258ZM261 142H260V143H261ZM5 143H7V142H5ZM9 143H10V142H9ZM55 143H56V142H55ZM102 143H103V142H102ZM106 143H107V142H106ZM111 143L113 144V142H110V144H111ZM115 143H116V142H115ZM120 143H121V142H120ZM120 143H119V144H120ZM124 143H125V141H124ZM135 143H136V142H135ZM135 143H134V144H135ZM147 143H148V142H147ZM151 143H152V142H151ZM160 143H161V142H160ZM174 143H175V141H174ZM183 143H184V142H183ZM203 143H204V142H203ZM207 143H208V142H207ZM214 143H215V142H214ZM249 143H250V142H249ZM255 143H257V142H255ZM14 144H15V143H14ZM50 144H51V143H50ZM84 144H86V143H84ZM98 144H99V143H98ZM98 144H97V146H98ZM103 144H104V143H103ZM110 144H109V145H110ZM112 144H111V145H112ZM131 144H132V143H131ZM140 144H142V143H140ZM156 144H157V143H156ZM162 144H163V143H162ZM166 144H167V143H166ZM169 144H170V142H169ZM169 144H168V145H169ZM181 144H182V143H181ZM184 144H185V143H184ZM192 144H193V143H192ZM205 144H206V143H205ZM220 144H221V143H220ZM250 144H251V143H250ZM12 145H13V144H12ZM16 145H17V144H15V146H16ZM105 145H106V144H105ZM121 145H122V143H121ZM123 145H124V144H123ZM125 145H126V144H125ZM147 145H148V144H147ZM174 145L176 146V144H174ZM189 145H190V144H189ZM216 145H217V144H216ZM241 145H242V143H241ZM243 145H244V144H243ZM253 145H254V144H253ZM9 146H11V145H9ZM17 146H18V145H17ZM49 146H50V145H49ZM66 146H68V147H66ZM97 146H96V148H94L95 146H92L93 148H91V149H93V150H95V151L98 152V150H97ZM100 146H103V145H100ZM119 146H120V145H119ZM129 146H130V144H129ZM154 146H155V145H154ZM157 146H158V145H157ZM160 146H163V145H160ZM160 146H158V148H157L158 150L161 149V148H163V147H160ZM166 146H167V145H166ZM178 146H179V145H178ZM222 146H223V145H222ZM257 146H258V145H257ZM1 147H2V146H1ZM4 147H6V146L3 145L2 148H4ZM31 147H30V149H31ZM47 147H48V146H47ZM47 147H46V148L43 147V148L46 150ZM52 147H53V146H52ZM82 147H83L84 149H82ZM104 147H105V146H104ZM110 147H113V146H110ZM115 147H116V145H114L113 148H115ZM124 147H125V146H124ZM133 147H136V146L133 145ZM139 147H140V146H139ZM142 147H143V146H142ZM142 147H140V148H142ZM144 147H146V146L144 145ZM151 147H152V146H151ZM151 147H150V148H151ZM159 147H160V148H159ZM169 147H172V146H169ZM194 147H195V146H194ZM197 147H198V146H197ZM6 148H7V147H6ZM12 148H13V146H12ZM17 148H18V147H17ZM49 148H50V147H49ZM57 148H58V149H57ZM98 148H99V147H98ZM116 148H117V147H116ZM120 148H121V147H120ZM120 148H119V149H120ZM165 148H166V147H165ZM165 148H164V150H165ZM172 148H174V147H172ZM180 148H181V147H180ZM187 148H188V147H187ZM195 148H196V147H195ZM199 148H200V147H199ZM213 148H214V147H213ZM222 148H223V147H222ZM228 148H229V147H228ZM248 148H249V147H248ZM252 148H253V147H252ZM254 148H255V146H254ZM10 149H11V148H10ZM19 149H20V147H19ZM25 149H26V148H25ZM28 149H29V148H28ZM28 149H26V150H28ZM38 149L35 150V157H36V158H39V157H40L39 155H43V156H44V154H47V153H45V151H43V150H38ZM80 149H81V150H80ZM91 149H88V151L91 150ZM99 149H101V148H99ZM104 149H107V148H104ZM117 149H118V148H117ZM124 149H125V148H124ZM133 149H134V148H133ZM133 149L131 148V151H132ZM152 149H153V148H152ZM154 149H155V148H154ZM166 149H169V148H166ZM176 149H177V148H175V150H176ZM0 150L2 151L1 148H0ZM4 150H5V149H4ZM11 150H14V149H11ZM26 150H25V152H27ZM47 150H48V151H49V150L51 151V150H53V149L50 148V149H47ZM101 150H102V149H101ZM110 150H111V148H110ZM110 150H109V151H110ZM114 150H115V149H114ZM128 150H129V149L124 150V151H126V153H127ZM146 150H147V149H146ZM161 150H162V152L157 151V152H159V153H156V150H153V151H155L154 154L156 153V154H158V155H157L158 157L160 156V157H159V159H160V163H159V165L156 164V165L159 167V168L157 167L158 169H160V167H162V166L167 167V166H165V165H169V164H171L170 162H172V160L175 159V158H172V159L170 160V156H169V155H170L171 153H175V152H172V151H171L172 149L169 151V152H171L170 154H168V152L165 150L166 153H167L168 155H167V154H164L165 152L163 151V149H161ZM161 150H160V151H161ZM175 150H174V151H175ZM216 150H217V149H216ZM250 150H251V149H250ZM8 151H9V150H8ZM15 151H17V150H15ZM29 151H31V150H29ZM29 151H28V152H29ZM48 151H47V152H48ZM50 151H49L48 154H51V153L53 152V151H52V152H50ZM61 151H63V150H61ZM95 151H94V152H95ZM109 151H108V149H107L105 152L109 153ZM115 151H116V150H115ZM115 151H113V153H114ZM118 151H119V150H118ZM121 151L124 153L123 150H121ZM148 151H149V150H148ZM148 151H147V152H148ZM153 151L151 152L152 154H153ZM5 152H6V150H5ZM20 152H21V151H20ZM32 152H33V151H31V153H32ZM91 152H92V151H91ZM91 152H89V153L91 154ZM100 152H101V151H100ZM100 152H99V153H100ZM111 152H112V151H111ZM111 152H110V153H111ZM133 152H134V151H133ZM135 152H136V150H135ZM142 152H144V151H142ZM145 152H146V151H145ZM176 152H177V151H176ZM180 152H181V151H180ZM208 152H209V151H208ZM208 152H207V153H208ZM219 152H220V151H219ZM224 152H225V151H224ZM259 152H260V151H259ZM263 152H264V151H263ZM10 153H11V152H10ZM12 153H13V151H12ZM29 153H30V152H29ZM29 153H27V155H28ZM33 153H34V152H33ZM54 153H56V156L58 157L57 160L59 161V157L62 156V155L58 156L59 154H58L57 152H54ZM54 153H52L53 156H54ZM85 153H86V152H84L83 155H85V157H87L88 152H87L86 154H85ZM110 153H109V154H110ZM117 153H118V152H117ZM151 153H148V154H151ZM182 153H183V152H182ZM192 153H193V152H192ZM2 154H3V153H2ZM2 154H1V155H2ZM17 154L19 155L20 153H17V152H16V153H13V155H15V156H16ZM24 154H25V153H24ZM36 154L38 155V157L36 156ZM92 154H94V153H92ZM96 154H98V153H96ZM119 154H120V152H119ZM121 154H122V153H121ZM130 154H131V153H130ZM134 154H135V153H134ZM136 154H137L136 156H138V154H140V153H136ZM142 154H143V153H142ZM144 154H145V153H144ZM144 154H143V155H144ZM152 154H151V156H153ZM156 154H155L154 157H156ZM175 154H176V153H175ZM175 154H174V155H175ZM179 154H180V153H179ZM179 154H177V155H179ZM186 154H187V153H186ZM186 154H185V155H186ZM205 154H206V153H205ZM223 154H224V153H223ZM230 154H231V153H230ZM235 154H236V153H235ZM253 154H255L254 151H253ZM4 155H6V154L4 153ZM4 155H3V156H4ZM18 155H17V156H18ZM21 155H23V152H21ZM29 155H30V154H29ZM29 155H28V158L30 157ZM80 155H82V154H80ZM83 155H82V156H83ZM88 155H89V154H88ZM98 155H99V154H98ZM101 155H102V154H101ZM110 155H111V154H110ZM123 155H124V154H123ZM162 155H163V156L166 155V157H162ZM180 155H182V154H180ZM192 155H193V154H192ZM198 155H199V154H198ZM206 155H207V154H206ZM226 155H227V154H226ZM257 155H258V154H257ZM259 155H260V154H259ZM259 155H258V156H259ZM262 155H263V154H262ZM262 155H261V156H262ZM19 156H20V155H19ZM19 156L16 157V158H19ZM23 156H26V154L23 155ZM23 156H22V159H23V158H24V159L26 158V160L29 161L30 163H32V165H34V164H33L34 161H32V160H38V159H35V158L33 159V157H31V158H29V159H31V161H32V162H31L30 160H28L27 157H23ZM33 156H34V155H33ZM45 156H46V155H45ZM45 156H44V158H45ZM47 156H51V155H47ZM78 156H79V155H78ZM82 156H81V158H82L81 161H80L79 159H77V158H78L77 156H76L77 158H75L74 156H73V157H74V159L79 160V161L81 162V165H85V164H82V162H85V161H82V160H83V157H82ZM92 156H94V155H92ZM107 156H108V154H107ZM140 156L143 158V161H142V160H140V161L143 162V163H146V164H144V165H147V167H148V166L151 167V165H152V164H151L152 162H150L151 159H148V158H151V157H149L150 155L148 156V155L146 154V156H148L147 158H146L145 155H144L145 158H144L142 155H139V157H140ZM183 156H184V155H183ZM187 156H188V155H187ZM203 156H204V155H203ZM243 156H244V155H243ZM255 156H256V155H255ZM5 157H7V156H5ZM9 157H10V159H11V157H13V156L10 155ZM9 157H8V158H9ZM20 157H21V156H20ZM63 157H64V156H63ZM79 157H80V156H79ZM88 157H89V156H88ZM88 157H87V158H88ZM95 157H96V155H95ZM97 157H98V156H97ZM99 157H100V156H99ZM103 157H104V156H103ZM103 157L101 158V161L104 160V159H106V158H108L109 156L106 157V155H105L106 158L104 157V159H103ZM115 157H116V155H115ZM122 157H123V156L121 155V158H122ZM125 157L127 158V156H125ZM130 157H131V155H130ZM130 157H129V158H130ZM133 157H134V159L136 158V159H135V160H137L136 163L138 162V164H139V163H140L139 160H138L139 157H135V156H133ZM141 157H140V159H142ZM154 157H153V158H154ZM171 157H174V156H171ZM175 157L177 158V157H181V156H175ZM188 157H189V156H188ZM194 157H195V156H194ZM197 157H198V156H197ZM208 157H209V155H208ZM51 158H53V157H51ZM51 158H50V157H49V158L47 157V159H49V161L46 159L45 162H43V163H46L47 161H48V162H50V161H54V159L50 160ZM55 158H56V157H55ZM61 158H62V157H61ZM90 158H91V155H90ZM92 158H93V157H92ZM110 158H112V156H111ZM121 158H119V160H120V161L123 160V161H122V162H123V166H125V165H124V162H125L127 159H128V162H129V160H130L129 158H127L126 160H124L125 158H124V159H121ZM156 158H157V157H156ZM156 158H155V159H156ZM182 158H183V157H182ZM205 158H207V156H206ZM227 158H228V157H227ZM230 158H231V157H230ZM24 159H23V160H24ZM39 159H40V158H39ZM74 159H73V161H74V162H75V161L77 162V160H74ZM88 159H89V158H88ZM95 159H97V158H95ZM95 159H94V160H95ZM115 159H118V158H115ZM131 159H132V158H131ZM145 159H146V160H145ZM147 159L149 160L150 165H149V163L147 164V162H146V161H148ZM177 159H178V158H177ZM180 159H181V158H180ZM185 159H186V158H185ZM191 159H192V158H191ZM196 159H197V158H196ZM228 159H229V158H228ZM237 159H238V158H237ZM12 160H13V159H12ZM12 160H9V162L12 161ZM41 160H42V156H41ZM41 160H40V162H41ZM43 160H44V159H43ZM61 160H62V159H61ZM84 160H85V158H84ZM92 160H93V159H92ZM109 160H110V159H109ZM182 160H183V159H182ZM186 160H187V159H186ZM192 160H193V159H192ZM241 160H242V159H241ZM241 160H240V161H241ZM259 160H261V158H260ZM1 161H2V159H1ZM1 161H0V162H1ZM19 161H20V160H19ZM21 161H22V160H21ZM24 161H25V160H24ZM63 161H64V160H63ZM70 161H71V160H70ZM87 161H88V160H87ZM90 161H91V160H90ZM90 161H89V162H90ZM98 161H100V160H98ZM106 161H108V159H107ZM111 161H113V160H111ZM114 161H116V160H114ZM120 161H118V163H119ZM130 161H131V160H130ZM132 161H133V159H132ZM132 161H131V162H132ZM144 161H145V162H144ZM179 161H180V160H179ZM198 161L200 162L201 160H198ZM208 161H209V160H208ZM250 161H251V159H250ZM7 162H8V160H7ZM15 162L18 163L17 161H15ZM29 162H28V163H29ZM40 162L38 161V163H37V162L35 161V162H34V163H35V166H37L36 163L39 164ZM54 162H55V161H54ZM59 162H60V161H59ZM61 162H62V161H61ZM131 162H130V163H131ZM156 162H159V161H157V159H156L155 163H156ZM184 162H185V160H184ZM187 162H188V161H187ZM242 162H243V161H242ZM261 162H263V159L261 160ZM261 162L259 161L258 163H261ZM2 163L4 164V162H2ZM13 163H14V162H13ZM13 163H12V164H13ZM19 163H20V162H19ZM43 163H41V166H44V165H42ZM56 163H57V162H56ZM87 163H88V162H87ZM96 163H97V161H96ZM100 163H101V162H100ZM110 163H111V162H110ZM110 163H109V164H110ZM114 163H115V162H114ZM116 163H117V161H116ZM143 163H141V164H143ZM177 163H178V162H176V164H177ZM179 163H180V162H179ZM179 163H178V164H179ZM190 163H192V162H190ZM231 163H232V162H231ZM233 163H234V162H233ZM249 163H250V162H249ZM256 163H257V161L255 162V164H256ZM263 163H264V162H263ZM3 164H2V165H3ZM5 164H6V163H5ZM12 164H11V166H13ZM25 164H26V163H25ZM25 164H24V165H25ZM47 164H48V163H47ZM47 164H46V165H47ZM50 164H51V163H50ZM60 164H61V163H60ZM77 164H80V163L77 162ZM89 164H90V163H89ZM111 164H113V163H111ZM125 164H127V163H125ZM132 164L134 165V164H135V161H134V163H132ZM132 164H130V165L128 164L129 169H131L130 167H132V166H131ZM138 164H137V167H138ZM161 164H162V166H160ZM180 164H181V163H180ZM183 164H184V163H183ZM250 164H252V163H250ZM6 165H7V164H6ZM19 165H20V164H19ZM22 165H23V164H22ZM32 165H31V166H32ZM55 165H57V164H55ZM119 165H121V164L119 163ZM144 165H143V166H144ZM153 165H154V164H153ZM188 165H189V164L187 163V167H188ZM259 165H260V164H259ZM14 166H16V165H14ZM41 166H40V164H39L38 167H41ZM47 166L49 167L50 165H47ZM51 166H53V165L51 164ZM60 166H61V165H60ZM87 166H88V167H87ZM87 166H86L87 168H91V167H92V166L89 167L88 164H87ZM93 166L95 167V165H93ZM100 166H102V165H100ZM128 166H127V167H128ZM134 166H136V165H134ZM134 166H133V168H134ZM141 166H142V165H141ZM141 166H140V164H139V167H140V168H143V166H142V167H141ZM177 166H178V165H177ZM179 166H181V165H179ZM184 166H185V165H184ZM227 166H228V165H227ZM237 166H238V165H237ZM260 166H261V165H260ZM260 166H259V167H260ZM263 166H264V165H263ZM0 167H1V166H0ZM2 167H3V166H2ZM4 167H5V166H4ZM24 167H25V166H24ZM33 167H34V166H33ZM38 167H37V168H38ZM53 167H56V166H53ZM86 167L84 168L85 170H86ZM94 167H93V168H94ZM112 167H113V166H112ZM114 167H115V164H114ZM114 167L111 169L112 172H113V170H114ZM118 167H119V166H118ZM127 167H125V168H127ZM139 167H138V168H139ZM144 167H145V166H144ZM149 167H148V168H149ZM155 167H156V166H154L152 169H154ZM164 167H163V170L165 171L166 168L164 169ZM187 167H186V169H187ZM190 167H191V166H190ZM204 167H205V166H204ZM229 167H230V166H229ZM244 167H245V166H244ZM256 167H257V166H256ZM9 168H10V165H9ZM13 168H14V167H13ZM29 168H30V167H29ZM29 168L27 167V169H29ZM43 168H44V167H43ZM50 168L52 169V167H50ZM58 168H59V167H58ZM61 168H62V167H61ZM96 168H97V167H95V169H96ZM102 168H103V167H102ZM106 168H108V167H106ZM109 168H111V167H109ZM119 168H120V167H119ZM125 168H124V169H125ZM133 168H132V169H133ZM135 168H136V167H135ZM148 168H147V169H148ZM175 168H176V167H175ZM184 168H185V167H184ZM212 168H214V167H212ZM248 168H249V167H248ZM2 169H3V168H2ZM7 169H8V168H7ZM11 169H12V168H11ZM17 169H18V168H17ZM34 169H35V168H34ZM34 169H33V170H34ZM40 169H41V168H40ZM40 169H39V171H40ZM55 169H56V168H55ZM55 169H54V170H55ZM59 169H60V168H59ZM104 169H105V168H104ZM104 169H101V171L104 170ZM116 169H118V168H116ZM129 169H128V170H129ZM145 169H146V168H145ZM152 169H150L149 171H152ZM167 169H168V168H167ZM167 169H166V170H167ZM170 169H171V170H174V169H172L171 167H170ZM176 169H178V168H176ZM180 169H181V168H180ZM182 169H183V168H182ZM188 169H190V168L188 167ZM224 169H225V168H224ZM253 169H254V168H253ZM253 169H252V171H253ZM260 169H261V168H260ZM4 170H5V168H4ZM9 170H10V169H9ZM30 170H32V169H30ZM30 170H29L28 172H30ZM49 170H50V169H49ZM87 170H88V169H87ZM91 170H92V169H90L89 171H91ZM93 170H94V169H93ZM93 170H92V171H93ZM98 170H99V169L97 168L96 171H98ZM108 170H109V169H108ZM133 170H134V169H133ZM133 170H131V171H133ZM138 170H139V169H138ZM154 170H156V169H154ZM161 170H162V169H161ZM161 170H160V171H161ZM163 170H162V172H163ZM183 170H185V169H183ZM211 170H212V169H211ZM230 170H231V169H230ZM247 170H248V169H247ZM2 171H3V170H2ZM2 171L0 170V173H1ZM10 171H11V173H12V174H11L12 176H15V175H16V172H17L16 170H15L16 172L14 171V169H12V170H10ZM10 171H8V172H10ZM42 171H43V170H42ZM50 171H51V170H50ZM50 171H49V172H50ZM60 171H61V169H60ZM63 171H64V170H63ZM89 171H88V172H89ZM94 171H95V170H94ZM96 171H95V172H96ZM99 171H100V170H99ZM99 171H98V172H99ZM126 171H127V169H126ZM126 171H125V172H126ZM131 171H130V172H131ZM134 171H135V170H134ZM142 171H144V170H142ZM145 171H148V170H145ZM180 171H181V170H180ZM188 171H189V170H188ZM190 171H191V170H190ZM216 171H217V170H216ZM224 171H225V170H224ZM239 171H240V170H239ZM8 172H4V174H8V176H9V173H8ZM13 172H15V175H13V174H14ZM20 172H21V171H20ZM23 172H24V171H23ZM23 172H22V173H23ZM25 172H26V171H25ZM32 172H33V171H32ZM32 172H31V173H32ZM36 172H37V171H36ZM86 172H87V171H86ZM110 172H111V171H110ZM118 172H119V174H120L121 171H118ZM122 172H123V171H122ZM122 172H121V174H122ZM130 172H126V174H127V173H130ZM135 172H136V171H135ZM138 172H139V171H138ZM152 172H154V171H152ZM192 172H193V171H192ZM212 172H213V171H212ZM255 172H257V170H256ZM47 173H48V172H47ZM59 173H60V172H59ZM61 173H62V172H61ZM96 173H97V172H96ZM100 173H101V172H100ZM105 173H106V171H105ZM105 173L103 172V174H105ZM113 173H114V172H113ZM132 173H133V172H132ZM145 173H148V172H145ZM150 173H151V172H150ZM155 173H156V172H155ZM159 173H160V172H159ZM164 173H165V172H164ZM166 173H168V172H166ZM175 173H176V171H175ZM181 173H183V172H181ZM185 173H186V172H185ZM215 173H216V172H215ZM258 173H259V172H258ZM1 174H2L1 176L3 177V173H1ZM17 174H18V173H17ZM20 174H21V173H20ZM24 174H25V173H24ZM28 174H29V173H28ZM35 174H36V173H35ZM37 174H39V173L37 172ZM40 174H41V173H40ZM40 174H39V175H40ZM48 174H49V173H48ZM53 174H55V173H53ZM66 174H67V173H66ZM88 174H89V173H88ZM98 174H99V173H98ZM111 174H112V173H111ZM111 174L109 173V175H111ZM115 174H118V173H115ZM135 174H136V176L139 175V174H137V173H135ZM135 174H134V175H135ZM143 174H144V173H143ZM160 174L163 175L162 173H160ZM168 174H169V173H168ZM183 174H184V173H183ZM183 174H182V175H183ZM247 174H248V173H247ZM39 175H38V176H39ZM58 175H59V174H58ZM58 175H57V176H58ZM62 175H63V174H62ZM91 175H92V174H91ZM91 175H90V176H91ZM107 175H108V174H107ZM113 175H114V174H113ZM128 175H129V174H127V176H128ZM145 175H146V174H145ZM148 175H150V174L148 173ZM151 175H152L151 178H153V174H151ZM156 175H157V174H156ZM166 175H167V174H166ZM170 175L175 177L176 174H175V175L170 174ZM170 175H169V176H170ZM180 175H181V174H180ZM182 175H181V176H182ZM228 175H229V174H228ZM254 175H255V174H254ZM6 176H7V175H6ZM12 176H10V177H12ZM16 176H17V175H16ZM23 176H24V175H23ZM25 176H26V178H28L27 175H25ZM25 176H24V177H25ZM34 176H36V175H34ZM51 176H54V175H51ZM55 176H56V175H55ZM57 176H56V177H57ZM60 176H61V175H60ZM68 176H70V175H68ZM68 176H67V177H68ZM72 176H73V175H72ZM96 176H97V174H96ZM99 176H100V175H99ZM99 176H98L97 178H99ZM116 176H118V175H116ZM125 176H126V175H125ZM129 176H131V175H129ZM129 176H128V177H129ZM140 176H141V175H139V177H140ZM143 176H144V175H143ZM176 176H179V175L177 174ZM189 176H190V175H189ZM197 176H198V174H197ZM4 177H5V176H4ZM21 177H22V176H21ZM31 177H32V176H31ZM48 177H49V176L47 175V178H48ZM58 177H59V176H58ZM58 177H57V178H58ZM62 177H65V176H62ZM67 177H66V178H67ZM70 177H71V176H70ZM111 177H112V176H111ZM123 177H124V173H123ZM131 177H133V176H131ZM139 177H138V178H139ZM146 177H147V176H146ZM148 177H149V176H148ZM156 177H157V176H156ZM161 177H162V176H161ZM179 177H180V176H179ZM185 177H187V176L185 175ZM191 177H192V176H191ZM258 177H259V176H258ZM0 178H1V177H0ZM8 178H9V177H8ZM12 178H13V177H12ZM14 178H16V177H14ZM14 178H13V180H14ZM18 178H20V177H17V179H18ZM26 178H24V179H26ZM34 178H35V177H34ZM37 178H39V177H37ZM37 178H36V179H37ZM43 178H44V177H43ZM51 178H52V177H51ZM57 178H56V179H57ZM92 178H93V177H92ZM108 178H109V177H108ZM113 178H114V176H113ZM124 178H125V177H124ZM138 178H137V179H138ZM140 178H142V176H141ZM140 178H139V179H140ZM162 178H163V177H162ZM166 178H167V176H166ZM166 178H165V179H166ZM177 178H178V177H177ZM3 179H4V178H3ZM9 179H10V178H9ZM28 179H29V178H28ZM28 179H26V183L24 182L25 184H28V183H29V182H28ZM32 179H33V178H32ZM32 179H31V180H32ZM48 179H49V178H48ZM58 179H59V178H58ZM58 179H57V181H59ZM72 179L74 180V177H73ZM99 179H100V178H99ZM121 179H122V178H121ZM125 179H126V178H125ZM128 179H131V178L129 177ZM148 179H149V178H148ZM154 179H155V178H154ZM169 179H170V178H169ZM183 179H184V178H183ZM197 179H199V177H197ZM207 179H208V178H207ZM230 179H232V178H230ZM237 179H239V178H237ZM254 179H255V178H254ZM21 180H23V179H21ZM33 180H34V179H33ZM39 180H40V179H39ZM44 180H47V179H44ZM63 180H65V178H64ZM67 180H68V179H67ZM78 180H79V179H78ZM89 180H90V179H89ZM91 180H93L94 182H96V181H95V180H96L95 178H94V179H91ZM101 180H102V179L97 180V182H100ZM108 180H109V179H108ZM112 180H113V179H112ZM132 180H134V178H132ZM140 180H141V179H140ZM149 180H150V179H149ZM152 180H153V179H152ZM167 180H168V179H167ZM200 180H201V179H200ZM247 180H248V179H247ZM2 181H3V180H2ZM2 181H0V182L3 183ZM15 181H16V180H15ZM17 181H19V180H17ZM51 181H52V180H49V182H48V180H47L46 183H50ZM54 181H56V180H55V177H54ZM80 181H83V180H80ZM104 181H106V180H104ZM113 181H114V180H113ZM113 181H111V182H112L111 184L114 183ZM116 181H117V180H116ZM129 181H130V180H129ZM129 181H128V182H129ZM135 181H136V180H135ZM137 181H138V180H137ZM150 181H151V180H150ZM150 181H149V182H150ZM201 181H202V180H201ZM239 181H240V180H239ZM250 181H251V180H250ZM27 182H28V183H27ZM30 182H31V181H30ZM32 182H33V181H32ZM39 182H40V181H39ZM43 182L45 183V181H43ZM43 182H41V183H43ZM65 182H66V181H65ZM70 182H71V181H70ZM77 182H78V181H76V182H74V183H77ZM108 182H109V181H107V183H108ZM118 182H119V181H118ZM133 182H134V181H133ZM141 182H142V181H141ZM213 182H214V181H213ZM22 183H23V182H21V184H19V185H22ZM24 183H23V185H25ZM33 183H34V182H33ZM33 183H29V184H32V185H33ZM52 183H53V181H52ZM56 183H57V182H56ZM56 183L54 182V184H56ZM59 183H61V182H59ZM67 183H68V182H67ZM72 183H73V182H72ZM101 183H105V182H102V181H101ZM109 183H110V182H109ZM122 183H123V182H122ZM124 183H125V182H124ZM143 183H146V180L143 181ZM150 183H151V182H150ZM156 183H158V182H156ZM156 183H155V184H156ZM159 183H161V182H159ZM159 183H158V184H159ZM218 183H219V182H218ZM220 183H221V182H220ZM222 183H223V182H222ZM222 183H221V184H222ZM3 184H4V183H3ZM29 184H28V185H29ZM35 184H36V183H35ZM57 184H58V183H57ZM77 184H80L81 186H79V185H78V186L81 188L82 185L85 184V183L81 184V183L79 182V183H77ZM95 184H97V183H95ZM98 184H99V183H98ZM115 184H116V182H115ZM115 184H114V186H115ZM117 184H118V183H117ZM119 184H120V183H119ZM125 184H128L127 181H126ZM125 184H124V185H125ZM141 184H142V183H141ZM147 184H148V182L146 183V185H147ZM152 184H153V182H152ZM161 184H163V182H162ZM168 184H169V183H168ZM172 184H174V183H172ZM189 184H190V183H189ZM205 184H206V183H205ZM215 184H216V183H215ZM221 184H220V185H221ZM228 184H229V183H228ZM5 185L8 186L9 183H7V184H5ZM32 185H31V187L34 186V187L36 188L35 185H33V186H32ZM38 185H39V184H38ZM40 185H42V184H40ZM43 185H44V184H43ZM46 185L50 186V184H46ZM59 185H61V186L64 185V182H63V184H58V187H59ZM75 185H76V184H75ZM75 185H73V186H75ZM105 185H106V184L101 185V186H105ZM136 185H137V184H136ZM143 185H144V184H143ZM143 185H142V187H143ZM163 185H164V184H163ZM191 185H192V184H191ZM194 185H195V184H194ZM218 185H219V184H218ZM6 186H4V187H5V188H4V187L0 184V187H1V188H0V197H2V198H4V196H5L6 194H8V192H10V191L7 192V191L5 190V189H6ZM44 186H45V185H44ZM48 186L45 187V188H48ZM52 186H54V185L51 184V187H52ZM56 186H57V185H56ZM56 186H55V187H56ZM64 186H65V185H64ZM83 186H84V185H83ZM92 186H93V185H92ZM95 186H97V185H95ZM106 186H109V184L106 185ZM111 186H112V185H111ZM117 186H118V185H117ZM126 186H127V185H126ZM131 186H134V185H131ZM150 186H151V185H150ZM154 186H155V185H154ZM154 186H153V187H154ZM157 186H158V185H157ZM168 186H169V185H168ZM181 186H182V185H181ZM222 186H223V185H222ZM13 187H14V184H13V186H12L11 188H13ZM28 187H29V186H28ZM31 187H30V188H31ZM51 187H49V188L51 189ZM62 187H63V186H62ZM75 187H76V186H75ZM79 187H78V188H79ZM84 187H85V186H84ZM86 187H87V186H86ZM97 187H98V186H97ZM97 187H96V188H97ZM112 187H113V186H112ZM112 187H110V188L112 189ZM122 187H123V186H122ZM139 187H141V186H139ZM153 187H152V189H153ZM160 187H161V185H160ZM164 187H166V186H164ZM182 187H183V186H182ZM193 187H194V186H193ZM235 187H236V186H235ZM8 188H10V187H8ZM11 188H10V189H11ZM16 188H17V187H16ZM39 188H40V187H39ZM103 188H104V187H103ZM105 188H106V187H105ZM113 188H114V187H113ZM117 188H118V187H117ZM126 188H127V187H125V189H126ZM157 188H158V187H157ZM161 188H163V187H161ZM174 188H175V187H174ZM174 188H172V189H174ZM183 188H184V187H183ZM231 188H232V187H231ZM13 189H14V191L17 190V189H15V188H13ZM24 189H25V191H26V188H24ZM24 189L21 188L20 190H19V189H18V190H19V191H21V190L23 191ZM37 189H38V186H37ZM41 189H42V188H41ZM53 189H54V188H53ZM53 189H52V191L49 190V192H50V193H51V192L53 193ZM55 189H56V188H55ZM59 189H60V187H59ZM59 189H57V190L59 191ZM76 189H77V188H76ZM81 189H84V188H81ZM85 189H86V188H85ZM89 189H90V188H89ZM111 189H110V191H111ZM123 189H124V187H123ZM164 189H165V188H164ZM167 189H168V188H167ZM228 189H229V188H228ZM228 189H227V190H228ZM11 190H12V189H11ZM32 190H33V192H34V188H32ZM46 190H48V189H46ZM61 190H62V189H61ZM78 190H79V189H78ZM98 190H99V189H98ZM112 190H113V189H112ZM120 190H121V189H120ZM120 190H119V191H120ZM127 190H128V189H127ZM145 190H146V189H145ZM147 190H148V189H147ZM155 190H156V189H155ZM245 190H246V189H245ZM19 191H18V193H19ZM25 191H24V192H25ZM28 191H29V190H28ZM28 191L26 192L27 194H28ZM35 191H36V190H35ZM40 191H41V190H40ZM42 191H43V189H42ZM58 191L55 192V193H58ZM62 191L65 192V191H67V189H65V190L63 189ZM80 191H81V190H80ZM82 191H84V190H82ZM87 191H88V190H87ZM95 191H96V190H95ZM95 191H94V192H95ZM108 191H109V190H108ZM132 191H133V190H132ZM139 191H140V190H139ZM143 191H144V190H143ZM11 192H13V191H11ZM37 192H39V191L37 190ZM67 192H68V191H67ZM78 192H79V191H78ZM88 192H89V191H88ZM98 192H99V191H98ZM113 192H114V191H113ZM120 192H121V191H120ZM137 192H138V191H137ZM144 192L147 193V191H144ZM153 192H154V191H153ZM179 192H181V191H179ZM224 192H225V191H224ZM16 193H17V192H16ZM40 193H41V192H40ZM45 193H47V192H45ZM52 193H51V194H52ZM59 193H61V192H59ZM75 193H77V192L75 191ZM75 193H74V194H75ZM79 193H81V192H79ZM102 193H103V192H102ZM104 193H105V192H104ZM109 193H110V192H109ZM109 193H108V194H109ZM115 193H116V192H115ZM121 193H122V192H121ZM141 193H142V192H141ZM146 193H145V194H146ZM149 193H151V195H152V192H149ZM157 193H158V192H157ZM163 193H164V192H163ZM165 193H166V192H165ZM184 193H185V192H184ZM19 194H20V193H19ZM19 194H18V196H19ZM31 194H34V193H31ZM51 194H50V195H51ZM53 194H54V193H53ZM53 194H52V195H53ZM62 194H63V193H62ZM62 194H61V195H62ZM67 194H68V193H67ZM81 194H82V193H81ZM88 194H89V193H88ZM117 194H119V193H117ZM122 194H123V193H122ZM125 194H126V193H125ZM135 194H137V193H135ZM167 194H168V193H167ZM175 194H176V193H175ZM179 194H180V193H179ZM187 194H188V193H187ZM187 194L185 193V195H187ZM251 194H252V193H251ZM253 194H254V193H253ZM9 195H11V193H10ZM13 195H14V194H13ZM15 195H16V194H15ZM23 195H24V194H23ZM37 195L39 196V194H37ZM37 195H36V196H37ZM42 195L45 197L44 194H42ZM50 195L47 194L46 196H50ZM61 195L59 194V196H58V194H57L58 198H59ZM65 195H66V194H65ZM84 195H85V194H84ZM84 195H83V196H84ZM86 195H87V194H86ZM103 195H104V194H103ZM129 195H130V194H129ZM139 195H140V194H139ZM139 195H138V196H139ZM157 195H158V194H157ZM170 195H172V194H170ZM181 195H182V194H181ZM6 196H7V195H6ZM11 196H12V195H11ZM25 196H26V195H25ZM28 196H30V193L28 194ZM63 196H64V195H63ZM63 196L60 197V198L62 199ZM76 196H77V194H76ZM89 196H90V195H89ZM96 196H97V195H96ZM110 196H111V195H110ZM110 196H109V197H110ZM115 196H116V195H115ZM119 196H120V194H119ZM130 196H132V195H130ZM135 196H136V195H135ZM152 196H153V195H152ZM158 196H159V195H158ZM160 196H161V195H160ZM167 196H168V195H167ZM225 196H226V195H225ZM236 196H237V195H236ZM254 196H255V195H254ZM256 196H257V195H256ZM263 196H264V195H263ZM263 196H262V197H263ZM21 197H22V196H21ZM30 197H32V196H30ZM34 197H35V195L33 196V198H34ZM44 197H42V198H44ZM51 197H52V196H50L49 198H51ZM53 197H55V199H56V196H53ZM67 197H68V195H67ZM69 197H71V196H69ZM77 197H78V196H77ZM99 197H100V195H99ZM107 197H108V196H107ZM109 197H108V198H109ZM112 197H113V196H112ZM121 197L123 198V196H121ZM128 197H129V196H128ZM140 197H141V196H140ZM161 197H162V196H161ZM165 197H166V195H165ZM259 197H260V196H259ZM6 198H8V197H5V199H6ZM10 198H11V197H10ZM10 198H9V200H11ZM13 198L15 199V197H13ZM13 198H12V200H13ZM19 198H20V197H19ZM40 198H41V197H40ZM42 198H41V199H42ZM58 198H57V199H58ZM65 198H66V197H65ZM101 198H102V197H101ZM104 198H105V197H104ZM108 198H106V199H108ZM116 198H117V197H116ZM118 198H120V197H118ZM124 198H125V197H124ZM131 198H132V197H131ZM138 198H139V197H138ZM163 198H164V197H163ZM238 198H239V197H238ZM17 199H18V198H17ZM20 199H21V198H20ZM20 199H19V200H20ZM22 199H23V198H22ZM22 199H21V200H22ZM24 199H26V198H24ZM29 199H30V198H29ZM36 199H37V198H36ZM36 199H35V200H36ZM53 199H54V198H53ZM67 199H68V198H67ZM67 199H66V200H67ZM127 199H128V198H127ZM154 199H155V198H154ZM160 199H162V198H160ZM252 199H253V198H252ZM262 199H263V198H262ZM9 200H8V201H9ZM19 200H18V201H19ZM27 200H28V199H27ZM27 200H26V202H27ZM47 200H48V199H47ZM51 200H52V199H51ZM62 200H63V199H62ZM64 200H65V199H64ZM66 200H65V201H66ZM100 200H101V199H100ZM122 200H123V199H122ZM125 200H126V198H125ZM155 200H157V199H155ZM199 200H200V199H199ZM199 200H197V201H199ZM3 201H5V200H3ZM22 201H23V200H22ZM22 201H21V202H22ZM31 201H32V200H31ZM41 201H42V200H41ZM54 201H55V200H54ZM106 201H107V200H106ZM157 201H158V200H157ZM192 201H193V200H192ZM13 202H15V201H13ZM16 202H17V201H16ZM45 202H46V201H45ZM58 202H59V201H58ZM71 202H72V201H71ZM77 202H78V201H77ZM97 202H98V201H97ZM116 202H117V201H116ZM123 202H124V201H123ZM127 202H128V201H127ZM190 202H191V201H190ZM200 202H201V200H200ZM262 202H263V201H262ZM9 203H10V201H9ZM19 203H20V201H19ZM22 203H23V202H22ZM33 203H34V199H33ZM39 203H40V202H39ZM48 203H49V202H48ZM101 203H102V202H101ZM187 203H188V202H187ZM197 203H199V202H197ZM259 203H261V202H259ZM7 204H8V203H7ZM50 204H51V203H50ZM57 204H58V203H57ZM96 204H97V203H96ZM113 204H114V203H113ZM156 204H157V203H156ZM171 204H172V203H171ZM179 204H180V203H179ZM185 204H186V203H185ZM241 204H242V203H241ZM243 204H244V203H243ZM243 204H242V205H243ZM45 205H46V204H45ZM134 205H135V204H134ZM163 205H164V204H163ZM180 205H181V204H180ZM180 205H179V206H180ZM227 205H228V204H227ZM230 205H232V204H230ZM230 205H229V208H230ZM233 205H234V204H233ZM239 205H240V204H239ZM239 205L236 204V206H239ZM255 205H257V204H255ZM13 206H14V205H13ZM57 206H58V205H57ZM92 206H93V205H92ZM115 206L117 207V205H115ZM128 206H129V205H128ZM143 206H145V205H143ZM159 206H160V205H159ZM167 206H168V205H167ZM184 206H187V205H184ZM195 206H196V205H195ZM200 206H201V205H200ZM259 206H260V205H259ZM1 207H2V206H1ZM22 207H23V206H22ZM58 207H59V206H58ZM107 207L109 208L110 205L107 206ZM119 207H120V206H118V208H119ZM125 207H126V206H125ZM139 207H140V206H139ZM148 207H149V206H148ZM161 207H164V206H161ZM161 207H160V208H161ZM241 207H242V206H241ZM241 207H239L238 209H240ZM6 208H7V207H6ZM10 208H11V207H10ZM64 208H65V207H64ZM120 208H121V207H120ZM140 208H141V207H140ZM151 208L154 209L153 207L150 206V209H151ZM164 208H165V207H164ZM164 208H163V211H164V212H165V210H168V208H167V209H166V208L164 209ZM170 208H171V207H170ZM179 208H180V207H179ZM192 208H193V206H192ZM233 208H236V207H233ZM7 209H9V208H7ZM54 209H55V208H54ZM110 209H111V208H110ZM110 209H109V210H110ZM114 209H115V208H114ZM132 209H133V208H132ZM132 209H131V210H132ZM138 209H139V208H138ZM145 209L147 210L148 208H145ZM152 209H151V210H152ZM204 209H205V208H204ZM222 209H223V208H222ZM236 209H237V208H236ZM260 209H262V207L259 208V210H260ZM0 210H1V209H0ZM13 210H14V208H13ZM15 210H16V209H15ZM17 210H18V209H17ZM24 210H26V209L24 208ZM24 210H23V212H25ZM27 210H28V209H27ZM36 210H37V209H36ZM45 210H46V209H45ZM107 210H108V209H107ZM118 210H119V209H118ZM121 210H122V209H121ZM128 210H129V209H128ZM133 210H134V209H133ZM140 210H141V209H140ZM140 210H138V211H140ZM156 210H157V208H156ZM182 210H183V209H182ZM192 210H193V209H192ZM198 210H199V209H198ZM219 210H220V209H219ZM233 210H235V209H233ZM233 210H232V212H234ZM246 210H249V209L246 208ZM257 210H258V209H257ZM257 210H256V211H257ZM2 211H4V209H2ZM21 211H22V209H21ZM29 211H30V210H29ZM78 211H79V210H78ZM80 211H81V210H80ZM105 211H106V210H105ZM110 211H112V210H110ZM125 211H126V212H125ZM125 211H123V212H124V213H128L127 210H125ZM157 211L159 212V210H157ZM169 211H170V210H169ZM172 211H174V210H172ZM199 211H200V210H199ZM203 211H204V210H203ZM203 211H201V212H203ZM206 211H208V210H206ZM220 211H221V210H220ZM220 211L217 210L215 213L220 212ZM222 211H223V210H222ZM230 211H231V210H230ZM235 211H236V210H235ZM250 211H251L250 213L252 214L253 211H252V210H250ZM262 211H263V210H262ZM26 212H27V211H26ZM67 212H68V211H67ZM69 212H70V211H69ZM82 212H84V211H82ZM88 212H89V211H88ZM96 212H97V211H96ZM115 212H116V211H115ZM119 212H121V211H119ZM131 212H132V211H131ZM136 212H137V211H136ZM141 212H142V211H141ZM145 212H146V211H145ZM154 212H155V211H154ZM164 212H163V213H164ZM186 212H187V211H186ZM186 212H184V213H186ZM191 212H192V211H191ZM223 212H224V211H223ZM223 212H222V213H223ZM237 212H238V210H237ZM237 212H236V213H237ZM239 212H242V211H239ZM8 213H9V210H8ZM10 213H11V212H10ZM14 213H15V212H14ZM14 213L12 212L11 214H14ZM18 213L20 214V212H18ZM21 213H22V212H21ZM34 213H35V212H34ZM34 213H33V210H32V214H34ZM37 213H38V211H37ZM37 213H36V214H37ZM62 213H63V212H62ZM73 213H74V212H73ZM107 213H109V212H107ZM117 213H118V212H117ZM133 213H134V212H133ZM159 213H160V212H159ZM166 213H167V212H166ZM184 213H182V214H184ZM196 213H197V212H196ZM206 213H207V212H206ZM206 213H204V214H206ZM210 213L213 214L214 212L212 213V212L210 211ZM215 213H214V214H215ZM228 213H231V212H228ZM244 213H245V211H244ZM244 213H243V217H245V216H244ZM250 213H249V214H250ZM259 213H260V212H259ZM1 214H2V213H1ZM19 214H16V215H19ZM28 214H29V213H28ZM48 214H49V213H48ZM64 214H65V213H63V215H64ZM70 214H71V213H70ZM74 214H75V213H74ZM96 214H98V213H96ZM101 214H103V213H101ZM101 214H98L99 217H100ZM128 214H129V213H128ZM130 214H131V213H130ZM134 214H135V213H134ZM139 214H140V213H139ZM151 214H152V213H151ZM153 214H155V213H153ZM172 214H174V213H172ZM178 214H179V213H178ZM188 214H189V212H188ZM197 214H199V213H197ZM208 214H209V213H208ZM211 214H209V216H210ZM214 214H213V216L215 217ZM218 214H219V213H218ZM223 214H224V213H223ZM223 214H222V215H223ZM246 214H247V213H246ZM263 214H264V213H263ZM5 215H6V214H5ZM9 215H10V214H8L6 217H8ZM16 215H15V216H16ZM34 215H35V214H34ZM40 215H41V214H40ZM45 215H46V214H45ZM45 215H44V216H45ZM51 215H52V214H51ZM58 215H59V214H58ZM58 215H57V216H56V215H52V216H51L52 218H50V219L48 218V219H47L48 221L45 220V223H42V225L40 224L41 222L38 220V221L40 222V223H38V225L40 224V225L45 229V227L48 226V224H49V225H52L54 222H55V223H56V222L59 223V222H62L64 219H67V218H65V217H63L64 219H61V218H60L61 216H58ZM75 215H76V214H75ZM78 215H80V213H78ZM92 215H93V214H92ZM94 215H95V214H94ZM105 215H106V213H105ZM116 215H117V214H116ZM118 215H119V217H121V216H120V213H119ZM121 215H122V214H121ZM125 215L128 216V217H126L127 219H128V218H131V217H129V215H127V214H125ZM141 215H142V214H141ZM141 215H140V216H141ZM146 215H147V212H146ZM160 215H162V214H160ZM174 215H175V214H174ZM186 215H187V214H186ZM186 215H184V216H186ZM201 215H202V214H201ZM241 215H242V214H241ZM241 215H240V216H241ZM247 215H248V214H247ZM253 215H254V214H253ZM253 215H252V216H253ZM259 215H260V214H259ZM36 216H37V215H36ZM81 216H82V215H81ZM83 216H84V214H83ZM109 216H110V215H109ZM132 216H133V215H132ZM136 216H137V215H136ZM143 216H144V215H142V217H143ZM147 216H148V215H147ZM147 216H146V217H147ZM155 216H156V215H155ZM157 216H159V215H157ZM178 216H179V215H178ZM187 216L189 217V215H187ZM187 216H186L185 218H187ZM195 216H196V215L193 216V214H192V216H191L190 218H188V220H191L192 217L195 218ZM209 216H208V217H209ZM248 216H250V215H248ZM3 217L5 218V216H3ZM16 217H17V216H16ZM23 217H24V216H23ZM29 217H30V216H29ZM37 217H38V216H37ZM42 217H43V216H42ZM70 217H71V216H70ZM84 217H86V216H84ZM93 217H94V216H93ZM96 217H97V215H96ZM96 217H95V218H96ZM106 217H107V216H106ZM116 217H117V216H116ZM119 217H118V219H119ZM122 217H123V216H122ZM142 217H141V218H142ZM144 217H145V216H144ZM153 217H154V216H153ZM153 217H152V218H153ZM176 217H177V216H176ZM182 217H183V216H182ZM196 217H197V216H196ZM210 217H211V216H210ZM220 217H221V214H220ZM220 217H219V218H220ZM227 217H228V216H227ZM250 217H251V216H250ZM250 217H249V218H250ZM11 218H12V216H11ZM13 218H14V217H13ZM24 218H25V217H24ZM27 218H28V217H27ZM30 218H31V217H30ZM30 218H29V219H30ZM45 218H46V217H45ZM107 218H108V217H107ZM111 218H112V217H111ZM113 218H114V217H113ZM124 218H125V217H124ZM159 218H160V217H159ZM159 218H158V219H159ZM168 218H169V217H168ZM211 218H212V217H211ZM211 218H210V220H206L207 222H204V221H201V222H204V223L199 222L200 224H199V223L196 224V223L194 222L195 220L193 219L194 221H193L192 223H194V224H196V225H192V226H190V225H191V224H190V225H189L190 229H189L188 227H186V228H188L190 232H191V228H192V229H193L192 232L194 231L195 233H192V232H191V233H188V234H186V235L189 236V234H191V236L193 237V238H192L193 240H200V239L195 238V236H197L198 238L201 236V237H200L201 239H203L204 237H205L206 239H207V238H212V239H213V236H210V235H214L215 237H216V236H221L222 238H219V237H216V238L214 237V238H215V240H216V239H219V241H220V240H223L222 242H224V240H226L227 242H232V244H231V243H230V244H231V246L233 245V247H235V248H234V249H235L234 252H236L238 249H240V250L243 249L242 252L244 251V249H245V250H248L249 245H250V247H251V244H249V243H251V242H248V244H249V245H248L247 242H246V240L249 241V239H250V240H252V242L254 241V243L252 244V247H254L255 244H256L257 242H258V243L260 242V239H261V237H259L260 234H263V237H264V226H262L264 223H263V224L261 223L262 225H259L260 223H259V224H258L257 222L255 223V220H254V219H253V220H254V221H253L254 223H250V222H252V221L249 222V220H248L249 223H240V222H244V221H243V220H242V221L239 220V222H238L239 224L237 223V225H234V226L232 227L230 224H224L223 222L221 223V221L219 222V221H218V219H219L218 217H217V218H218L217 220H211ZM221 218H222V217H221ZM229 218H231V217H229ZM1 219H2V217H1ZM29 219H28V220H29ZM35 219H36V218H35ZM79 219H80V218H79ZM99 219H100V218H99ZM116 219H117V218H116ZM139 219H140V218H139ZM143 219H144V218H143ZM149 219H150V217H149ZM153 219H154V218H153ZM153 219H152V220H153ZM160 219H161V218H160ZM171 219H175V217H174V218H171ZM177 219L179 220V218H176V219H175V222L177 221ZM180 219H181V218H180ZM197 219H198V218H197ZM208 219H209V218H208ZM213 219H214V218H213ZM215 219H216V218H215ZM223 219H224V218H223ZM225 219H226V218H225ZM243 219H244V218H243ZM9 220L12 221V220H14V219H12V220L9 219ZM15 220H16V219H15ZM23 220H26V218L23 219ZM42 220H43V219H42ZM104 220H105V219H104ZM120 220H121V219H120ZM125 220H126V219H125ZM129 220H130V219H129ZM129 220H128V221H129ZM133 220H134V219H133ZM144 220H145V219H144ZM166 220H167V219H166ZM166 220H165V221H166ZM168 220H169V219H168ZM168 220H167V221H168ZM182 220H184V219H181V221H180L181 223L183 222ZM188 220H187V221H188ZM234 220H235V219H234ZM236 220H237V219H236ZM246 220H247V219H246ZM250 220H251V218H250ZM260 220H261V219H260ZM260 220H259V221H260ZM1 221H2V220H1ZM19 221H20V220H19ZM32 221H33V220H32ZM32 221H31V222H32ZM74 221H75V220H74ZM81 221H82V220H81ZM97 221H99V223L102 224V226L104 225L103 228H104V230H107V231H108L107 233H108V236H109V237L107 236L108 241H107V238H106L105 236H104V237L102 236V234H104V233H101V232L103 231V229L101 230L102 226H101V228L99 229L100 231H99L98 228H97V231L100 232L99 234H98V232H97V233L95 232L96 229H94V231H91V230H90L92 234H94V232H95V234H97L98 237H100V236L103 237V239H102V238H99L100 240H98L97 243H98L99 241H101V239L104 240V238H106V241H107V242H105V243H104L103 241H101V242H103L104 244L107 243L106 245H108V246H109L110 244H111L112 246H114V245L116 244V246H115L116 248H114V247L111 248V246L106 247V246H104V244H101V245H100L101 242H100L99 244H97V246L99 245V247H100V248L98 247V249H100V250L102 249L101 251H100V250H98V251H100V252L103 251L102 254H101V255H102L101 257H103V255H105V256H107L106 258H105V257H104L103 259L101 258L102 260L100 259V262H98L99 260L96 261L97 259H95L96 263L93 262L94 260L92 261V263H90L91 260H90L89 262H88L86 259L84 260L83 258H86V257H82V256L84 255V254H83V251L87 254V255H85V256H90V258H92V257H91V254L88 255V253H89V251H90L92 248H97V247H94V246H95V245L93 244V243H95L94 241L88 240V239L92 236V234H91V236H90V231H88L89 229H87V230H85V231H81L82 229L79 230V229L82 227V225H84V224L81 225L78 221H77V222L75 221V222L73 223V222H71V220L67 219L66 222H65V224H64V222H62V223H63L62 226L64 225L63 227L61 226V223H59L60 226L63 228V230H62V228H60L59 225L55 224V225L59 226V228H60L61 231H63L62 234H65V233H66V234H65V236H66V238H67V239H65L66 241H65L62 237H59V238H61V240H64V241H58L59 238H57V237L60 236V234H58V232L56 231V229H57L56 227H57V226H56V227H55V226L53 227V228H55V231H56L57 233H55V231H54V232H51V231L54 230V229H52V227H51L50 232H51L52 234L49 235V236H53V237L48 238L49 236L47 237L46 234H45V237H44V236H42V234H43V233H42V234H41L42 237H40V238L38 237V238H37V239H40V240H41L43 237H44L45 239H46V237H47L46 240L49 239V240H48L49 242L46 241V240H44V239L41 240V241L43 242L42 245H43V247H44L45 249L49 248L50 246L54 248V247H56L57 245H58L59 247H61L60 245H62V247H66V248H67V250H68V252H69V255H68V256L66 255L65 258H62V257H61V254H60L59 257H61V259H59V258L56 256V258H54L55 260H54L53 263H51V264H122V263H121V260H119L117 257H120V259H121V258L123 257V255L125 254L124 251H126V253L129 254V251L127 252V250L129 249L128 247H130V246H129V244H128V245L125 244V246H128V247H127L128 249H127V248H120V247H122V246H124V245H122V246L119 247V246H118V245H120V244H118V241H119V240H117V238H114V237H121L122 235L124 236L125 234H127V233L130 232V231H129V232L127 231V229H129V228H127V227H126L127 229L124 228L125 223H124V226L122 225L123 223L121 224L122 226H121L120 224H119L120 226H115V225H113V223L111 224L110 222H109V223H107V222H103V223H101L102 220H97ZM105 221H108V220H105ZM110 221H112V220H110ZM149 221H150V220H149ZM153 221H154V220H153ZM165 221H164V223H165ZM184 221H186V219H185ZM223 221H224V220H223ZM227 221H228V220H227ZM256 221H258V220H256ZM262 221H263V220H262ZM13 222H14V221H13ZM21 222H22V221H20V223H19V224H20V228H21V225L23 224V223L21 224ZM28 222H29V221H28ZM43 222H44V220H43ZM82 222H83V221H82ZM82 222H81V223H82ZM88 222H89V221H88ZM115 222H116V220L114 221V223H115ZM118 222H119V221H118ZM142 222H143V220H142ZM145 222H146V221H145ZM151 222H152V221H151ZM151 222H150V223H151ZM175 222H172V223H175ZM197 222H198V221H197ZM224 222H225V221H224ZM245 222H247V221H245ZM263 222H264V221H263ZM5 223H8V221H7V222L5 221ZM5 223H4V224H5ZM15 223H16V222H14V225H15ZM17 223H18V222H17ZM24 223H26V222H24ZM35 223H36V222H35ZM50 223H51V224H50ZM86 223H87V222H86ZM89 223H90V222H89ZM95 223H96V222H95ZM99 223H98V224H99ZM132 223H134V222L132 221ZM137 223L140 224L139 222H137ZM146 223H147V222H146ZM168 223H169V221H168ZM183 223H184V222H183ZM183 223L181 224V226L183 225ZM190 223H191V221H190ZM233 223H234V222H233ZM8 224H9V223H8ZM19 224H18V225H19ZM29 224H30V222H29ZM29 224H28V225H29ZM32 224H33V223H32ZM92 224H94V223H92ZM100 224H99V225H100ZM141 224H142V223H141ZM153 224H154V222H153ZM155 224H156V223H155ZM159 224H160V223H159ZM166 224H167V223H166ZM188 224H189V221H188V223H187V226H188ZM26 225H27V223H26ZM30 225H31V224H30ZM33 225H34V224H33ZM96 225H97V224H96ZM99 225H98V226H99ZM126 225H127V223H126ZM132 225H133V224H132ZM132 225H131V226H132ZM169 225H170V224H169ZM177 225H178V223H177ZM3 226H4V225H3ZM9 226H11V225H9ZM16 226H17V224H16ZM31 226H32V225H31ZM41 226H40V227H41ZM52 226H53V225H52ZM87 226H89V225H87ZM93 226H94V225H93ZM98 226H97V227H98ZM127 226H128V225H127ZM129 226H130V224H129ZM142 226H143V225H142ZM142 226H141V228L143 229V227H145V226H143V227H142ZM146 226H147V225H146ZM161 226H162V225H161ZM172 226H174V225H171V227H172ZM178 226H179V225H178ZM181 226H180V227H181ZM7 227H8V226H7ZM29 227H30V226H29ZM34 227H35V226H34ZM85 227H86V225H85ZM132 227H133V226H132ZM135 227H136V226H135ZM139 227H140V226H139ZM151 227H152V225H151ZM154 227H155V226H154ZM156 227H157V226H156ZM2 228H5V227H2ZM36 228H37V227H36ZM43 228H42V229H43ZM48 228H49V227H48ZM64 228H65V229H64ZM82 228H84V227H82ZM92 228H93V227H92ZM105 228H106V229H105ZM133 228H134V227H133ZM133 228H131V229L133 230ZM141 228H140V229H141ZM145 228H146V227H145ZM159 228H161V227L159 226ZM159 228H157V229H159ZM177 228H178V227H177ZM182 228H183V229H182V232H181V233H183V234L187 233V232H186L187 230H185V232H183V230L186 229L184 225L182 226ZM0 229H1V228H0ZM13 229H14V228H13ZM42 229H40V231H42ZM150 229H151V228H150ZM161 229H163V230L165 229V230H166L165 226H164V228H161ZM2 230H3V229H2ZM2 230H1V231H2ZM11 230H12V228H11ZM64 230H65V231H64ZM78 230H79L80 234H81V233L83 234V233L85 232V233L83 234V236H82V234H81V236H80V234L77 233ZM92 230H93V229H92ZM144 230H145V229H144ZM146 230H147V229H146ZM152 230H153V229H152ZM159 230H160V229H159ZM159 230H156V231L158 232ZM165 230H164V231H165ZM176 230H177V229H176ZM176 230H175V231H176ZM179 230L181 231V228H180ZM4 231H5V230H4ZM4 231H2V232H4ZM7 231H8V230H7ZM23 231H24V230H23ZM23 231H22V232H23ZM36 231H37V230H36ZM36 231H35V232H36ZM40 231H39V232H36V233H37V236H38V233H40ZM58 231H59V229H58ZM86 231H88V233H86ZM137 231H138V230H137ZM140 231H141V230H140ZM140 231H138V233H139ZM148 231H149V230H148ZM154 231H155V230H154ZM161 231H162V230H161ZM161 231H160V232H161ZM167 231H168V230H166V233H167ZM170 231H171V230H169L168 232H170ZM175 231H174V232H175ZM180 231H179V232H180ZM189 231H188V232H189ZM196 231H197V232H196ZM5 232H6V231H5ZM5 232H4V233H5ZM17 232H18V230H17ZM64 232H65V233H64ZM103 232H105V231H103ZM141 232H143V231H141ZM176 232L178 233V231H176ZM4 233H3V234H4ZM18 233H19V232H18ZM20 233H21V231H20ZM20 233H19V234H20ZM25 233H26V232H25ZM25 233L23 232V234H25ZM28 233H30V232H28ZM31 233L34 234V231L31 232ZM31 233H30V234H31ZM45 233H46V232H45ZM53 233H54V234H53ZM132 233H133V232H132ZM149 233H152V231L149 232ZM155 233H156V232H155ZM158 233H159V232H158ZM166 233H164V237H166V236H165ZM170 233H171V232H170ZM170 233H169V236H170ZM181 233H180V234H181ZM258 233H260L259 236H258L259 238H257V236H256L257 239H255L254 237H252V236H255V234H258ZM6 234H7V233H6ZM6 234H5V236H6ZM9 234H10V233H9ZM9 234H8V236H9ZM15 234H16V231H15ZM47 234H48V232H47ZM56 234H57V237H56ZM75 234H76V236H74ZM77 234H79V238L77 237ZM86 234H89V238L86 236ZM110 234H111V235H114V237L110 236ZM161 234H162V232H161ZM172 234H175V233H172ZM172 234H171L170 237H171L172 239L175 240V238L172 237ZM180 234L178 233V234H176V236H178V235L180 236ZM193 234H195V236H193ZM198 235H199V236H198ZM54 236H55V237H54ZM84 236H86L88 239H87V238H84ZM144 236H145V234H144ZM162 236H163V234H162ZM169 236H168V237H169ZM179 236H178V237H179ZM27 237H28V236H27ZM27 237H26V238H27ZM32 237H33V236H32ZM81 237H83V238H82V239H83V243H82V244H83L84 246L87 245V246H86L87 248L90 247V248H89L90 250L88 251L87 249H85V250L88 251V253H87L84 249H83V251L81 250V251H82V255H80L79 257H77L76 255H78L79 253L77 254L76 252H74V251H72V250L74 249V250L77 251L78 248L81 247L82 244L80 245V243H79L80 246H79V245L77 246L78 242H80V241L82 240ZM124 237H126V236H124ZM147 237H148V236H147ZM150 237H151V236H150ZM153 237H154V234H153ZM156 237H159V236H157V234H156ZM164 237H163V238H164ZM180 237H181V236H180ZM182 237L184 238V236H182ZM251 237H252V238H251ZM263 237H262V238H263ZM11 238H12V236H11ZM11 238H9V239H11ZM26 238H24V239H20V240H22L21 242H20V240L17 241V242H20V244H18V246L20 245V247H18V248H19V250H22V253H23V251L26 252V251H29V250H31V249L33 248V247H31V249H30V246L32 245V244H31L32 242L30 243L31 245H29V242H30V241L27 242V241H28V238H27V241H25ZM52 238H53V239H52ZM91 238H92V240H93V238H95L94 240H97V239H98L96 236H93V237H91ZM91 238H90V239H91ZM96 238H97V239H96ZM121 238H122V237H121ZM121 238H120V239H121ZM145 238H146V236H145ZM189 238H191V237L184 238V240L188 239V240H186V241H190ZM205 238H204V239H205ZM247 238H248V239H247ZM18 239H19V238H18ZM18 239H17V240H18ZM37 239H36V240H37ZM51 239H52V240H51ZM54 239H55V241H54ZM56 239H57V241H56ZM78 239H81V240H78ZM84 239H85V240H88L89 242H87V241L85 242ZM130 239H131V238H130ZM146 239H148V238H146ZM169 239H170V238H169ZM180 239H181V238H180ZM180 239H178V240H180ZM192 239H191V242L193 241ZM206 239H205V240H206ZM212 239H208V240H206V241H210V240H211V241H210V243H211V242H212ZM244 239H246L245 242H242V241H244ZM6 240H7V239H6ZM30 240H31V238H30ZM33 240H34V239H33ZM40 240H39V245L37 244L38 246L41 245ZM125 240H126V239H125ZM127 240H128V239H127ZM150 240H151V239H150ZM164 240H165V239H164ZM184 240H183V241H184ZM13 241H14V240H13ZM50 241H53V242L50 243ZM130 241H131V240H130ZM146 241H147V240H146ZM153 241H154V240H153ZM160 241H162V240L160 239L159 242H160ZM169 241H170V240H169ZM171 241H172V240H171ZM181 241H182V240H181ZM202 241H203V240H202ZM202 241H200V244L203 243V242H206V241H203V242H202ZM15 242H16V241H15ZM22 242H25V245H24V243H22ZM44 242H45V243L48 242V243H46L45 246H44ZM63 242H65L66 244H64ZM81 242H82V241H81ZM119 242H120V241H119ZM121 242H122V241H121ZM121 242H120V243H121ZM149 242H150V241H149ZM162 242H163V241H162ZM165 242H166V241H165ZM167 242H168V240H167ZM174 242H176V241H172V243H174ZM193 242L196 243L195 241H193ZM213 242H214V241H213ZM217 242H218V241H217ZM222 242H218V243H221V244H222ZM262 242H264V241H262ZM5 243H6V242H5ZM11 243H12V242H10V243H8V244H11ZM21 243H22L23 245H22ZM49 243H50V244H49ZM76 243H77V244H76ZM125 243H126V242H125ZM128 243H130V242H128ZM145 243H147V242H145ZM145 243H144V244H145ZM150 243H151V242H150ZM156 243H157V242H156ZM156 243H155V245H156ZM169 243H170V242H169ZM169 243H168V244H169ZM177 243H178V242H177ZM182 243H183V242H182ZM186 243H187V242H186ZM186 243H185V244H186ZM188 243H189V242H188ZM194 243H193V244H194ZM198 243H199V241H198ZM214 243H215V242H214ZM6 244H7V243H6ZM12 244H14V243H12ZM12 244H11V245H12ZM26 244H27L28 246H26ZM63 244H64V246H63ZM67 244H68L69 246L72 245L70 248H72V247H75V248H72V249L70 250V248L68 247ZM75 244H76V246H75ZM85 244H86V245H85ZM95 244H96V243H95ZM121 244H122V243H121ZM161 244H162V243H161ZM163 244H164V243H163ZM165 244H166V243H165ZM168 244H167V245H168ZM191 244H192V243H191ZM205 244H207V242H206ZM211 244H212V243H211ZM211 244H209L210 246L208 245L210 248H212V247H211ZM215 244H216V245H215L216 248H217V247H220V244H219V245H218L217 243H215ZM260 244H264V243H260ZM1 245H2V244H1ZM1 245H0V246H1ZM34 245H35V244H34ZM37 245H36V246H37ZM42 245H41V246H42ZM48 245H49V246H48ZM65 245H66V246H65ZM153 245H154V242H153ZM167 245H166V246H167ZM174 245H175V244H174ZM178 245H179V244H178ZM178 245H177V246H178ZM202 245H204V243H203ZM212 245H213V244H212ZM217 245H218V246H217ZM222 245H223V246H222ZM222 245H221V248H223L224 246H226V245H225V242H224ZM227 245H229V244H227ZM4 246H5V245H4ZM7 246L12 247V246H10V245H7ZM7 246H5V247H7ZM14 246H15V245H13V247H14ZM36 246H34V247H36ZM41 246L36 248L37 251H38V248H41ZM46 246H47V248H46ZM84 246H83V247H84ZM92 246H93V247H92ZM134 246H135V245H134ZM137 246H138V245H137ZM139 246H140V245H139ZM146 246H148V244H147ZM168 246H169V245H168ZM177 246H176V248H180V247H181V246H180V247H179V246L177 247ZM188 246H189V245H188ZM191 246H192V245H191ZM191 246H190V247H191ZM199 246H200V245H199ZM213 246H214V245H213ZM215 246L213 247V249H216ZM231 246H229V247L232 249L233 247H231ZM257 246H258V244H257L255 247H257ZM15 247H16V246H15ZM43 247H42V249H43ZM51 247H50V248H51ZM77 247H78V248H77ZM83 247H82V248H83ZM86 247H85V248H86ZM91 247H92V248H91ZM101 247H103V248H101ZM141 247H142V246H141ZM158 247H159V246H158ZM160 247H162V246H160ZM169 247H171V246H169ZM190 247H189V248H190ZM193 247H195V246H193ZM193 247H191V248H193ZM209 247H208V249H209ZM250 247H249V248H250ZM7 248H8V247H7ZM7 248H6V249H7ZM18 248H17V250H18ZM53 248H51V249H49V250H52V251L54 250V251H55L56 249H53ZM56 248H57L58 252H60V250L58 249V247H56ZM76 248H77V249H76ZM118 248H119V249H118ZM132 248H133V247H132ZM138 248H139V247H137V249H135V250L132 249V251H136V250H137L136 252H138ZM144 248H145V245H144ZM148 248H149V246H148ZM154 248H157V247H154ZM172 248H174V247H172ZM172 248H171V249H172ZM181 248H183V247H181ZM184 248H185V246H184ZM187 248H188V247H187ZM189 248H188V249H189ZM203 248L205 249V247H203ZM206 248H207V246H206ZM226 248H227V246H226ZM230 248H228V249H230ZM246 248H247V249H246ZM33 249H34V248H33ZM79 249H80V248H79ZM120 249H121V250L123 249V250H122L123 252H122ZM130 249H131V248H130ZM130 249H129V250H130ZM139 249H140V248H139ZM150 249L152 250V247H150ZM160 249H161V248H159V249L157 248V250H160ZM168 249H169V248H168ZM197 249H198V248H197ZM218 249H220V248H218ZM218 249H216V250L219 252L220 250H218ZM228 249H227V250L225 249V250L228 251ZM231 249H230V253H231ZM253 249H254V248H253ZM256 249H258V248H256ZM256 249H254L253 251H255ZM263 249H264V248H263ZM3 250H5V249H3ZM3 250H2V251H3ZM12 250H13V249H12ZM17 250H16V251L14 250V251L17 252ZM63 250L65 251V248H64ZM69 250L72 252V254L75 253L76 255H75V254H74V255H72V254L70 255L71 252H70ZM96 250H97V249H96ZM96 250H95V249H94V250L92 249V252H91V253L94 254L93 251L96 252ZM144 250H145V249H144ZM144 250H142V251H144ZM153 250H155V249H153ZM163 250H164V249H163ZM175 250L177 251V249H175ZM180 250H181V249H180ZM186 250H187V249H186ZM186 250H185V251H186ZM192 250H193V249H192ZM211 250H212V249H211ZM221 250L225 252V250H223V249H221ZM232 250H233V249H232ZM240 250H239V254H240ZM250 250H251V249H250ZM250 250H248V251H246V252H250ZM45 251H46V250H45ZM52 251H51V253L53 254ZM64 251H63V252H64ZM78 251H79V250H78ZM78 251H77V252H78ZM81 251H79V252H81ZM118 251H119V253L122 252V253H124V254H121L122 256H121V255H120V256H117V254L119 255ZM132 251H131V252H132ZM165 251H166V249H165ZM171 251H172V250H171ZM182 251H184V250H182ZM188 251H190V249L187 250V252H188ZM195 251H196V250H195ZM199 251H200V250H199ZM202 251H203V249H202ZM213 251H214V250H213ZM213 251H212V252H213ZM4 252H5V251H4ZM11 252H13V251H11ZM20 252H21V251H20ZM29 252H30V251H29ZM29 252H28V254H35V253L32 252V250H31L32 253H29ZM46 252H48V251H46ZM61 252H62V251H61ZM61 252H60V253H61ZM100 252H98V254H100ZM139 252H140V251H139ZM190 252L193 253L194 250H193V251H190ZM196 252H197V251H196ZM203 252H204V251H203ZM206 252H208V251H206ZM206 252H205V253H206ZM212 252H211V253H212ZM218 252H217V253H218ZM224 252H223V253H224ZM232 252H233V251H232ZM237 252H238V251H237ZM242 252H241V253H242ZM244 252H245V251H244ZM244 252H243V253H244ZM251 252H252V251H251ZM255 252H257V250H256ZM263 252H264V251H263ZM6 253H7V251H6ZM18 253H19V252H18ZM22 253H21V254H22ZM26 253H27V252H26ZM37 253H39V251H38ZM64 253H67V252H64ZM64 253H63V254H64ZM96 253H97V252H96ZM140 253H142V252H140ZM153 253H154V252H153ZM178 253H179V252H178ZM199 253H200V252H199ZM199 253H198V255H201V256H202V254H199ZM209 253H210V252H209ZM211 253H210V254H211ZM223 253H222V254H223ZM227 253H228V252H227ZM230 253H229V254H230ZM257 253H258V252H257ZM257 253H256V254H257ZM11 254H12V253H11ZM19 254H20V253H19ZM19 254L17 255V257L19 256ZM52 254H50V255H52ZM112 254H113V255H112ZM149 254H151V253H149ZM149 254H143V255H145V257H147V255H149ZM156 254H157V253H156ZM185 254L187 255L188 253H185ZM214 254H215V253H214ZM214 254H213V257H214V258L212 257L213 259L216 258V255L214 256ZM218 254H219V253H218ZM237 254H238V253H237ZM239 254H238V255H239ZM244 254H245V253H244ZM246 254H248V253H246ZM250 254H251V253H250ZM252 254H253V252H252ZM256 254H253V255L255 256ZM24 255H25V254H24ZM48 255H49V253H48ZM56 255H57V254H56ZM125 255H127V254H125ZM135 255H136V254H135ZM139 255H142V254H139ZM154 255H155V254H154ZM163 255H164V254H163ZM183 255H184V254H183ZM204 255H206V254H204ZM224 255H225V253H224ZM226 255H228V254H226ZM234 255L236 256V253H235ZM234 255H233V256H234ZM238 255H237V256H238ZM240 255H242V254H240ZM10 256H11V255H10ZM20 256H21V258H22V255H20ZM20 256H19V258H18V259H19V262H21V258H20ZM28 256H29V255H28ZM33 256H34V255H33ZM33 256H31V257H33ZM54 256H55V252H54ZM62 256H63V255H62ZM94 256L96 257V255H94ZM99 256H100V255H99ZM99 256H98V259L100 258ZM114 256H115V257H114ZM116 256H117V257H116ZM127 256H129V255H127ZM127 256H124V257H125V258H130V257H131V254H130V257H127ZM136 256H137V255H136ZM136 256H135V257H136ZM166 256H167V255H166ZM221 256H223V255H221ZM230 256H231V254H230ZM235 256H234V257H235ZM237 256H236V257H237ZM257 256H258V255H257ZM15 257H16V255H15ZM23 257H24V256H23ZM25 257H26V255H25ZM25 257H24V258H25ZM34 257H35V256H34ZM95 257H94V258H95ZM113 257H114V258H117L118 261H117L116 259H115L116 261H114V258H113ZM124 257H123V259L125 260ZM132 257H133V259H135L134 255H133ZM138 257H139V256H138ZM138 257H137V258H138ZM140 257H141V256H140ZM157 257H158V256H157ZM171 257H172V256H171ZM189 257H190V256H189ZM193 257H194V256H193ZM204 257H205V256H203V258H204ZM209 257H210V256H209ZM217 257H220V255H219V256L217 255ZM226 257H227V256H226ZM228 257H229V256H228ZM231 257H232V256H231ZM243 257H244V256H243ZM249 257H250V256H249ZM2 258H3V257H2ZM38 258H39V257H38ZM94 258H92V259H94ZM137 258H136V259H137ZM151 258H152V257H151ZM151 258H150V259H151ZM162 258H163V257H162ZM167 258H168V257H167ZM182 258H183V257H182ZM182 258H181V259H182ZM185 258H186V257H185ZM197 258H198V257H197ZM200 258H202V257H199V259H200ZM206 258H207V256H206ZM210 258H211V257H210ZM222 258H225V257L223 256ZM252 258H253V257H252ZM5 259H6V258H5ZM7 259H9V258L7 257ZM18 259H16V260H18ZM22 259H23V258H22ZM30 259H31V258H30ZM48 259H50V258H48ZM111 259H113V260H111ZM123 259H122V260H123ZM133 259H132V260H133ZM139 259H140V258H139ZM146 259H147V258H146ZM169 259H170V258H169ZM171 259H174V257H172ZM176 259H178V257H177ZM190 259H192V258H190ZM204 259H205V258H204ZM207 259H209V258H207ZM216 259H217V258H216ZM225 259H226V258H225ZM231 259H232V258H231ZM242 259H243V258H242ZM16 260H14V261H16ZM28 260H29V259H28ZM39 260H40V259H39ZM52 260H53V259H52ZM61 260H62V262L59 263V261H61ZM128 260H129V259H128ZM140 260H141V259H140ZM153 260H156V259L153 258ZM153 260H152V261H153ZM160 260H161V259H160ZM197 260H198V259H197ZM200 260H201V259H200ZM202 260H203V259H202ZM219 260H220V259H219ZM219 260H218V261H215V264H217L216 262H218V263L220 264ZM234 260H235V258H234ZM243 260H244V259H243ZM256 260H257V259H256ZM260 260H261V259H260ZM10 261H11V260H10ZM22 261H23V260H22ZM26 261H27V260H26ZM30 261H32V260H30ZM46 261H47V260H46ZM101 261H102V262H101ZM119 261H120V262H119ZM148 261H149V260H148ZM166 261H167V259H166ZM171 261H172V260H171ZM177 261H178V260H177ZM208 261H209V260H208ZM211 261H212V260H211ZM213 261H214V260H213ZM237 261H238V260H236V263H237ZM3 262H4V261H3ZM12 262H13V260H12L10 263H12ZM24 262H25V261H24ZM28 262H29V261H28ZM122 262H123V264L126 263V262L124 263V261H122ZM130 262H131V258H130ZM130 262H127V263H130ZM133 262H134V261H132V263H133ZM138 262H139V260H138ZM140 262H142V261H140ZM144 262H145V261H144ZM161 262H162V261H161ZM167 262H168V261H167ZM180 262H181V261H180ZM188 262H189V259H188ZM194 262H195V261H194ZM230 262H231V261H230ZM230 262H229V263H230ZM233 262H235V261H233ZM6 263H7V262H6ZM14 263H16V262H13V264H14ZM127 263H126V264H127ZM134 263H135V262H134ZM134 263H133V264H134ZM136 263H137V262H136ZM159 263H160V262H159ZM176 263H177V262H176ZM183 263H184V260H183ZM198 263H199V262H198ZM206 263H207V261L205 262V264H206ZM209 263H210V262H209ZM209 263H208V264H209ZM221 263H222V262H221ZM236 263H235V264H236ZM240 263H241V262H240ZM244 263H245V262H244ZM250 263H251V262H250ZM8 264H9V263H8ZM41 264H43V263H41ZM45 264H46V263H45ZM47 264H48V263H47ZM49 264H50V263H49ZM142 264H143V263H142ZM145 264H146V263H145ZM148 264H150V263L148 262ZM156 264H157V263H156ZM160 264H162V263H160ZM167 264H169V263H167ZM174 264H175V262H174ZM186 264H187V263H186ZM202 264H204V263H202ZM210 264H211V263H210ZM231 264H232V263H231ZM248 264H249V263H248ZM260 264H261V263H260Z\"/></svg>", "mask_w": 264, "mask_h": 264}]
</instances>
